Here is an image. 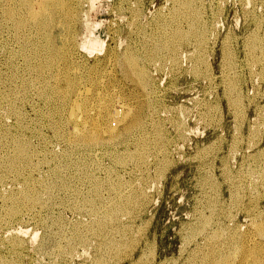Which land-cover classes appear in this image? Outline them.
<instances>
[{
    "label": "rangeland",
    "instance_id": "obj_1",
    "mask_svg": "<svg viewBox=\"0 0 264 264\" xmlns=\"http://www.w3.org/2000/svg\"><path fill=\"white\" fill-rule=\"evenodd\" d=\"M84 1V2H83ZM83 1H81V3L80 4H78L79 6L77 7V9H76V11H75V16H76V18H78V19H76L75 18V16L73 17V19L75 20H72V23H71V28L70 27H67V26H65V28H60V27H54V28H52V29H50L49 31H48V35L50 34L51 35V38L53 39L52 40V46L53 47H55V49H60V50H64V52H67L68 54H67V56H69V58H67L68 60V62L67 61H65V60H61L60 61V59H56V60H54L53 62L55 63H52L51 64V66L53 67V68H51V67H46V68H43V69H38L40 66L39 65H41V62L43 63V61H44V57H46V56H48V54H46L47 52H48V47H45L44 45H43V47L45 48L44 50L42 49V54H40V55H29V54H32V53H30L31 52V47H30V44L28 45H26V43L24 42V43H22V42H20L21 40H16V41H18V42H13L11 39H8V40H3L4 38H2L1 36H0V110L3 108V110H1L0 111V121L2 122V123H0V143H1V145H0V149H2V150H0V167H1V169H0V177H2V174H3V177L4 178H6V179H3V177L2 178H0V192H2V193H0V221H1V223H0V257L2 256V258H0V264L2 263V264H10L11 263V261H12V263L11 264H82V262H84V264H94V263H96V264H102L103 262V260H104V264H112V263H117V262H119V263H117V264H135V263H137V264H182V263H185V264H210L211 262L213 263V264H225V262L224 261H226V264H242L243 262H248V258H249V262L247 263V264H253V263H255V262H257V260H258V258H256V253H257V257H261V256H264V254H263V252H261V253H258V251H262V249H263V251H264V246H261V245H264V232H263V230H261L260 228H263V226L264 225H262V224H264V188L262 189V186L264 187V178L262 179V177H264V173H263V171H264V166H263V164H264V127L262 128V130L260 129L262 126H264L263 124H264V122H263V120H264V111L262 110V109H264V77H262L261 78V76L263 75V73H264V67L263 68H261V66H264V62H263V65H261L262 63V59H263V61H264V58H262V57H264V56H262V51H263V53H264V20H262V17L264 18V0H262L263 2H261V0H254V2L252 1V0H204V2H203V0H191V8H192V10H191V13L190 12H188V11H190V10H183L182 12H180V13H177L178 12V7H180V5H179V1L178 0H174L175 2H177V3H173L174 1L173 0H94V2H92L93 0H83ZM122 1H123V3H122ZM126 1V2H125ZM137 3H136V2ZM142 1V2H141ZM146 1V2H145ZM152 1V2H151ZM194 1V2H193ZM211 1H212V3H211ZM219 1H221V2H223V3H221V2H219ZM243 1V2H242ZM144 2V3H143ZM214 2V3H213ZM249 2V3H248ZM256 2V3H255ZM84 3V4H83ZM91 3H93L92 5H91ZM117 3V4H116ZM142 3V4H141ZM160 3V4H159ZM204 4V6H203V4ZM219 3H221V4H219ZM253 3H255V4H253ZM263 5H262V4ZM95 4V5H94ZM129 4V5H128ZM137 4V8H138V10H137V8L135 7V5ZM139 4V5H138ZM197 4H199V5H197ZM202 4V5H201ZM258 4V5H257ZM82 5V6H81ZM89 5V6H88ZM90 5H91V7H90ZM94 5V6H93ZM133 5V6H132ZM144 5V6H143ZM165 5V6H164ZM194 5V6H193ZM196 5V6H195ZM208 5V6H207ZM212 7H211V6ZM219 5V6H218ZM244 5V6H243ZM118 6V7H117ZM133 8H132V7ZM142 6V7H141ZM164 6V7H163ZM176 6V7H175ZM198 6V7H197ZM204 7V11H203V7ZM221 8V10H219V8ZM221 6V7H220ZM223 6V7H222ZM225 6V7H224ZM255 6V7H254ZM123 7V8H122ZM125 7V8H124ZM161 7V8H160ZM163 7V8H162ZM197 7V8H196ZM242 7H244V8H242ZM256 8V10L254 9V8ZM92 9V10H90V9ZM114 8V9H113ZM131 10H133V11H130V9ZM136 8V9H135ZM175 8V9H174ZM176 8H178V9H176ZM198 8H201L202 10H200V9H198ZM216 8V9H215ZM81 9V10H80ZM88 9V10H87ZM140 9H142L141 10V12H140ZM196 9H198L199 10V12L196 10ZM212 9V10H211ZM214 9V10H213ZM217 9H218V11H217ZM225 9V10H224ZM230 9V10H229ZM78 10V11H77ZM129 10V11H128ZM156 10V11H155ZM162 10V11H161ZM174 10V11H173ZM211 10V11H210ZM232 10V11H231ZM243 10V11H242ZM247 10V11H246ZM250 10H252V11H250ZM90 13H89V12ZM114 11V12H113ZM161 11V12H160ZM170 13H169V12ZM185 11V12H184ZM193 11V12H192ZM198 13H197V12ZM203 13H202V12ZM214 11V12H213ZM246 11V12H245ZM79 12V13H78ZM83 12V13H82ZM87 12V13H86ZM135 12V13H134ZM137 12V13H136ZM160 12V13H159ZM183 12H184V14H183ZM186 12H187V15H186ZM194 12H196V13H194ZM201 12V13H200ZM207 12V13H206ZM222 14H221V13ZM245 12V13H244ZM257 12V13H256ZM115 13V14H114ZM123 13V14H122ZM157 13V14H156ZM158 13H159V15H158ZM194 13V14H193ZM214 13V14H213ZM252 13V14H251ZM255 13V14H254ZM78 14V15H77ZM80 14H81V16H80ZM88 16H87V15ZM135 14H136V17H135ZM166 14H167V16H166ZM169 14H171L173 17H171V15H169ZM190 14H193V15H190ZM195 14H198L197 16H199L198 18H197V21H199L198 23H196L197 24V26H198V28L200 27H202V29H204L203 31H202V29H200L199 28V30L200 31H202L203 33H204V35H206L208 38H210V39H208L207 37H205L206 39V41H205V43L208 45V47H207V45L202 41V43L200 42V34L198 33V34H196V36L194 37V36H190V38L189 37H183L184 35H182V36H180V40L178 39V41H177V37L179 38V36H175V34H176V32H183V30H185V32H183V33H185V34H187V33H190V32H192L193 31V29L191 30V28H193L191 25L193 24L192 22H194V20H193V18H192V16L194 17V15ZM205 14V15H204ZM225 14V15H224ZM248 14V15H247ZM261 14V15H260ZM132 15V16H131ZM139 15V16H138ZM143 15V16H142ZM157 15H158V17H157ZM164 17H163V16ZM175 15V16H174ZM179 15V16H178ZM189 15V16H188ZM212 15V16H211ZM217 15V16H216ZM221 15H222V17H221ZM260 15V16H259ZM79 16V17H78ZM124 16V17H123ZM176 16H178V17H176ZM183 16L185 17V19L184 20H186V22H184V20H182L183 19ZM202 18H201V17ZM204 16V17H203ZM249 16V17H248ZM118 17V18H117ZM141 17V18H140ZM170 17V18H169ZM186 17H189L188 19L186 18ZM206 17V18H205ZM218 19H217V18ZM253 17V18H252ZM257 17H259V18H257ZM80 18V19H79ZM120 18V19H119ZM122 18V19H121ZM128 18V19H127ZM132 18V19H131ZM160 18V19H159ZM172 18V19H171ZM191 18H192V20H191ZM200 18V19H199ZM245 18V19H244ZM251 18H252V20H251ZM89 19V20H88ZM139 21H138V20ZM158 19V20H157ZM164 19H166V20H164ZM171 21H170V20ZM175 19V20H174ZM179 19V20H178ZM217 19V20H216ZM261 19V20H260ZM93 20V21H92ZM128 20H130V21H128ZM156 20V21H155ZM169 20V21H168ZM178 20V21H177ZM182 20V21H181ZM187 20H188V23H187ZM204 20L206 21V23H208V24H206L205 22H204ZM235 20V21H234ZM259 20V22H263L262 24L261 23H259V22H257ZM119 21V22H118ZM166 21V22H165ZM183 23V24H180L181 22ZM190 21V22H189ZM203 21V22H202ZM215 21V22H214ZM245 21V22H244ZM248 23H247V22ZM87 22H88V24H87ZM92 22V23H91ZM98 22V23H97ZM121 22V23H120ZM132 22V23H131ZM137 24H136V23ZM164 22V23H163ZM168 22V23H167ZM176 22V24H174ZM178 22V23H177ZM213 22V23H212ZM80 23V24H79ZM89 23H91V24H89ZM96 25H95V24ZM134 23V24H133ZM148 23H150L149 25H148ZM161 23V24H160ZM167 23V24H166ZM187 23V24H186ZM191 25H190V24ZM204 23V24H203ZM251 25H250V24ZM252 23H255L254 25L252 24ZM256 23H257V25H256ZM75 24V25H74ZM87 24V25H86ZM102 24V25H101ZM130 24H132V25H130ZM141 24V25H140ZM172 24V25H171ZM178 24V25H177ZM185 24V25H184ZM201 24H203V25H201ZM74 25V26H73ZM162 25V26H161ZM165 25V26H164ZM170 25V26H169ZM175 25V26H174ZM182 25V26H181ZM187 25V26H186ZM201 25V26H200ZM206 25H208V26H206ZM261 25H262V27H261ZM73 26V27H72ZM100 26V27H99ZM127 26H129V28L127 27ZM132 26H134L133 28H132ZM139 26V27H138ZM160 26V27H159ZM166 27V28H164V27ZM169 26V27H168ZM190 26V27H189ZM212 26V27H211ZM256 26L258 27V26H260V27H258V28H256ZM94 27H96V28H94ZM143 27H146V28H148V30L147 29H145V28H143ZM155 27V28H154ZM188 27V28H187ZM209 30V32L207 31V29ZM74 28V29H73ZM145 29V30H140V29ZM152 28V29H151ZM159 30H161L162 31V35H160L161 34V31H159ZM174 28V29H173ZM181 28H183V29H181ZM232 28V29H231ZM256 28V29H255ZM55 29V30H54ZM66 29V30H65ZM72 29V30H71ZM79 29V30H78ZM92 29V30H91ZM134 29H137V30H134ZM163 29V30H162ZM168 29V30H167ZM173 30V32L171 31V30ZM206 29V30H205ZM248 29V30H247ZM260 30V31H258V30ZM65 30V31H64ZM71 30V31H70ZM124 30V31H123ZM179 30V31H178ZM190 30V31H189ZM229 30H230V32H229ZM4 31H5V29H4ZM63 31H64V33H63ZM70 31V32H69ZM90 31H92L93 32V34L90 32ZM99 31V32H98ZM139 31V32H138ZM141 31V32H140ZM147 31V32H146ZM156 31V32H155ZM159 31V32H158ZM188 31V32H187ZM250 31H252V32H250ZM253 31H256V33L254 32L253 33ZM57 32V33H56ZM68 34H67V33ZM127 32H129V33H127ZM132 32V33H131ZM135 32H136V34H135ZM144 32V33H143ZM150 34H152V33H154V34H152V36L154 37H152L151 35H149V33ZM165 32V33H164ZM167 32V33H166ZM175 32V33H174ZM206 32H208L207 34H206ZM257 32H259V34L257 35ZM4 33V32H3ZM55 33V34H54ZM77 33V34H76ZM137 33H141L140 34V36H142V37H139V34H137ZM148 33V34H147ZM157 33V34H156ZM160 33V34H159ZM171 33V34H170ZM173 33V34H172ZM196 33V32H195ZM233 33V34H232ZM252 33V34H251ZM84 34V35H83ZM91 34H92V36H91ZM143 34V35H142ZM145 34V35H144ZM156 34V35H155ZM170 34V35H169ZM230 34H231V36H230ZM67 35V36H66ZM71 35V36H70ZM87 35V36H86ZM89 35V36H88ZM134 35H136V36H134ZM167 35V37H165ZM174 35V36H173ZM199 35V36H198ZM249 35H253V37H249ZM80 36H82V37H80ZM111 36V37H110ZM120 36V37H119ZM138 36V37H137ZM146 38H145V37ZM150 36V37H149ZM162 36V37H161ZM227 36V37H226ZM239 36V37H238ZM241 36H242V38H241ZM246 36V37H245ZM257 38H256V37ZM261 36V37H260ZM263 36V37H262ZM56 37V38H55ZM67 37V38H66ZM73 38V39H71V38ZM76 38V41H75V38ZM128 37H129V39H128ZM137 37V38H136ZM148 37H149V39H148ZM158 37V38H157ZM161 37V38H160ZM163 37H164V39L166 38V40H163ZM171 39H170V38ZM191 37H192V39H191ZM194 37V38H193ZM233 37H235V41H237V42H235V41H233L234 40V38ZM245 37V38H244ZM247 37H249V39L250 40H253L254 39V37L256 38V39H254V40H258V38H259V42L258 41H251L250 42V40L247 38ZM66 38V39H65ZM70 38V39H69ZM87 38V39H86ZM140 38V39H139ZM154 40H153V39ZM160 41V42H157V39ZM185 38V39H184ZM195 38H197V40L195 39ZM198 38H200V39H198ZM230 38V39H229ZM247 38V39H246ZM253 38V39H252ZM261 38V39H260ZM263 38V39H262ZM60 39V40H59ZM66 41H65V40ZM81 39H83V40H81ZM89 39V40H88ZM93 39H97L99 42H101L102 44H103V42L104 43H106L105 45H103L102 46V49L101 50H98V49H96V50H94V51H91V49L89 48L90 47V44L88 45V43H89V41L90 40H93ZM121 41H120V40ZM143 39V40H142ZM162 41H161V40ZM168 39V40H167ZM182 39V40H181ZM183 39H184V41H183ZM189 41H188V40ZM194 39V40H193ZM215 39V40H214ZM217 39V40H216ZM228 39V41H226ZM245 39V40H244ZM72 40V41H71ZM86 40V41H85ZM102 40V41H101ZM147 40V41H146ZM156 40V41H155ZM172 40H174V41H172ZM186 40H187V42H186ZM208 40H209V42H208ZM260 40H262V41H260ZM8 42V44H7V42ZM69 41V42H68ZM145 43H144V42ZM150 41V42H149ZM155 41V44L157 43V44H162L163 42H167V41H172V42H175L174 44H177L176 46H180V47H176V49L177 50H175V54L174 53H171V52H169L167 49H164V48H162V47H160V49H159V45H157V47H156V45L155 44H153V42ZM195 41V42H194ZM248 41L250 42V44L252 43L253 44V42H256V43H254V45H252L251 44V47L249 46L250 44L248 43ZM13 42V43H12ZM66 42V43H65ZM120 42L122 43V44H120ZM128 42H130V43H128ZM132 42V43H131ZM147 42H149V43H147ZM152 42V43H151ZM162 42V43H161ZM182 42V44H183V46H181V43ZM184 42V43H183ZM208 42V43H207ZM228 42H230V43H228ZM233 42V43H232ZM242 42H243V44H242ZM10 43V44H9ZM54 43H56V44H54ZM62 43V44H61ZM83 43H85V44H83ZM147 43V44H146ZM187 43H188V45H187ZM191 43V44H190ZM199 43H201V46H200V44ZM215 44V46H214V44ZM227 43V45H224V44H226ZM236 43H238V44H236ZM21 44V45H20ZM72 44V45H71ZM74 44V45H73ZM86 44H87V46H86ZM120 44V45H119ZM130 44V45H129ZM146 44V46L148 47H146V46H144V45ZM155 46L154 48H152L153 46ZM198 44V45H197ZM204 46H203V45ZM222 44V45H221ZM230 44V45H229ZM7 45V46H6ZM70 45V46H69ZM83 45V46H82ZM135 45V46H134ZM193 45H195V46H193ZM229 45V46H228ZM238 45V46H237ZM246 45H247V49H244V48H246ZM260 47H259V46ZM22 46H24V47H22ZM26 46V47H25ZM46 46H48L47 44H46ZM58 46H59V48H58ZM61 46V47H60ZM104 46H105V48H104ZM119 46H121V47H119ZM131 47V49H130V47ZM143 46H144V48H143ZM184 46H186V47H184ZM188 46V47H187ZM200 46V47H199ZM207 48H206V47ZM210 46H212V47H214V48H212V50H211V48H210ZM228 46V47H227ZM243 46V47H242ZM258 46V48L256 49V47ZM6 47V48H5ZM19 47H21V48H19ZM28 47V48H27ZM30 47V48H29ZM72 47V48H71ZM79 47H81L82 49H80ZM119 47V48H118ZM127 48L126 50L124 49V48ZM204 47V48H203ZM227 47V49H225ZM230 47V48H229ZM233 47H234V49H233ZM251 49V55H250V50H249V48ZM252 47H254V49L255 50H253V48ZM261 47H263V48H261ZM13 48V49H12ZM23 48H25V49H23ZM47 48V49H46ZM86 48V49H85ZM134 50H133V49ZM136 48H137V50H136ZM139 48H141V49H139ZM149 48H152V49H149ZM196 48L199 50L200 49V51H198V50H196ZM260 48V49H259ZM11 49V50H10ZM29 49V50H28ZM85 49V50H84ZM104 49V50H103ZM121 49V50H120ZM143 49H144V52H145V54H144V52H143ZM164 51H162V50ZM180 49V50H179ZM187 49H189V50H187ZM204 51H203V50ZM230 49H232V52H234V53H232V52H230L231 50ZM262 49V50H261ZM20 50V51H19ZM62 50V51H63ZM74 50V51H73ZM84 50V51H83ZM87 50V51H86ZM103 50V51H102ZM119 50V51H118ZM123 50H125V51H128V50H130V52H126L125 53V51H123ZM133 50V51H132ZM142 50V51H141ZM150 50V51H149ZM151 50H152V52H151ZM155 50V51H154ZM186 50H187V52H186ZM206 50V51H205ZM214 50H215V52H214ZM229 50V51H228ZM235 50V51H234ZM247 50H249V51H247ZM261 50V51H260ZM11 51V52H10ZM24 51V52H23ZM28 51V52H27ZM45 51V52H44ZM105 51V52H104ZM135 52V54L138 56V58H140V56L141 57H143V58H141V59H139L140 61H141V65L143 66V63H144V68L146 69V71L148 72V70L149 69H151V70H149V72H151V74L150 73H148V77H149V79H151L152 78V80H150V81H148V84H147V86H144V89H147V91L146 90H143V87H140L141 86V84H139L138 83V81H137V79L134 77V75L133 74H131L129 71H127L128 69H127V67H126V65H125V63H124V55L125 54H127V53H132V52ZM147 51H148V53H147ZM182 51V52H181ZM197 51L199 52V53H197ZM209 51V52H208ZM245 51H247L246 53H245ZM255 51V52H254ZM77 54H76V53ZM98 52H99V54H98ZM102 52V53H101ZM118 52V53H117ZM153 55L152 57L151 56H149V55H151L150 53ZM160 52V53H159ZM178 52V53H177ZM193 52H195V53H197V54H194ZM203 52H204V54L205 55H202L203 54ZM208 52V53H207ZM222 52V53H221ZM227 54H226V53ZM229 52V53H228ZM238 52L240 53V55L238 54ZM258 53V54H254V53ZM26 53V54H25ZM88 53L89 54H92V55H88ZM93 53H95V54H93ZM117 53V54H116ZM162 53H163V55H162ZM167 53V54H166ZM225 53V55H223ZM254 55H253V54ZM261 53V54H260ZM72 54V55H71ZM75 54V55H74ZM103 54V55H102ZM123 54V55H122ZM155 54V55H154ZM172 55V56H170V55ZM176 56V57H174V55ZM185 54V55H184ZM193 54V55H192ZM200 54V55H199ZM231 54H233L232 56H231ZM16 55V56H15ZM21 55V56H20ZM28 55V56H27ZM79 55V56H78ZM94 55V56H93ZM108 55V56H107ZM140 55V56H139ZM146 55H147V57H146ZM179 55V56H178ZM194 55H198V56H195L194 57ZM207 55V56H206ZM214 55V56H213ZM227 55L229 56L228 57V59H227ZM249 55V56H248ZM264 55V54H263ZM14 56V57H13ZM43 56V57H42ZM93 56V57H92ZM110 56V57H109ZM156 56V57H155ZM166 56V57H165ZM168 56V57H167ZM170 56V57H169ZM178 56V57H177ZM193 56V57H192ZM201 56V57H200ZM223 56H224V59H222L223 58ZM234 56L236 57V58H234ZM254 56H256V58L254 57ZM261 56V58L259 59L258 57H260ZM11 57V58H10ZM29 58V60L27 59V58ZM38 57V58H37ZM40 57H42V58H40ZM79 57V58H78ZM88 57H89V60H88ZM104 59H103V58ZM121 57V58H120ZM150 59H149V58ZM173 59H172V58ZM198 59H197V58ZM205 57V58H204ZM207 57V58H206ZM210 59H209V58ZM225 57H226V59H225ZM251 57H254V58H251ZM12 60H10V59ZM26 58V59H25ZM76 58V59H75ZM102 58V59H101ZM114 58V59H113ZM120 58V59H119ZM146 58H148L149 59V61L146 59ZM174 58H177V59H175V61H174ZM181 58H183V60L181 59ZM190 58V59H189ZM191 58H194V59H191ZM196 58V59H195ZM203 60H202V59ZM231 58H233L234 60L235 59H237V60H235V61H231L230 59ZM248 58L249 59H251V60H248ZM74 59V60H73ZM110 59H112V60H110ZM153 61H152V60ZM200 59V60H199ZM255 60V61H253V60ZM8 60V61H7ZM14 60V61H13ZM28 61V62H26V61ZM59 60V61H58ZM80 60V61H79ZM103 60V61H102ZM108 60V61H107ZM172 60H173V62H172ZM178 62H177V61ZM182 60V61H181ZM190 60V61H189ZM192 60H194V61H192ZM204 60H205V63H204ZM224 60H225V62L227 63H225L224 62ZM239 60V61H238ZM247 60V61H246ZM259 60H260V62H259ZM32 61H35V62H32ZM58 61V62H57ZM62 61H64V62H62ZM83 61V62H82ZM89 61V62H88ZM111 63H110V62ZM119 61H121V62H119ZM152 62V64H151V62ZM165 61H166V63H165ZM169 61H171V62H169ZM182 62L181 64H180V62ZM201 61H203L202 63H201ZM224 62V64L222 65V63ZM228 61H231V63L229 62L228 63ZM248 61H250L249 63H250V65H249V63H248ZM258 61V62H257ZM10 62V63H9ZM40 62V63H39ZM62 62V63H61ZM70 62H71V65H70ZM73 62V63H72ZM77 62V63H76ZM79 62H81V63H79ZM87 62V63H86ZM108 62H109V64H108ZM115 62V63H114ZM117 62V63H116ZM143 62V63H142ZM146 62V63H145ZM149 62V63H148ZM167 62H169V64L167 63ZM175 62H177V63H175ZM189 62H191V63H189ZM198 62V63H200L201 64V66H200V64L199 65H197L196 63ZM222 62V63H221ZM237 62V63H236ZM240 64H239V63ZM244 62V63H243ZM254 62V63H253ZM9 63V64H8ZM27 63V64H26ZM61 63V64H60ZM69 63V64H68ZM83 63V64H82ZM92 63V64H91ZM123 63V64H122ZM154 63V64H153ZM173 65H172V64ZM179 63V64H178ZM193 63V64H192ZM194 63H195V66H194ZM207 63V64H206ZM234 63H236V64H234ZM248 63V64H247ZM252 63V64H251ZM256 63V64H255ZM260 65H259V64ZM33 64V65H32ZM54 64V65H53ZM73 64H74V66H76V67H74L73 66ZM77 64V65H76ZM97 64V65H96ZM114 64V65H113ZM117 64H118V66H117ZM147 64V65H146ZM171 64V65H170ZM175 64V65H174ZM230 64V65H229ZM235 66H234V65ZM237 64H239V65H237ZM243 64V65H242ZM255 64V65H254ZM258 64V65H257ZM15 65V66H14ZM60 65V66H59ZM91 65H93V66H91ZM120 65H122V67L120 66ZM146 65V66H145ZM180 65H182V66H180ZM190 65V66H189ZM204 65V66H203ZM224 65H227L228 66V68L226 67V66H224ZM238 67H237V66ZM253 65V66H252ZM25 66V67H24ZM64 66H66V67H64ZM87 66H88V68H87ZM109 66V67H108ZM111 66V67H110ZM125 66V67H124ZM188 66H189V68H188ZM198 66V67H197ZM199 66L201 67L200 68V70H199ZM208 66V67H207ZM247 66V67H246ZM250 66H252V67H254V68H252V67H250ZM259 66V67H258ZM64 67V68H63ZM68 67V68H67ZM70 67H72V68H70ZM91 67V68H90ZM97 67V68H96ZM102 67V68H101ZM119 67V68H118ZM157 67V68H156ZM208 69H207V68ZM210 67H211V69H210ZM224 67H226V68H224ZM231 67H233V68H231ZM236 67L238 68L237 70H236ZM252 68V69H250V68ZM29 68V69H28ZM59 68V69H58ZM65 68H67V70L68 71H66V72H63V70L65 69ZM81 68V69H80ZM84 68V69H83ZM95 68V69H94ZM99 68H100V71H99ZM113 68V69H112ZM126 69V70H120V69ZM172 68H175V69H173V70H171ZM179 68V69H178ZM181 68V69H180ZM194 68H195V70H194ZM198 68V71L196 70ZM205 68V69H204ZM223 68V69H222ZM229 68H231V69H229ZM234 68H235V70H234ZM242 68V69H241ZM247 68V69H246ZM256 68V69H255ZM259 68V69H258ZM261 68V69H260ZM16 69V70H15ZM28 71H27V70ZM32 69L35 71V73L32 71ZM46 69V70H45ZM49 69V70H48ZM70 69V70H69ZM75 69V70H74ZM88 69V70H87ZM107 69V70H106ZM112 69V70H111ZM193 69V70H192ZM225 69V70H224ZM254 69V70H253ZM263 69V70H262ZM40 70V71H39ZM52 70V73L50 72ZM59 70V71H58ZM74 70V71H73ZM91 72H90V71ZM95 72H94V71ZM102 70V71H101ZM109 70H111V71H113L112 72V74L114 75H112L111 74V72L109 71ZM185 72H184V71ZM188 70H190L189 72H188ZM206 70V71H205ZM222 70V71H221ZM224 70V71H223ZM228 70V71H227ZM233 71V73H232V71ZM252 70V71H251ZM13 71V72H12ZM15 71V72H14ZM17 71V72H16ZM25 71H27V72H25ZM31 71V72H30ZM37 71H39V72H37ZM71 71V72H70ZM73 71V72H72ZM78 71V72H77ZM86 71V72H85ZM90 73H89V72ZM108 71V72H107ZM172 71H174V74H173V72ZM179 72V75L178 74H175V73H177V72ZM193 71H194V73H193ZM199 72L198 74H196L195 75V73L196 72ZM203 71V72H202ZM227 71V72H226ZM230 71V73H228ZM237 71V72H236ZM239 71V72H238ZM248 71H250L249 73H248ZM258 71V72H257ZM261 71H263V72H261ZM50 72V73H49ZM56 72V73H55ZM68 72V73H67ZM75 72V73H74ZM88 72V73H87ZM103 74H102V73ZM183 72V73H182ZM186 72H188V73H186ZM213 72V73H212ZM223 72V73H222ZM252 72V73H251ZM259 72L260 73H262V75L260 74L259 75ZM14 73V74H13ZM16 73V74H15ZM20 73V74H19ZM31 73V74H30ZM41 73H43L42 75H41ZM63 75H62V74ZM67 73V74H66ZM73 73V74H72ZM93 73V74H92ZM105 73V74H104ZM110 73V74H109ZM119 73V74H118ZM122 73V74H121ZM124 73V74H123ZM193 73V74H192ZM203 73V74H202ZM207 74V75H205V74ZM212 73V75H210ZM224 73H226L225 75H223ZM228 73V74H227ZM238 73H239V75H238ZM245 73V74H244ZM256 74V75H253V74ZM56 74H57V76H56ZM81 74V75H80ZM121 74V75H120ZM125 74H126V76H125ZM183 74V75H182ZM199 74H200V76H201V78H200V76H199ZM234 74H235V76H234ZM236 74H237V76H236ZM31 75V76H30ZM42 77H41V76ZM53 75H54V77H53ZM67 75H69V76H72V77H74V75H75V77L77 78V81L79 82V83H77L78 85V87L80 86L82 89H86V88H91V91L93 92V93H91V94H95V91L97 92V88H99L98 90L100 91V89H101V91L100 92H103L104 94H110V96H113L114 97V93L116 94L115 96L117 97V95L118 96H121V101H123V102H128L129 104H131V101L133 102L131 105H133V106H135L134 107V109H135V111L137 112L138 110H140V116L142 117V115L144 116L143 118H140V120L142 121V123H143V127H142V129H140V130H143V131H141L140 132V130L138 129V131H137V129L135 128L134 130H133V133L131 132V133H128V135H127V133H124V132H126V129H125V125H123V124H120L119 122H118V129H117V131L119 132V130L121 131H123V129H125L122 133L121 132H119V134H120V136L118 137V138H113V139H111L110 137L108 138V135H106V134H103V135H101V136H103L102 137V141L98 144V146L97 145H94V146H90V147H88L86 144H84L85 142L82 140V138L81 137H79V136H77L74 132H75V130H74V123H72V121L70 120V121H68V118H67V116H68V105L66 106H63L62 108L63 109H61L60 108V105H61V103L63 102L62 101V97H61V94L59 93V92H57L54 88H65L66 87V81H65V78L63 77V76H67ZM89 75V76H88ZM97 75V76H96ZM125 77H124V76ZM174 75V76H173ZM185 75V76H184ZM193 75V76H192ZM209 75V76H208ZM219 75H221V76H219ZM223 75V76H222ZM229 75H231L230 77H231V79H230V77H229ZM234 77H233V76ZM241 75V76H240ZM243 75V76H242ZM259 75V76H258ZM10 76V77H9ZM13 78H12V77ZM22 76V77H21ZM35 76V77H34ZM47 76V77H46ZM50 76H52V77H50ZM61 76V77H60ZM88 76V77H87ZM94 76L96 77V78H94ZM99 76L101 77V78H99ZM111 78H110V77ZM153 76V77H152ZM181 76V77H180ZM214 76V77H213ZM218 76V77H217ZM225 76V77H224ZM249 76V77H248ZM253 76H254V78H253ZM24 77H25V79H24ZM35 79H34V78ZM36 77H37V80H36ZM44 77V78H43ZM56 77H58V78H56ZM93 77V78H92ZM113 77H115V78H113ZM118 77V78H117ZM124 79H123V78ZM173 77V78H172ZM197 78V79H195V78ZM199 77V78H198ZM213 77V78H212ZM224 77V78H223ZM227 77V78H226ZM232 77H233V79H232ZM241 77V78H240ZM258 77H260V81H259V78ZM10 78L11 79H16V81L15 80H10ZM30 78V79H29ZM43 80H42V79ZM47 78V79H46ZM52 78V79H51ZM92 79V81H91V79ZM103 78H105V79H103ZM129 78V79H128ZM153 78H154V80H153ZM172 78V79H171ZM178 78V79H177ZM203 78V79H202ZM206 78V79H205ZM210 78H211V80H213V81H211L210 80ZM219 78V79H218ZM226 78V79H225ZM237 78V79H236ZM28 79V80H27ZM39 79V80H38ZM50 81H49V80ZM96 79V80H95ZM98 79L100 80V81H98ZM107 79V80H106ZM113 79V80H112ZM115 79V80H114ZM132 79H134V80H132ZM174 79H176V81L174 80ZM199 79V80H198ZM216 79V80H215ZM223 79V80H222ZM239 79H241V80H239ZM246 79V80H245ZM61 81V83H58V82H60ZM82 80V81H81ZM90 80V81H89ZM106 82H105V81ZM120 80H122V81H120ZM206 80V81H205ZM210 80V81H209ZM233 80V81H232ZM239 80V81H238ZM21 81H23V82H21ZM25 81H26V83L28 84H26L25 83ZM36 82L35 84H34V82ZM38 81V82H37ZM40 81H42V82H40ZM48 81V82H47ZM55 81V82H54ZM64 81V82H63ZM109 81V82H108ZM125 81V82H124ZM173 81V82H172ZM183 81V82H182ZM194 81V82H193ZM221 81V82H220ZM226 81V82H225ZM235 81V82H234ZM238 81V82H237ZM31 84H30V83ZM40 82V83H39ZM45 82V83H44ZM53 82V83H52ZM89 84H88V83ZM91 82V83H90ZM98 82V83H97ZM110 82L112 83V84H110ZM117 82H118V84H117ZM150 82H151V84H150ZM177 82V83H176ZM198 82V83H197ZM223 82V83H222ZM228 82H231V85H228ZM236 84V83H238V84H234V83ZM243 82V83H242ZM254 82V83H253ZM8 83V84H7ZM16 84V86H15V84ZM21 83V84H20ZM24 83V84H23ZM81 83H82V86H81ZM95 85H94V84ZM103 83L104 84H107V85H103ZM122 83H123V85H122ZM153 83V84H152ZM157 83V84H156ZM169 83L171 84V85H169ZM199 83H201V84H199ZM209 83V84H208ZM212 83H214V84H211ZM221 85H220V84ZM225 83L227 84L226 85V87L224 86L225 85ZM244 83H246V84H244ZM26 84V85H25ZM44 84V85H43ZM98 84V85H97ZM126 84V85H125ZM155 84H156V86H155ZM173 84V85H172ZM182 84V85H181ZM190 84V85H189ZM194 84V85H193ZM215 84H216V86H215ZM230 84V83H229ZM234 84V85H233ZM252 84V85H251ZM34 85L36 86V87H34ZM47 85H48V87H47ZM51 85V86H50ZM55 85V86H54ZM89 85V86H88ZM93 85H94V87H93ZM97 85V86H96ZM100 85V86H99ZM117 86L116 88L117 89H115V86ZM130 85V86H129ZM151 85H152V87H151ZM176 85V86H175ZM210 85V86H209ZM238 85V86H237ZM240 85V86H239ZM242 85V86H241ZM245 85V86H244ZM259 85V86H258ZM18 86H19V88H18ZM22 86H24V87H22ZM59 86V87H58ZM101 86H104V88L106 89H104L103 87H101ZM135 88H134V87ZM149 86V87H148ZM168 86V87H167ZM173 86L176 88H173ZM178 86V87H177ZM188 86H189V88H188ZM205 86V87H204ZM220 88H219V87ZM232 86H235V88L234 87H232ZM236 86H237V88L240 90V92H239V90H238V92L236 91L237 89H236ZM7 87H9L8 89H7ZM14 87V88H13ZM30 87V88H29ZM38 87V88H37ZM41 87V88H40ZM43 87V88H42ZM84 87V88H83ZM93 87V88H92ZM109 87V88H108ZM139 87V88H138ZM146 87V88H145ZM206 87H208V88H206ZM223 87H225V88H223ZM240 87V88H239ZM260 87V88H259ZM18 88V89H17ZM23 88H24V91H23ZM32 88V89H31ZM34 88V89H33ZM48 88V89H47ZM53 88V89H52ZM77 88V87H76ZM122 88V89H121ZM124 88V89H123ZM154 88V89H153ZM160 88V89H159ZM166 88V89H165ZM168 88H169V90H168ZM188 88V89H187ZM213 88H216V89H213ZM229 88V89H228ZM232 90H231V89ZM258 90H257V89ZM26 89H28V90H26ZM31 89V90H30ZM35 89H38V90H36L35 91ZM94 89V90H93ZM113 89V90H112ZM142 89V90H141ZM151 89V90H150ZM206 89V90H205ZM213 89V90H212ZM225 89H227V91L225 90ZM243 89V90H242ZM248 89V90H247ZM261 89V90H260ZM41 90H42V92H41ZM49 90H51L50 92H49ZM54 90H55V92H54ZM102 90H104V91H102ZM137 90H139V91H137ZM158 90V91H157ZM160 90V91H159ZM171 90V91H170ZM217 90V91H216ZM231 90V91H230ZM233 90H235V91H233ZM246 90H247V92H246ZM4 91H6V92H4ZM23 91V92H22ZM38 91V92H37ZM107 91V92H106ZM109 91H111V92H109ZM115 91V92H114ZM118 91V92H117ZM144 91V92H143ZM149 91V92H148ZM162 91V92H161ZM168 92V94H167V92ZM208 91H209V93H208ZM212 91V92H211ZM224 91H226V92H224ZM230 91V92H229ZM257 91L258 92H260V94L259 93H257ZM4 92V93H3ZM31 92V93H30ZM34 92H35V94H34ZM47 92V93H46ZM112 92H114V93H112ZM120 92V93H119ZM142 92V93H141ZM153 92V93H152ZM214 92V93H213ZM223 92V93H222ZM229 94H228V93ZM234 92H236L235 94H233ZM262 92V93H261ZM3 93V94H2ZM39 93H41V94H39ZM59 93V94H58ZM146 93V94H145ZM161 93H163L162 95H161ZM203 93V94H202ZM205 93V94H204ZM227 95H229V99L226 97V94ZM238 93H240V94H238ZM255 93V94H254ZM2 94V95H1ZM13 94V95H12ZM58 94V95H57ZM108 94V95H109ZM112 94V95H111ZM149 94H150V96H149ZM155 94H156V96H155ZM165 94V96L163 97V95ZM209 94V95H208ZM217 94V95H216ZM243 94V95H242ZM248 94V95H247ZM258 94V95H257ZM263 94V95H262ZM6 95V96H5ZM8 95V96H7ZM12 95V96H11ZM43 96V97H41V96ZM47 95V96H46ZM52 95V97H50V96ZM56 97H55V96ZM170 97H169V96ZM217 97H216V96ZM225 95V96H224ZM232 95H236V96H234V97H232ZM242 95V96H241ZM253 95V96H252ZM254 95H255V97H254ZM5 96V97H4ZM46 96V97H45ZM49 96V97H48ZM61 99V101H60V99H58V97ZM68 97H69V99H70V101H71V99L73 100L74 98H76L75 97V95H74V93L72 92V90L70 91V93H68V95H67ZM71 96V97H70ZM152 96H153V98H152ZM204 96V97H203ZM244 96V97H243ZM246 96H248V97H246ZM259 96V97H258ZM11 97V98H10ZM24 97H25V99H24ZM40 97V98H39ZM150 97V99H148ZM156 99H155V98ZM157 97H158V100H157ZM224 97H225V99H224ZM252 97V98H251ZM8 98H9V100H8ZM31 98V99H30ZM42 98H43V100H42ZM54 98V99H53ZM159 98H161V99H159ZM167 99L166 101H165V99ZM201 98H203V99H201ZM209 98V99H208ZM217 100H216V99ZM220 98V99H219ZM241 98H243L244 100H242ZM5 99V100H4ZM27 99V100H26ZM40 99V100H39ZM46 99V100H45ZM145 99H148L149 100V102L150 103H148V101L147 100H145ZM153 99V100H152ZM155 99V100H154ZM210 99H212V101L210 100ZM214 99H215V101H214ZM228 99V100H227ZM230 99H232L231 101H230ZM235 99V100H234ZM246 99V100H245ZM251 99H252V102H251ZM18 100V102H16V101ZM25 100V101H24ZM29 100V101H28ZM31 100V101H30ZM50 100V101H49ZM52 100V101H51ZM143 100V101H142ZM207 100V101H206ZM210 100V101H209ZM238 100V101H237ZM249 100H250V102H249ZM256 100V101H255ZM258 100V101H257ZM9 101V102H8ZM45 101H47L46 103H45ZM57 101H58V103H57ZM154 101H155V103H154ZM163 101H164V103H163ZM214 101V102H213ZM233 101H234V103H233ZM235 101H237V103L235 102ZM27 102V103H26ZM61 102V103H60ZM205 104H204V103ZM211 102V103H210ZM231 102V103H230ZM240 102V103H239ZM241 102H242V105H241ZM50 103V104H49ZM60 103V104H59ZM142 103V104H141ZM174 103V104H173ZM203 104V106H201V104ZM219 103H220V106H219ZM236 103V104H235ZM245 103V104H244ZM14 104V105H13ZM19 104V105H18ZM39 104V105H38ZM148 104H150V105H148ZM155 104V105H154ZM208 104V105H207ZM211 104V105H210ZM243 104H244V106H243ZM249 104H251V105H249ZM6 105V106H5ZM18 105V106H17ZM23 105V106H22ZM44 105V106H43ZM47 105V106H46ZM137 105V106H136ZM141 105V106H140ZM146 105V106H145ZM161 105V106H160ZM166 105H168V110H167V106ZM200 105V106H199ZM209 106L208 108H207V106ZM215 105V107H213V106ZM233 105V106H232ZM234 105L236 106V110H238V111H235V107H234ZM240 105V107H238ZM259 105V107H257ZM262 105V106H261ZM16 106V107H15ZM54 106V107H53ZM57 106L59 107V108H57ZM143 106H145V107H143ZM151 106V107H150ZM155 106H158V107H155ZM165 106V107H164ZM173 106V107H172ZM205 106V107H204ZM212 106V107H211ZM219 106V107H218ZM249 106V107H248ZM11 107V108H10ZM15 107V108H14ZM19 107V108H18ZM38 107V108H37ZM42 107H43V109H42ZM65 107V108H64ZM114 107L116 108V109H118V110H120L121 111V109H123L121 106H120V104H118V103H115L114 104ZM151 109H150V108ZM211 107V108H210ZM229 107V108H228ZM233 107V108H232ZM259 109V110H257V108ZM6 108V109H5ZM16 108H17V110H16ZM40 108V109H39ZM54 108H56V109H54ZM154 108V109H153ZM162 108V109H161ZM166 108V109H165ZM217 108V109H216ZM238 108V109H237ZM242 109V111H241V109ZM243 108H245V109H243ZM25 109V110H24ZM35 109V110H34ZM41 110V111H39V110ZM60 109V110H59ZM150 109V110H149ZM152 109H153V112H152ZM158 109L160 110V112L158 111ZM164 109H165V111H164ZM212 109L214 110V111H212ZM247 109V110H246ZM261 109V110H260ZM5 110H7V111H5ZM19 110H22L21 112H24V113H21ZM55 110V111H54ZM67 110V111H66ZM156 110V111H155ZM171 110V111H170ZM203 110V111H202ZM207 110H209V111H207ZM211 110V111H210ZM217 110H218V112H217ZM255 110H257V111H255ZM3 111H4V113H3ZM13 111V112H12ZM52 111H53V113H52ZM63 111V112H62ZM216 111V112H215ZM219 111H220V113H219ZM230 111V112H229ZM246 111V112H245ZM260 111H262V112H260ZM7 112V113H6ZM9 112V113H8ZM21 114H20V113ZM57 112V113H56ZM151 112V113H150ZM156 112H158V113H156ZM162 112V113H161ZM203 112V113H202ZM208 112V113H207ZM212 112V113H211ZM232 112V113H231ZM241 112V114H240V117H241V120H243L242 122L243 123H241V120H239V113ZM243 112V113H242ZM245 112V113H244ZM261 113V115H260V113ZM18 113V114H17ZM26 113V114H25ZM45 113V114H44ZM49 113H50V115H49ZM144 113V114H143ZM146 113V114H145ZM150 113V114H149ZM153 113H156L158 116H156V114H153ZM205 113V114H204ZM211 113V114H210ZM213 113H215V114H213ZM218 113V114H217ZM247 113V114H246ZM8 114V115H7ZM11 114V115H10ZM24 116H23V115ZM41 114V115H40ZM56 114V115H55ZM61 114V115H60ZM173 114V115H172ZM175 114V115H174ZM208 114H210L209 115V117H208ZM217 114V115H216ZM221 114V116H220V118H219V115ZM237 115V116H235L234 117V115ZM243 114H244V116H243ZM3 115V116H2ZM46 115H48V116H46ZM53 115H55V116H53ZM146 115H149V116H146ZM155 115V117H152V116H154ZM170 115H171V118L172 119H170ZM177 115V116H176ZM206 115V116H205ZM257 115H260L259 117H260V119L258 118V116ZM6 116H7V118H9V121H8V119L6 118ZM10 116V117H9ZM12 116H14V117H12ZM38 116H39V118H38ZM45 116V117H44ZM54 118H53V117ZM64 116V117H63ZM215 116V117H214ZM247 116V117H246ZM21 118L22 117V119H19V118ZM60 117V118H59ZM146 117V118H145ZM147 117H149V118H147ZM158 117H160V118H163V119H160V118H158ZM174 117V118H173ZM202 117L204 118V120L202 119ZM243 117V118H242ZM23 118H25V119H23ZM48 118V119H47ZM179 118V119H178ZM216 118V119H215ZM245 118V119H244ZM258 118V119H257ZM41 119V120H40ZM45 119V120H44ZM51 119V120H50ZM54 119V120H53ZM58 119V120H57ZM67 119V120H66ZM142 119H145V120H142ZM159 119L161 120V121H159ZM176 119H178L177 121H176ZM181 119V120H180ZM217 119H220V121H218ZM16 120H20V121H16ZM21 120H22V122H21ZM64 120H66V121H64ZM147 120V122H144V121H146ZM157 120V123L160 125H157V123H154V121H156ZM164 120V121H163ZM174 120V121H173ZM205 120H207V121H205ZM219 122H217V121ZM245 120V121H244ZM248 120H250L249 122H248ZM5 121V122H4ZM31 121V122H30ZM35 121V122H34ZM54 121V122H53ZM60 121V122H59ZM108 121H109V123H112V121H113V123H112V125L114 126V124H115V126L114 127H116V125H117V121L114 119V118H109L108 119ZM149 121V122H148ZM172 121V122H171ZM176 121V122H175ZM214 121H216L215 123H214ZM236 121V122H235ZM237 121H238V123H237ZM256 121L257 123H254V122ZM260 121V122H259ZM262 121V122H261ZM18 124H17V123ZM25 122V123H24ZM39 122H41V123H39ZM52 122V123H51ZM62 122H65V123H62ZM70 122V123H69ZM171 122V123H170ZM177 122H179V123H177ZM210 122V123H209ZM211 122H212V124H211ZM221 122V123H220ZM261 123V125L259 124V123ZM29 123H31V124H29ZM37 123V124H36ZM48 123H50V124H48ZM60 123V124H59ZM68 125H67V124ZM154 123V124H153ZM164 123V124H163ZM174 123V124H173ZM209 123V124H208ZM237 125H236V124ZM14 124H16V125H14ZM19 124H21V125H19ZM27 124H28V126H27ZM44 124V125H43ZM56 124V125H55ZM63 124H64V126H63ZM70 124V125H69ZM147 124H149V125H147ZM153 124V125H152ZM175 124H177L176 125V127H175ZM239 124V125H238ZM242 124V125H241ZM244 124V125H243ZM248 124H249V126H248ZM251 124H253V125H256V128H255V126H253V125H251ZM257 124H259V126H257ZM22 125H24V126H22ZM42 125V126H41ZM51 125H55L54 127L53 126H51ZM119 125H120V127H119ZM145 125V126H144ZM158 126L157 128H156V126ZM165 126V131H164V128H160L161 129V131H160V129H159V127H163V126ZM181 125V126H180ZM11 126V128H9V130H8V127H10ZM26 126V127H25ZM41 126V127H40ZM48 126H50V127H48ZM59 128H58V127ZM124 126V127H123ZM154 128H153V127ZM174 126V127H173ZM178 126H179V129L178 130H176L177 128H178ZM211 126H212V128H211ZM216 126V127H215ZM236 126V127H235ZM238 126V127H237ZM250 126H253L256 130L258 129V132L259 133H257V132H254V131H256V130H254L252 127V129L254 130V131H252L251 130V128H250ZM4 127V128H3ZM15 127V128H14ZM18 127V128H17ZM24 127V128H23ZM53 127V128H52ZM151 127H152V129H151ZM182 127V128H181ZM214 127V128H213ZM217 127H219V128H217ZM242 127V128H241ZM6 128H7V130H6ZM29 128V129H28ZM53 130H52V129ZM146 128V129H145ZM175 128V129H174ZM236 128H238V129H240V130H237ZM244 128V129H243ZM154 129V130H153ZM250 129V130H249ZM5 132H4V131ZM33 130V131H32ZM37 130V131H36ZM63 130H64V132H63ZM147 130V131H146ZM152 130V131H151ZM175 130V131H174ZM182 130V132L181 133H179L180 131ZM234 130V131H233ZM2 131V132H1ZM19 131H21V132H19ZM26 131V132H25ZM38 131L39 132H41V133H38ZM66 131V132H65ZM74 131V132H73ZM151 131V132H150ZM153 131L156 133V134H158V135H156V134H153ZM163 131V132H162ZM171 132V134L170 133H168V132ZM178 131V132H177ZM184 131V132H183ZM263 131V132H262ZM7 132V133H6ZM18 132L21 134V136H20V134H18ZM36 132V133H35ZM59 133L58 134V136L60 137H58L56 134L57 133ZM63 132V133H62ZM140 132V133H139ZM142 132H143V134H142ZM145 132H147V133H145ZM162 132V133H161ZM166 132V133H165ZM177 132V133H176ZM236 132V133H235ZM251 132H252V134H251ZM263 134H262V133ZM9 133H12V134H9ZM15 133V134H14ZM22 133H24L23 135H22ZM30 133L32 134V135H30ZM48 133V134H47ZM61 133V134H60ZM67 133V134H66ZM124 133V134H123ZM136 134V136L134 135L133 136V134ZM152 135H151V134ZM182 133H184V134H182ZM186 133V134H185ZM238 133H240L239 135H241V137L240 136H237L238 135ZM243 135H242V134ZM250 134V136H251V138H250V136H248L249 134ZM253 133H257L256 135L255 134H253ZM3 134H6L5 136L3 135ZM41 134H42V136H41ZM45 134H47V135H45ZM51 134V135H50ZM63 134H65V135H63ZM145 134V135H144ZM146 134H148V136L146 135ZM163 134V135H162ZM170 134V135H169ZM181 134H182V136L183 135H186V136H183V138H182V136H181ZM233 136H232V135ZM260 134H262V135H260ZM13 135H14V137H13ZM17 135V136H16ZM30 135V136H29ZM38 137H37V136ZM61 135H63V136H61ZM68 135V136H67ZM70 135V136H69ZM72 135V136H71ZM155 135H156V137H157V139H156V137H155ZM160 135H161V138H159L160 137ZM176 135V136H175ZM259 136V137H261V138H258V136H257V140L255 139L254 140V138H255V136ZM11 138H10V137ZM16 136V137H15ZM19 136V137H18ZM40 136V137H39ZM46 136V137H45ZM75 136V137H74ZM125 136V137H124ZM131 136H132V138H131ZM145 136V138L147 139V140H149L150 139V141H147L146 140V142H145V147H143V148H141L142 147V144H143V142L142 141H140V139L142 140L143 139V137ZM169 136V137H168ZM173 136H174V138H173ZM180 136V137H179ZM220 136H221V138H220ZM236 138H235V137ZM248 136V137H247ZM253 136V137H252ZM5 137V138H4ZM21 137V138H20ZM24 137V138H23ZM30 137V138H29ZM53 137V138H52ZM63 137V138H62ZM78 137V138H77ZM104 137H106V139L104 138ZM152 137H154V138H152ZM163 137H164V139H163ZM165 137H167L166 139H165ZM172 137V138H171ZM244 137V138H243ZM2 138V139H1ZM7 138V139H6ZM42 138V139H41ZM44 138V139H43ZM50 138V139H49ZM69 138V139H68ZM77 138V139H76ZM123 138H125V139H123ZM131 138V139H130ZM135 138H136V140H135ZM139 138V139H138ZM169 138V139H168ZM183 140H182V139ZM220 138V139H219ZM233 140H232V139ZM235 138V139H234ZM239 138V139H238ZM241 138H243V140L241 139ZM250 139V141H248L249 139ZM3 139H6V140H4L3 141ZM13 139V140H12ZM18 139V140H17ZM31 139V140H30ZM47 139V140H46ZM58 139V140H57ZM64 139V140H63ZM67 139H68V141H67ZM76 139V140H75ZM81 139V141H78V140H80ZM152 139H153V141H152ZM155 139H156V141H155ZM159 139V140H158ZM162 139V140H161ZM171 139V140H170ZM179 141H178V140ZM238 139V140H237ZM248 139V140H247ZM254 141H253V140ZM260 139V140H259ZM262 139V140H261ZM24 140V141H23ZM27 140H30V141H27ZM66 140V141H65ZM70 140V141H69ZM73 142H72V141ZM110 140V141H109ZM111 140H112V142H111ZM118 140V142H116ZM123 140V141H122ZM131 140V141H130ZM161 140V141H160ZM170 141V142H167V141ZM173 140H174V142H173ZM214 140L216 141V142H214ZM226 140V141H225ZM228 140V141H227ZM232 140V141H231ZM234 140L236 141V142H234ZM242 142H241V141ZM2 141V142H1ZM6 141V142H5ZM16 141H22V142H24V144L26 143V146H25V149H26V151H27V149H28V151H27V156H26V158H27V160H26V164H22V163H20V167H21V169L19 168V174H17L16 175V173H12V172H8L7 170H4V167H2L1 165H2V163H3V161L5 160V158L6 157H8V156H11V155H13L14 154V147H15V144H16ZM26 141V142H25ZM56 141V143H54ZM57 141H59V142H57ZM65 141V142H64ZM108 141V142H107ZM125 141V142H124ZM126 141H127V143H126ZM129 141V142H128ZM139 141H140V143H141V147H140V144H139ZM160 141V142H159ZM171 141H172V143H171ZM222 141V142H221ZM238 141V142H237ZM239 141H240V144H239ZM253 141V142H252ZM256 141V142H255ZM258 141H260V142H258ZM3 142H5V143H3ZM15 144H14V143ZM42 142H44V143H42ZM67 142V143H66ZM77 142H80V143H77ZM84 142V143H83ZM120 142V143H119ZM151 143V144H149V143ZM164 142V143H163ZM176 142V143H175ZM212 142V143H211ZM234 142V143H233ZM244 142V143H243ZM247 142H249V143H247ZM251 142V143H250ZM76 143V144H75ZM109 145H108V144ZM137 143V144H136ZM149 145H148V144ZM153 143H154V145H153ZM159 143V144H158ZM161 143V144H160ZM221 143L222 145H219V144ZM233 143V144H232ZM236 143V144H235ZM242 143V144H241ZM254 143H257V145L255 144L254 145ZM260 143V144H259ZM5 145V147H4V145ZM7 144V145H6ZM28 144V145H27ZM32 144V145H31ZM70 144V145H69ZM129 144H131L132 146H130L129 147ZM139 144V145H138ZM156 144H158V145H156ZM164 144V145H163ZM170 144V145H169ZM210 144V145H209ZM212 144H216V145H212ZM232 144V145H231ZM237 145V146H235V145ZM248 144V145H247ZM32 147H31V146ZM44 145V146H43ZM46 145V146H45ZM52 145H54V146H52ZM61 145V146H60ZM69 145V146H68ZM72 145V146H71ZM77 145H80V146H77ZM121 145H123V146H121ZM136 145V146H135ZM170 147H169V146ZM178 145V146H177ZM214 146V147H212V146ZM231 145V146H230ZM251 145V147H248V146H250ZM261 145V146H260ZM7 146V147H6ZM42 146V147H41ZM66 146H68V147H66ZM114 146V147H113ZM134 146V147H133ZM154 148H156L155 149V151H153V147ZM162 146V147H161ZM165 146V147H164ZM168 146V147H167ZM234 146V147H233ZM238 146H240V147H238ZM254 146V147H253ZM32 149H31V148ZM41 147V148H40ZM70 147V148H69ZM75 147V148H74ZM78 147V148H77ZM82 147V148H81ZM87 147V148H86ZM117 147L119 148V149H117ZM138 147V148H137ZM148 147H152L151 149L150 148H148ZM158 147V148H157ZM164 147V148H163ZM177 147H179V148H177ZM238 147V148H237ZM248 147V148H247ZM30 148V149H29ZM44 148V149H43ZM61 148V149H60ZM65 148V149H64ZM73 148V149H72ZM94 148V149H93ZM124 148V149H123ZM135 148V149H134ZM164 149V152H163V149ZM167 148V149H166ZM183 148V149H182ZM204 148V149H203ZM230 148V149H229ZM231 148H235L234 149V151H232L233 149H231ZM251 148V149H250ZM263 148V149H262ZM4 149V150H3ZM48 149V150H47ZM52 149H54V150H52ZM67 149H69V150H67ZM72 151H71V150ZM75 149V150H74ZM77 149V150H76ZM81 149V150H80ZM92 149V150H91ZM144 149L146 150V149H148V150H146V151H144ZM172 149V150H171ZM199 149V150H198ZM202 149H203V152H202ZM207 149H208V151H207ZM209 149H212V150H209ZM214 149H215V151H214ZM219 149V150H218ZM222 149H223V151H222ZM259 149V150H258ZM262 150V152H261V150ZM13 150V151H12ZM47 150V151H46ZM50 150V151H49ZM52 150V151H51ZM64 150V151H63ZM110 150V151H109ZM114 150V151H113ZM117 150V151H116ZM126 150H128V152L126 151ZM133 150H135V151H133ZM138 150H139V152H138ZM149 150H151L150 152H148ZM158 150H159V152L162 150V154H163V157H161L162 156V154L161 153H159L158 152ZM173 152H171V151ZM201 150V151H200ZM217 150V151H216ZM231 150V151H230ZM238 150V151H237ZM241 150V151H240ZM245 150V151H244ZM2 151V152H1ZM8 151V152H7ZM34 151V152H33ZM40 151V152H39ZM41 151H42V153H43V155H42V153H41ZM49 151V152H48ZM58 151H59V153H58ZM79 153H78V152ZM98 151H99V153H98ZM106 151L110 154V156H109V154L108 153H106ZM127 152V155H126V153H124V152ZM131 151H133V152H131ZM142 151V152H141ZM156 151H157V156H155L156 155ZM170 151V152H169ZM205 151H207V154H206V152ZM211 151V152H210ZM237 151V152H236ZM259 151V152H258ZM10 152V153H9ZM76 152V153H75ZM85 152V153H84ZM91 152V153H90ZM118 152H121V153H119V154H117ZM135 152V153H134ZM146 152V153H145ZM167 152V153H166ZM186 152V153H185ZM201 152V153H200ZM213 152V153H212ZM232 152V153H231ZM236 152V153H235ZM239 152V153H238ZM49 153V154H48ZM51 153V154H50ZM62 153V154H61ZM63 153H64V155H63ZM68 155H66V154ZM70 153H72V154H70ZM78 153V154H77ZM97 153V154H96ZM124 153V154H123ZM138 153V154H137ZM142 153H143V155H142ZM147 153H149V155L150 154H152L153 155V157H151L152 155H147ZM169 153H171L170 155H169ZM201 154V156H199V155H197V154ZM216 153V154H215ZM218 153V154H217ZM230 153V154H229ZM254 153V154H253ZM255 153H257V154H255ZM2 154V155H1ZM41 154V155H40ZM53 154V155H52ZM56 154V155H55ZM58 154V155H57ZM112 154V155H111ZM123 155V157L125 158H123L122 157V155ZM134 154V155H133ZM136 154V155H135ZM140 154V155H139ZM145 154V155H144ZM159 154H161V155H159ZM167 154V155H166ZM205 154H206V156H205ZM212 154V155H211ZM222 154V155H221ZM250 154V155H249ZM251 154H252V156H251ZM29 155V156H28ZM35 155H38L37 157L35 156ZM97 155V156H96ZM103 155L104 156H106L105 158L103 157ZM117 155V156H116ZM128 155H130V156H132V158L130 157V156H128ZM173 155V156H172ZM193 155H195V157H193ZM214 155H216V156H214ZM225 155V156H224ZM243 157H242V156ZM256 155V156H255ZM257 155H258V157H257ZM49 156H51V157H49ZM76 156V157H75ZM82 156V157H81ZM87 158H86V157ZM96 156V157H95ZM115 156V157H114ZM127 156V157H126ZM144 158H143V157ZM147 156V157H146ZM165 156V157H164ZM197 156V157H196ZM212 158H211V157ZM222 156H223V158H222ZM250 156V157H249ZM254 156V157H253ZM261 156V157H260ZM5 157V158H4ZM46 157V158H45ZM60 157V158H59ZM61 157H63V158H61ZM74 157V158H73ZM103 159H102V158ZM109 157V158H108ZM133 157H135V159L133 158ZM139 157V158H138ZM169 157H170V159H169ZM202 157V158H201ZM215 157V158H214ZM220 157V158H219ZM244 157H245V159H244ZM247 157H248V159H247ZM252 157V158H251ZM256 157V158H255ZM260 157V158H259ZM30 158L31 159H33V160H30ZM36 158V159H35ZM40 158H41V160H42V162H40L41 160H40ZM44 158H45V160H44ZM51 158H53V159H51ZM66 158H67V160H66ZM80 158V159H79ZM90 158V159H89ZM138 158V159H137ZM142 159V161H141V159ZM148 158V159H147ZM149 158H151L150 160H149ZM153 158V159H152ZM156 158V159H155ZM158 158V159H157ZM163 160H162V159ZM167 158V159H166ZM172 158H174V160L172 159ZM176 158V159H175ZM188 158V159H187ZM195 158V159H194ZM205 158V159H204ZM206 158H208V159H206ZM254 158V159H253ZM58 160L57 162H56V160ZM61 159H62V161H61ZM84 159V160H83ZM112 159V160H111ZM113 159H115V161L113 160ZM123 159L124 160H126V163H125V166H124V162L125 161H123ZM129 161H128V160ZM140 159V160H139ZM144 159V160H143ZM149 161H147V160ZM185 159H187V160H185ZM199 161H198V160ZM257 159V160H256ZM263 159V160H262ZM29 160V161H28ZM38 160V161H37ZM53 160V161H52ZM55 160V161H54ZM65 160V161H64ZM72 160H74V161H72ZM76 160V161H75ZM79 160H82V161H79ZM87 160V161H86ZM92 160H96L97 161V163H94V161H92ZM110 160V161H109ZM118 160H121V161H118ZM136 160H137V162H136ZM146 160V161H145ZM173 161V162H171V164L169 163L170 161ZM193 162H191V161ZM203 160H205V161H203ZM211 160H212V162H211ZM214 160V161H213ZM226 160V161H225ZM243 160H244V162H243ZM246 160V161H245ZM253 162H252V161ZM44 161H45V163H46V165H45V163H44ZM50 161V165H49V162ZM61 161V162H60ZM90 163H89V162ZM93 163H92V162ZM99 161H100V163H99ZM104 161V162H103ZM113 161V162H112ZM128 161V162H127ZM134 161V162H133ZM138 161H139V163H138ZM159 161V162H158ZM241 161L243 162V163H241ZM256 161H258V163L256 162ZM263 161V162H262ZM37 164H35V163ZM76 162V163H75ZM79 162V163H78ZM81 162V163H80ZM114 162H115V165H114ZM120 164H119V163ZM129 162H131V164L129 163ZM142 164H141V163ZM146 162V163H145ZM147 162H148V164H147ZM153 162V163H152ZM155 162H157V163H155ZM168 164H166V163ZM177 164H176V163ZM195 162V163H194ZM199 162V164H197ZM210 162V163H209ZM215 162V163H214ZM224 162V163H223ZM251 162V164H249ZM56 163V164H55ZM67 163V164H66ZM74 163V164H73ZM86 163V164H85ZM121 163H123V165L121 164ZM127 163H128V166H126L127 165ZM133 163V164H132ZM137 163V164H136ZM144 163V164H143ZM161 163V164H160ZM175 163V164H174ZM202 163V164H201ZM226 163H227V165H226ZM252 163H254L253 165H252ZM32 164V165H31ZM35 164V165H34ZM40 164H42V165H40ZM54 164H55V166H54ZM59 164H60V166H59ZM62 164H63V166H62ZM77 164V165H76ZM80 164V165H79ZM88 164V165H87ZM90 164V165H89ZM93 164V165H92ZM112 164V165H111ZM118 164V165H117ZM139 164H141V165H139ZM146 164V165H145ZM150 164V166H147V165H149ZM152 164V165H151ZM156 164V165H155ZM165 164V165H164ZM170 164V165H169ZM195 164V165H194ZM214 164V166H212ZM224 164V165H223ZM241 164V165H240ZM243 164V165H242ZM245 164V165H244ZM255 164H257V165H255ZM34 165V166H33ZM69 167H68V166ZM82 165V166H81ZM86 165V166H85ZM117 165V166H116ZM155 167H154V166ZM158 165V166H157ZM162 165V166H161ZM189 167H188V166ZM194 165V166H193ZM208 166V168H206L207 166ZM222 165H223V167H222ZM229 165V166H228ZM248 165H251V166H248ZM260 165H262V166H260ZM39 166V167H38ZM49 168H48V167ZM66 166V167H65ZM75 166H77V167H75ZM122 166V167H121ZM124 166V167H123ZM131 166V167H130ZM134 166V167H133ZM142 166H143V168H142ZM160 166V167H159ZM164 166H168L167 168L169 169H167L166 167L165 168H163ZM171 166H172V168H171ZM177 166V167H176ZM184 166V167H183ZM186 166V167H185ZM219 166V167H218ZM226 166V167H225ZM239 166H241V167H239ZM248 166V167H247ZM24 167V168H23ZM27 167H29V168H27ZM52 167H53V169L55 168V170H53V172H52ZM61 167H63V168H61ZM81 167V168H80ZM88 168V169H86V168ZM109 167H110V169H109ZM118 167V168H117ZM132 167H133V169H132ZM138 167V168H137ZM141 167V168H140ZM145 167H147V168H145ZM149 167V168H148ZM157 167V168H156ZM160 169H159V168ZM175 167V168H174ZM205 167V168H204ZM216 167H218V168H216ZM242 167H244V172H243V168ZM251 167V168H250ZM253 167V168H252ZM257 167V168H256ZM2 168H3V170H2ZM36 168V169H35ZM62 170H61V169ZM68 168V169H67ZM83 168V169H82ZM114 168V169H113ZM136 170H135V169ZM156 169V171H157V169H158V171L156 172L155 171V169ZM211 168V169H210ZM215 168V169H214ZM224 168H226L227 170H225ZM250 168V169H249ZM259 168H260V170H259ZM26 169V170H25ZM38 169H40V170H38ZM48 169H50L49 171H48ZM57 169H59V171L57 170ZM65 169H67V170H65ZM78 169V170H77ZM125 169V170H124ZM162 169V170H161ZM183 169V170H182ZM205 169V170H204ZM214 171H213V170ZM229 169V170H228ZM245 169H247V170H245ZM252 169L253 170H256L257 169V171L260 173H262V175H257L258 174V172H256V171H252ZM24 170V171H23ZM29 170V171H28ZM32 170H34V171H32ZM89 170H91V171H89ZM113 171V174H111L112 173V171ZM130 170V171H129ZM134 170H135V172H134ZM139 170V171H138ZM142 170H144V171H142ZM149 170V171H148ZM160 170V171H159ZM197 170V171H196ZM204 170V171H203ZM208 170H210L209 171V174H211L212 172V175H209V174H207L208 172L207 171ZM231 170V171H230ZM241 170V171H240ZM249 170V171H248ZM2 171V172H1ZM26 171H27V173H26ZM38 171V172H37ZM55 171V172H54ZM57 171V172H56ZM83 171H85V173L83 172ZM106 171H107V173H106ZM110 171V172H109ZM117 171V172H116ZM118 171H119V173H120V175H119V173H118ZM132 171V172H131ZM143 173H142V172ZM147 171V172H146ZM163 171H164V173H163ZM165 171H166V173L168 174H166L165 173ZM169 171V172H168ZM199 171V172H198ZM223 171V172H222ZM251 171V172H250ZM7 172V173H6ZM23 174V175H21V173ZM62 174H61V173ZM65 174H64V173ZM71 172V173H70ZM93 172V173H92ZM96 172V173H95ZM136 172H138V173H140L141 172V174H140V176H138L139 174L137 173V175H135V173ZM146 172V173H145ZM149 172V173H148ZM180 172V173H179ZM198 172V174H196ZM222 172V173H221ZM228 172V173H227ZM242 172V173H241ZM247 172V173H246ZM6 173V174H5ZM12 175V177H11V175ZM33 173V174H32ZM50 173V174H49ZM87 173H89L90 175H91V177H89L90 175L89 174H87ZM145 173V174H144ZM156 173H157V175H158V173H160L158 176L156 175ZM178 173V174H177ZM200 173V174H199ZM223 173H226V174H223ZM230 173V174H229ZM235 173H237L238 175H242L241 177V179H242V181H239V180H241L240 179V176L239 177H237L236 175H234ZM250 173V174H249ZM254 173H256L255 175H254ZM54 174V175H53ZM68 174H70V175H68ZM85 174V175H84ZM110 174H111V176H110ZM120 176V178H118L119 176ZM164 174V175H163ZM178 176H177V175ZM206 174V175H205ZM221 174V175H220ZM244 174V175H243ZM246 174H248V175H250V176H248V178H247V176H246ZM7 175V176H6ZM10 175V176H9ZM60 175H62V177L60 176ZM89 175V176H88ZM97 175V176H96ZM99 175V176H98ZM133 175V176H132ZM135 175V176H134ZM189 175H190V177H189ZM209 175V176H208ZM222 175H224V176H222ZM25 176V177H24ZM27 176V177H26ZM59 176V177H58ZM68 176H70L69 178H68ZM74 176V177H73ZM82 176V177H81ZM109 176V177H108ZM117 176V177H116ZM125 178H124V177ZM163 178H162V177ZM195 176V177H194ZM198 176V177H197ZM211 176V177H210ZM221 176V177H220ZM229 176V177H228ZM232 176V177H231ZM245 176V177H244ZM255 176V177H254ZM260 176H262L261 178H260ZM8 177H10V178H8ZM18 177V179H16ZM43 177V178H42ZM61 177V178H60ZM80 177V178H79ZM88 177H89V179H88ZM100 178V180H99V178ZM123 177V178H122ZM135 177H137V178H135ZM140 177V178H139ZM141 177L143 178V179H141ZM144 177H146L145 179H144ZM159 177V178H158ZM161 177V178H160ZM210 177V178H209ZM214 177H215V179H214ZM222 177H223V179H222ZM231 177V178H230ZM236 177L238 178V179H236ZM33 180H32V179ZM52 178V179H51ZM60 178V179H59ZM83 178H84V180H83ZM91 178V179H90ZM95 178V179H94ZM106 178H107V180H106ZM122 178V179H121ZM135 178V179H134ZM141 179V180H139V179ZM211 178H213V179H211ZM226 178V179H225ZM233 178V179H232ZM250 178V179H249ZM256 178V179H255ZM259 178V179H258ZM8 179V180H7ZM13 179H14V181H13ZM15 179L17 180L16 182H15ZM26 179V180H25ZM36 181H35V180ZM39 179V180H38ZM56 179H58V180H56ZM65 179V180H64ZM75 179V180H74ZM77 179H78V181H77ZM103 179V180H102ZM110 179L111 180H113V181H110ZM148 179V180H147ZM166 179V180H165ZM173 179V180H172ZM192 179V180H191ZM196 179V180H195ZM228 179V181H226ZM230 179H232V180H234L235 182H236V180H237V182H236V184H235V182L233 181V183H232V181L230 180ZM244 179H246L245 181H247V182H245L244 181ZM261 179V180H260ZM24 180V181H23ZM61 180V181H60ZM73 180V181H72ZM85 180H86V182H85ZM89 180H90V183H91V186H90V183H89ZM94 180H96V181H94ZM98 180V181H97ZM102 180V181H101ZM133 180V181H132ZM136 180V181H135ZM147 182H146V181ZM165 180V181H164ZM202 180V182H200ZM205 180H207V181H205ZM212 180H214V181H212ZM4 183H3V182ZM29 181V182H28ZM31 181V182H30ZM44 182V184L42 183V182ZM46 181H47V183H46ZM63 181V182H62ZM65 181V182H64ZM70 181V183H71V181L73 182V184L71 185V184H69L68 182ZM82 181V182H81ZM103 183L104 181V183L102 184L101 182ZM129 182V184H128V182ZM216 181H217V183H216ZM230 181V182H229ZM239 181V182H238ZM248 181H250V183L248 182ZM2 182V183H1ZM28 182V183H27ZM39 182V183H38ZM52 182V183H51ZM62 182V183H61ZM93 182H95V184H96V182H97V184L95 185L94 184V187H93ZM100 184H99V183ZM115 182H117L118 183V185L119 186H121L120 188L122 189H119V186L117 185V184H115L114 185V183ZM145 182V183H144ZM177 182V183H176ZM197 182V183H196ZM212 182V183H211ZM220 182V183H219ZM227 182V183H226ZM258 182V183H257ZM261 182V184H259ZM263 182V183H262ZM19 183H21V184H19ZM28 184L29 186H30V188H31V191H32V195H34V198L36 199V200H34V202L33 203H31V204H28L27 205V207H26V203H23V204H21L19 207H18V210H20V211H17L18 212V214L16 213V215L15 216H13V217H8V215H7V209H8V206H10L11 205V201H9L10 199L8 198L9 196H12V195H15L16 196V194H19L20 193V191H21V189H23V187L26 185V184ZM34 183V184H33ZM37 183H38V185H37ZM65 183V184H64ZM66 183H67V185H66ZM81 183V184H80ZM89 183V184H88ZM111 183V184H110ZM113 183V184H112ZM147 183V184H146ZM166 183V184H165ZM193 183V184H192ZM205 183H206V185H205ZM210 183H211V185H210ZM219 183V184H218ZM225 183V184H224ZM231 183V185H229ZM238 183H239V185H238ZM241 183V184H240ZM242 183H243V185H242ZM246 183V184H245ZM249 183V184H248ZM253 183H254V186L255 187H253ZM255 183H256V185L258 186H256L255 185ZM33 184V185H32ZM42 185V186H40V185ZM47 184V185H46ZM55 184V185H54ZM57 184V185H56ZM62 186H61V185ZM87 184V185H86ZM101 184H102V186H103V189H102V186H101ZM109 184H110V186H111V188H109L110 186H109ZM128 184V185H127ZM135 184V185H134ZM137 184L139 185V187L137 186ZM189 184V185H188ZM216 184V185H215ZM221 184V185H220ZM244 184H245V186H244ZM248 184V185H247ZM252 186H251V185ZM45 185H46V187H45ZM51 186V188H50V186ZM61 187H60V186ZM72 186V188L75 186V188H71V186ZM98 185V186H97ZM105 185V186H104ZM112 185H113V187H112ZM117 185V186H116ZM130 185H132L131 187H130ZM173 185V186H172ZM194 185H195V187H194ZM202 185V186H201ZM204 185V186H203ZM214 185V186H213ZM224 185H226V186H224ZM241 185V186H240ZM23 186V187H22ZM34 186V187H33ZM67 186V187H66ZM79 186V187H78ZM101 186V187H100ZM109 186V187H108ZM126 188H125V187ZM137 186V187H136ZM205 186H207V187H205ZM210 186V187H209ZM215 186H219L218 188L220 189H218L217 187H215ZM237 186V187H236ZM241 187V191L243 190V192H241L238 188H240ZM244 186V187H243ZM22 187V188H21ZM40 187V188H39ZM52 187H54V190L52 189ZM57 187H58V189H60V191L57 189ZM64 187V188H63ZM77 187V188H76ZM91 190H88V188ZM91 187V188H90ZM99 187H100V189H99ZM107 187V188H106ZM117 187V188H116ZM142 187V188H141ZM177 187V188H176ZM229 187H231V188H229L230 190H228V188ZM242 187H243V189H242ZM247 187H253L252 188V191H251V188H248L247 189ZM261 188V190H260V188ZM18 188V189H17ZM44 188H46V189H44ZM71 188V189H70ZM78 188L81 190V191H78ZM82 188V189H81ZM93 188V189H92ZM97 188V189H96ZM114 188V189H113ZM137 189V191L139 190V188H140V190L137 192L136 191V189ZM196 190H195V189ZM200 188V189H199ZM212 188H214V189H212ZM234 188H236V189H234ZM35 189V190H34ZM41 189V190H40ZM51 189V190H50ZM106 189H108V190H106ZM110 189V190H109ZM112 189V190H111ZM123 189H125L126 191L124 192V190ZM127 189H129V190H127ZM133 189V190H132ZM141 189H143V190H141ZM169 189H171V190H169ZM182 189V190H181ZM206 189H209V191L208 190H206ZM217 189V190H216ZM12 190V191H11ZM36 190H38V191H36ZM62 190V191H61ZM68 190V191H67ZM76 190V191H75ZM87 190H88V192H87ZM102 190V191H101ZM105 190V191H104ZM114 190V191H113ZM118 190H121V192L123 191L124 192V195H123V192H122V194H120L121 192H117ZM135 190V191H134ZM176 190V191H175ZM201 190V191H200ZM204 190H206V191H204ZM214 190V191H213ZM233 190V191H232ZM253 190H256V191H253ZM263 190V191H262ZM10 191V192H9ZM16 191H19V192H16ZM35 191V192H34ZM52 191V192H51ZM97 193H96V192ZM128 191H130V192H128ZM140 191H141V193H140ZM142 191H143V198H142V196H141V194H142ZM163 191V192H162ZM213 191V192H212ZM228 191V192H227ZM232 193H230V192ZM237 192V191H239L237 194L235 193V192ZM244 191H247V192H250V193H247V192H245L244 193ZM262 191V192H261ZM37 192V193H36ZM41 192V193H40ZM48 192H51V194L50 193H48ZM93 192H95V194L93 193ZM100 192H104V193H100ZM108 194H106V193ZM112 192H113V194L115 195V193L117 194L116 196H118V197H114V195H112ZM130 193V196H129V194L128 193ZM135 192V193H134ZM145 192V193H144ZM194 192V193H193ZM198 192V193H197ZM200 192H202V193H200ZM4 193V194H3ZM16 193V194H15ZM35 193V194H34ZM39 193V194H38ZM72 193V194H71ZM73 193H75V194H73ZM77 193V194H76ZM79 193V194H78ZM91 193H93L94 195H92ZM98 193H100L101 195H99ZM131 193H133L132 195H131ZM137 193L139 194V195H137ZM206 193V194H205ZM208 193V194H207ZM211 193H213V195L215 196V197H213V195L212 196H210L211 195ZM235 193V194H234ZM243 194V196H245L244 198L242 197V194ZM247 193V194H246ZM252 193V194H251ZM257 194V195H253V194ZM260 193V194H259ZM3 195V197H2V195ZM9 194V195H8ZM11 194V195H10ZM43 194V195H42ZM45 194V195H44ZM47 194V195H46ZM54 194V195H53ZM57 194H60V195H57ZM62 194V195H61ZM67 195V196H65V195ZM71 194V195H70ZM88 195V198H87V195ZM97 194H98V196H97ZM110 194V195H109ZM128 194V195H127ZM135 194V195H134ZM145 194V195H144ZM196 194V195H195ZM199 194V195H198ZM201 194V195H200ZM203 194V195H202ZM205 194V195H204ZM223 194V195H222ZM229 194H231V196H233V198H231V201H229L230 200V197L231 196H229ZM238 194H240L241 196H239ZM245 194V195H244ZM248 194H249V196H248ZM259 194V195H258ZM7 195H8V197H7ZM49 195V196H48ZM78 195V196H77ZM83 195H84V197H83ZM86 195V196H85ZM90 195V196H89ZM96 195V196H95ZM112 195V196H111ZM121 195H123V196H121ZM125 195H126V197H125ZM139 196V198H140V202H139V198L137 197V196ZM212 198V200H214L213 202L214 203H212V200H211V198L209 197V196ZM218 195H220V196H218ZM222 195V196H221ZM236 195H238L239 196V200L240 201H237L238 199H237V196L235 197ZM39 196V197H38ZM70 196H73V198L72 197H70ZM100 196V197H99ZM101 196H102V198H101ZM108 196H110V197H108ZM122 198H121V197ZM135 197V199L133 198V197ZM192 198H191V197ZM201 196V197H200ZM251 196V197H250ZM262 196V197H261ZM6 197V198H5ZM38 199H37V198ZM57 197V198H56ZM70 197V198H69ZM86 197V198H85ZM90 197V198H89ZM94 199V200H91L92 198ZM103 197H107L106 199H105V202H104V198ZM119 197H120V199H119ZM125 197V198H124ZM129 197V198H128ZM144 197H146V198H144ZM173 197V198H172ZM204 197V198H203ZM209 197V198H208ZM217 197H219V199L217 200L216 198ZM235 197V198H234ZM247 197L248 198H250V199H247ZM253 197V198H252ZM257 197H258V199H257ZM9 200H8V199ZM51 198V199H50ZM63 198V199H62ZM75 198H76V200H75ZM82 198V199H81ZM96 198V199H95ZM113 198V199H112ZM170 198V199H169ZM172 198V199H171ZM202 198V199H201ZM206 198V199H205ZM215 198V199H214ZM220 198H221V200H220ZM223 198H225V199H223ZM242 199V201H241V199ZM262 198V199H261ZM6 199V200H5ZM63 201H62V200ZM68 199V200H67ZM72 199H73V201H72ZM84 199H88L87 200V202L88 201H90V203L88 204V203H86V200H84ZM98 199H99V201H98ZM109 199V200H108ZM111 199V200H110ZM128 199V200H127ZM143 199V200H142ZM191 199V200H190ZM196 199V200H195ZM205 199V200H204ZM235 199V200H234ZM237 199V200H236ZM245 199V200H244ZM254 199V200H253ZM48 200V201H47ZM56 200V201H55ZM80 200V201H79ZM96 200V201H95ZM107 200H108V202H107ZM113 200H115L114 201V203L115 204H112L113 203ZM125 200H127V201H125ZM135 201V202H133V204H132V202L131 201ZM136 200H138V202L139 203H137V201ZM145 200H147V201H145ZM150 200H151V202L152 203H149L150 202ZM170 200V201H169ZM198 200V201H197ZM204 200V201H203ZM208 200H209V202H208ZM219 200H220V202H219ZM226 200V201H225ZM248 200H250V201H248ZM258 202H257V201ZM41 201V202H40ZM46 201H47V203H46ZM53 201V202H52ZM71 201V202H70ZM84 201V202H83ZM103 201V202H102ZM111 203H110V202ZM117 201V202H116ZM121 201H123V202H121ZM149 201V202H148ZM203 201V202H202ZM234 201V202H233ZM261 201V202H260ZM63 202V203H62ZM78 202H80V203H78ZM83 202V203H82ZM96 202H97V204H96ZM101 202L103 205H104V203H105V205L104 206H100V204L99 203ZM124 203L125 205H126V202H128L129 203V205H130V207L131 208H129V206L127 205V208H125V206L123 207L124 209L122 210V212L121 211H119V215L116 217L117 219H118V217H119V219L122 221H120L119 222V220H117V219H115L114 220V223L116 222V225L112 222V224H111V222L109 223V224H111V225H109L108 224V226H110V227H107V228H105L106 230H103V233L102 234H100V232H102V230L100 231V229L97 227V224L96 223H98V220L99 219H104V216L105 215H103V211H104V214L107 212V211H109V209L111 210V209H114V207L116 208V206L115 205H118L119 203ZM145 202H147V203H145ZM198 202V203H197ZM201 202H202V204H201ZM204 202H205V204H204ZM207 202V203H206ZM218 202V203H217ZM238 202H239V204H238ZM244 202V203H243ZM245 202H247V203H245ZM257 202V203H256ZM41 203V204H40ZM67 203V204H66ZM73 205H72V204ZM85 203V204H84ZM95 203V204H94ZM112 204V205H110V206H108L109 204ZM117 203V204H116ZM127 203V204H128ZM143 205H145V206H143ZM195 203V204H194ZM199 203H200V206H199ZM217 203V204H216ZM226 203V204H225ZM230 203H231V205L233 206H235V211H234V207H229L230 206ZM236 205H235V204ZM240 203H242V204H244V205H241ZM259 203H260V205H259ZM36 204V205H35ZM38 204V205H37ZM47 204V205H46ZM50 204H51V206H50ZM64 204V205H63ZM81 204V205H80ZM83 204V205H82ZM136 204H137V206H136ZM140 205V207H139V205ZM149 204H150V206H149ZM191 204H192V207H191ZM208 204H213V205H208L209 206V208L207 207V205ZM229 204V205H228ZM251 204V205H250ZM253 204V205H252ZM255 204V205H254ZM257 204H258V206H257ZM32 207H31V206ZM41 205V206H40ZM44 205V206H43ZM53 205V206H52ZM92 205V206H91ZM97 205L100 207V209H96V208H98L97 207ZM161 205H162V207H161ZM165 205V206H164ZM216 206V208H215V206ZM222 205V206H221ZM226 205H227V207L228 208H232L231 210L230 209H227V207H226ZM238 205V206H237ZM248 205H249V210L251 211H249L248 210ZM25 207V210H24V208L23 207ZM49 206V207H48ZM77 206V207H76ZM86 206V207H85ZM136 206V207H135ZM199 206V207H198ZM217 206H219V207H217ZM221 206V207H220ZM257 206V207H256ZM6 207V208H5ZM31 209H30V208ZM38 207V208H37ZM73 207V208H72ZM90 207V208H89ZM109 207V208H108ZM113 207V208H112ZM135 207V208H134ZM142 207V208H141ZM195 207V208H194ZM215 209H214V208ZM237 207V208H236ZM241 207H242V209H241ZM245 207V208H244ZM27 208V209H26ZM48 208V209H47ZM79 208H80V210H79ZM85 210H87V211H84V209ZM90 209V211H89V209ZM102 208H103V211H101L102 210ZM106 208H107V210H106ZM134 208V209H133ZM137 208H139L138 209V211H137ZM191 208H192V210H191ZM194 208V209H193ZM203 208V209H202ZM220 208V209H219ZM226 208V209H225ZM240 208V209H239ZM255 208V211H253V209ZM256 208H257V211H256ZM2 209V210H1ZM30 209V210H29ZM33 209V210H32ZM38 209V210H37ZM40 209V210H39ZM43 209V210H42ZM46 209V210H45ZM96 209V210H95ZM106 211H105V210ZM128 209V210H127ZM133 209V210H132ZM143 209H145V210H143ZM202 209V210H201ZM209 209H211V210H209ZM218 211H217V210ZM237 209V210H236ZM245 209H247V210H245ZM259 209V210H258ZM263 211H262V210ZM48 210V211H47ZM75 210V211H74ZM78 210H79V212H78ZM93 210V211H92ZM134 210H135V213H132V212H134ZM140 210H142V211H140ZM194 210V211H193ZM215 212H214V211ZM223 210V211H222ZM226 210V211H225ZM229 210H230V212H232L233 213V211H234V213L233 214H226V213H229ZM242 210V211H241ZM6 211V212H5ZM84 211V212H83ZM96 211V212H95ZM99 211H101L100 213H98L97 214V212H99ZM130 212V214L129 213H127V212ZM191 211H193V212H191ZM195 211H197V212H195ZM203 211V212H202ZM204 211H206V213L204 212ZM210 211H213V212H211L210 213V215L211 216H209V212ZM228 211V212H227ZM243 211H245V212H243ZM247 211H249V212H247ZM21 212V213H20ZM49 212V213H48ZM87 212H89V213H87ZM90 212H92V213H94V214H90ZM125 212V216L123 215V213ZM143 212L145 213V214H143ZM200 212V213H199ZM202 212V213H201ZM217 212H219V213H217ZM222 212H225V213H222V216H221V213ZM236 212V213H235ZM253 212V213H252ZM261 212V213H260ZM32 213V214H31ZM39 213V214H38ZM43 213V214H42ZM138 213H141V215L140 214H138ZM196 213V214H195ZM260 213V214H259ZM263 213V214H262ZM34 214V215H33ZM37 214V215H36ZM41 214V215H40ZM51 214V215H50ZM95 214H97L98 216H102V217H98L97 215H95ZM102 214V215H101ZM134 214H135V216H134ZM138 214V215H137ZM195 214V215H194ZM202 214H203V216H202ZM207 214H208V216H209V219L207 218L208 216H207ZM213 214V215H212ZM249 214V215H248ZM251 214H253V215H251ZM259 214V215H258ZM4 215H6V216H4ZM38 215H40V216H38ZM48 215V216H47ZM60 215V216H59ZM90 215V216H89ZM92 215V216H91ZM95 215V217H94V219H93V216ZM121 215H123V216H121ZM137 215V216H136ZM151 215V216H150ZM157 215V216H156ZM226 216V218H227V220H226V218H225V216ZM233 216V218L231 217V216ZM236 215V216H235ZM251 215V216H250ZM255 215V216H254ZM258 217H257V216ZM261 215V216H260ZM56 216V217H55ZM131 216V217H130ZM153 216V217H152ZM193 216V217H192ZM207 216V217H206ZM214 216H216V217H214ZM218 216H219V218H218ZM229 216V217H228ZM38 217V218H37ZM55 217V218H54ZM59 217H61L62 219H60ZM121 217H123V218H121ZM158 217V218H157ZM196 217V218H195ZM202 217H205L204 219L202 218ZM211 217V218H210ZM214 217V218H213ZM224 217V218H223ZM251 217H253V219H255V220H253ZM254 217H257V222L259 223V224H257V222H255L256 221V218H254ZM260 217V218H259ZM2 218V219H1ZM16 218H18V219H16ZM53 218V219H52ZM63 218H64V220H63ZM66 218V219H65ZM90 218H91V222L94 220V222H95V224H93V222L91 223L90 222ZM128 218V219H127ZM130 218H132V219H134V221L136 222H133V220L132 219H130ZM138 218V219H137ZM157 218V219H156ZM200 218V219H199ZM213 218V219H212ZM230 218H232V219H229ZM236 218V219H235ZM4 219V220H3ZM15 219V220H14ZM36 219V220H35ZM40 219V220H39ZM60 219V220H59ZM93 219V220H92ZM97 219V220H96ZM101 219V220H102ZM126 219H127V222H126ZM136 219V220H135ZM197 219H198V221H197ZM203 219V220H202ZM211 219V220H210ZM218 219V220H217ZM233 219H234V221H233ZM250 219H252L251 221H250ZM263 219V220H262ZM8 220V221H7ZM45 220H47V221H45ZM68 220V221H67ZM84 220V221H83ZM87 220H89V221H87ZM97 222H96V221ZM125 220V221H124ZM130 220V221H129ZM142 220V221H141ZM156 220V221H155ZM189 220V221H188ZM200 220V221H199ZM224 220V221H223ZM229 220V221H228ZM236 220H237V222H236ZM260 220L262 221L261 223H260ZM53 221V222H52ZM56 221V222H55ZM58 221H59V223H58ZM61 221H63V222H61ZM70 221V222H69ZM83 221V222H82ZM117 221L120 223H117ZM186 221V222H185ZM188 221V222H187ZM197 221V222H196ZM213 223H212V222ZM221 223H220V222ZM226 221V222H225ZM233 221V222H232ZM56 224H55V223ZM61 222V223H60ZM66 222V223H65ZM72 222V223H71ZM88 223V225L86 226V224ZM90 222V223H89ZM126 223L125 225H126V227L124 226V223ZM129 222V223H128ZM142 224H141V223ZM185 222V223H184ZM190 222H193V223H191L190 224ZM196 222V223H195ZM211 222V223H210ZM220 224H219V223ZM229 222V223H228ZM236 222V223H235ZM249 222L251 223L250 225H249ZM255 222V223H254ZM53 223V224H52ZM76 225H75V224ZM83 223V224H82ZM123 223V224H122ZM133 224V226H130V225H132ZM208 223H210L209 225H208ZM216 223V224H215ZM224 223V224H223ZM230 223H232V224H230ZM234 223V224H233ZM252 223H254L253 225H252ZM74 224V225H73ZM79 224V226H77ZM81 224V225H80ZM90 224V225H89ZM91 224H93L94 225V227L97 229V230H94L95 228L91 225ZM117 224H119V225H117ZM122 224V225H121ZM129 224V225H128ZM184 224H185V227H184ZM188 226H187V225ZM207 224V225H206ZM227 224V225H226ZM237 224V225H236ZM57 225V226H56ZM64 225V226H63ZM84 225V226H83ZM139 227H138V226ZM140 225H142V226H140ZM194 225V226H193ZM203 225V226H202ZM204 225H206L205 227H204ZM213 225V226H212ZM216 225V226H215ZM220 225L222 226V225H224V226H226V227H223L222 226V228L220 227ZM251 225H252V227H251ZM255 225H256V228L258 229V232L256 231V229L254 228L255 227ZM261 227H260V226ZM72 226V227H71ZM73 226H74V228H73ZM88 226H92V229H93V231L91 230V227L90 228H88V230L86 229ZM115 226V227H114ZM118 226V227H117ZM123 226V227H122ZM130 226V227H129ZM145 226V227H144ZM209 226V227H208ZM215 226V227H214ZM229 226H230V228H231V226L232 227H234V228H232V229H230L229 228ZM236 226H238V227H236ZM250 226V227H249ZM58 227H60V228H58ZM77 227V228H76ZM79 227V228H78ZM114 227V229H116V227L118 228V230H120V231H118L117 229H116V231L115 230H113L112 228ZM141 227V228H140ZM145 229H144V228ZM150 227V228H149ZM188 227H190V229H188ZM206 229V230H204V228ZM219 227V228H218ZM251 228L252 230H254V231H256L257 232V234H259L260 236H261V238H260V236L259 235H257L256 234V232H254V231H252L251 229H249V228ZM259 227V228H258ZM70 228V229H69ZM109 228V229H108ZM110 228L112 229V230H110ZM125 230H124V229ZM126 228H127V230H126ZM130 228V229H129ZM133 228V229H132ZM140 228V230H138ZM187 228V229H186ZM197 228V229H196ZM202 229V231H201V229ZM208 228V229H207ZM210 228V229H209ZM214 228V229H213ZM216 228H218V229H216ZM238 228V229H237ZM243 229V230H241V229ZM62 229V230H61ZM77 229V230H76ZM81 229V230H80ZM84 229V230H83ZM99 229V230H98ZM121 229H123V230H121ZM135 229H137V230H135ZM184 229H186L187 230V232H186V230L184 231V233H183V230ZM194 229H196L195 231H194ZM212 229V231H209V230H211ZM225 229H227V230H225ZM229 229V230H228ZM237 229V230H236ZM250 231H249V230ZM21 230V231H20ZM23 230V231H22ZM67 230H69V232L67 231ZM87 230V231H86ZM108 230H110V232L108 231ZM131 230H133V231H131ZM203 230H204V232H203ZM215 230V231H214ZM217 230H218V232H217ZM220 230H223V232H221ZM225 230V231H224ZM234 230H235V233L236 234H234ZM239 230H241V231H239ZM18 231H19V236H18ZM53 231H56V232H53ZM57 231H59L61 234H59V232H57ZM72 231H74V232H72ZM75 231H77L76 233H75ZM80 233H79V232ZM82 231V232H81ZM86 232V233H84V232ZM100 231V232H99ZM113 231H115L116 232V234H115V232H113ZM124 231L127 233V234H129V235H127L126 233L124 234ZM129 231H131L132 233H134L133 235H130V234H132L131 232H129ZM178 231V232H177ZM190 231H191V233H190ZM215 233H214V232ZM220 231V232H219ZM227 231H229V232H227ZM232 231V232H231ZM237 231H239L238 233H237ZM242 231H243V234H241L242 233ZM246 231V232H245ZM251 232V233H248V232ZM259 231H261V232H259ZM66 232V233H65ZM71 232V233H70ZM88 232H90V233H88ZM98 234V235H96V233ZM104 232H106V233H104ZM121 233V235H120V233ZM123 232V233H122ZM129 232V233H128ZM153 232V233H152ZM186 232V233H185ZM209 234H208V233ZM241 232V233H240ZM245 232V233H244ZM35 233V234H34ZM52 233H53V235H54V237L55 238H52L53 237V235H52ZM88 233V234H87ZM94 233V234H93ZM110 233V234H109ZM179 233V234H178ZM182 235H181V234ZM198 233V234H197ZM201 233V234H200ZM211 233H214V235L215 236H213V234H211ZM224 233H230L228 236L226 235V234H224ZM231 233H232V235H231ZM247 233V234H246ZM253 233V234H252ZM67 234V235H66ZM76 234V235H75ZM79 234V235H78ZM81 234V235H80ZM84 234V235H83ZM87 234V236H85ZM94 236H93V235ZM114 234V235H113ZM117 234H119V235H117ZM135 234H137V235H135ZM139 234V235H138ZM184 234V235H183ZM186 234V235H185ZM189 234V235H188ZM196 234V235H195ZM205 234V235H204ZM217 234V235H216ZM223 234V235H222ZM250 234L251 235H254V236H250ZM57 235V236H56ZM58 235H60L59 237H58ZM62 235V236H61ZM65 235V236H64ZM69 235V236H68ZM77 237V236H81V239H82V241H81V239H80V241H81V243L80 242H73V239L74 238H76L75 236ZM92 235V236H91ZM100 235H102L100 238H98ZM110 236V238L109 237H105V236ZM117 236V237H114L117 241H116V243L118 244H116L115 243V239L113 238L112 239V237L113 236ZM122 235H125L124 237L122 236ZM142 235V237H140ZM193 236V238H191V236ZM198 235V236H197ZM200 235H201V237H200ZM223 236V238H222V240H219V239H221V238H219L220 236ZM236 235V236H235ZM237 235H239V236H237ZM242 235V236H241ZM245 235V236H244ZM262 235H263V237H262ZM18 236V237H17ZM33 236V237H32ZM71 236V237H70ZM88 236H90V237H88ZM112 236V237H111ZM119 236H122V237H119ZM128 236V237H127ZM133 236V237H132ZM186 236V237H185ZM187 236H189L190 237V239H188L189 237H187ZM195 236H197L198 238H196ZM205 236H206V238H205ZM207 236H210V237H208L207 238ZM216 236H218V239H216L217 237ZM229 236H231V237H229ZM242 238H241V237ZM248 236V237H247ZM258 236H259V238H258ZM12 237V238H11ZM24 237V238H23ZM49 237H51L50 239H49ZM62 237V238H61ZM88 237V238H87ZM94 237V238H93ZM98 239V241H97V239ZM103 237V238H102ZM119 237V238H118ZM131 237H132V241H131ZM140 237V238H139ZM202 237H204L205 239V241H207L208 240V242L205 244V242H204V240H203V238ZM215 239H214V238ZM226 237H227V239H226ZM249 237H251V238H249ZM15 238V239H14ZM23 238V239H22ZM30 238V239H29ZM33 238H34V240H33ZM65 238H67V239H65ZM69 238V239H68ZM85 238V239H84ZM109 239V240H111L110 241V243L107 241V240H105V239ZM121 238H124L125 239V241H124V239L122 240ZM129 239V241H128V239ZM135 238V239H134ZM138 238V239H137ZM181 238V239H180ZM184 238H185V240H184ZM201 238V239H200ZM211 238V239H210ZM229 238H230V240H232V238H233V240H235L236 238H237V240H235V241H237V242H234V241H230L229 240ZM235 238V239H234ZM240 240H239V239ZM252 238L256 241V246L251 242V241H253V242H255L254 240H252ZM20 240V242H19V240ZM29 239V240H28ZM31 239H32V241H31ZM56 239V240H55ZM60 239V240H59ZM71 239H72V242H70L71 241ZM87 239V240H86ZM90 239V240H89ZM92 239V240H91ZM96 239V240H95ZM100 239V240H99ZM103 239V240H102ZM151 239V240H150ZM155 239V240H154ZM188 239V240H187ZM193 239V240H192ZM195 239V240H194ZM223 239H224V241H227V240H229V241H227V242H224L223 241ZM248 240L247 242H245V240ZM250 239V240H249ZM23 240V241H22ZM46 240H48V241H46ZM63 240V241H62ZM64 240H65V242H64ZM95 240V241H94ZM143 240V241H142ZM190 240H192V242L190 241ZM215 240V241H214ZM218 240V246H217V244H216V241ZM238 240H239V243H238ZM243 241V243H242V241ZM259 240V241H258ZM261 240V241H260ZM9 241V242H8ZM13 241V242H12ZM57 243H59V244H61V245H59V244H57ZM61 241H62V243H61ZM67 241V242H66ZM68 241H69V243H68ZM88 243V244H86V242ZM119 241H121V243L119 242ZM122 241H123V243L125 244V243H128V244H123L122 243ZM138 241V242H137ZM181 241H185L186 242V244H185V242L184 243H182ZM191 243H190V242ZM194 241H196V242H194ZM203 241L204 242V247H203V242H202V244H201V242ZM210 241V242H209ZM214 241V242H213ZM220 241V242H219ZM14 245H11V243ZM17 242V243H16ZM19 242V243H18ZM32 242V243H31ZM94 242V243H93ZM119 242V243H118ZM130 242H132V243H130ZM146 242V243H145ZM198 242H200V243H198ZM222 242H223V244H222ZM229 242H230V244H229ZM262 244H261V243ZM8 243V244H7ZM80 243V244H79ZM85 243V244H84ZM93 245H92V244ZM95 243H97V244H95ZM102 243V244H101ZM107 244V247H110L109 245L112 243V245H113V252L112 251H110L109 249H111L112 250V248L110 247L109 249L106 247V244ZM117 245L116 247H115V245ZM138 243V244H137ZM188 243V244H187ZM189 243H190V245H189ZM194 243H196V244H194ZM214 243V244H213ZM233 245H232V244ZM236 243L238 244V247L240 246V243H242V245L240 246V250L238 251L237 249H238V247H237V245H236ZM16 244H17V246H16ZM19 244V245H18ZM78 244V245H77ZM86 246H84V245ZM94 244H95V246H94ZM101 245V248H100V245ZM133 244V245H132ZM197 244L198 245H200V247L199 246H197ZM210 246H209V245ZM213 244V245H212ZM215 244H216V247H215ZM221 246H220V245ZM227 244L230 246H228L227 247ZM244 244V245H243ZM245 244L246 245H248V246H246L245 247ZM252 244L254 245V246H252ZM4 245V246H3ZM21 245V246H20ZM32 245V246H31ZM66 245V246H65ZM69 245L71 246L72 245V248L71 249H69ZM83 245V246H82ZM103 245V246H102ZM105 245V246H104ZM122 246L123 248H120V246ZM131 245V246H130ZM137 245V246H136ZM144 245V246H143ZM155 245V246H154ZM187 245L189 246V247H187ZM206 245H207V247H209L208 249H206L207 247H206ZM226 247V250H228L229 248V250H231L232 251V253H233V250L232 249H234V250H236V251H234V254H232L231 253V251H226L225 250V248H224V246ZM236 245V246H235ZM249 245H250V247H249ZM12 246V248H8V247H11ZM27 246V247H26ZM31 246V247H30ZM56 246V247H55ZM73 246H75V247H73ZM78 246V247H77ZM87 246H91V247H87ZM96 246H98V247H96ZM128 246H129V248H128ZM152 246H153V248H152ZM202 246V247H201ZM236 247V249H235V247ZM242 246H244L245 247V249H244V247H242ZM20 247V248H19ZM62 247V248H61ZM66 247V249H64ZM68 247V248H67ZM77 247V248H76ZM98 249V248H100L99 250H97L96 248ZM118 247L120 248V250L118 249ZM125 247V248H124ZM185 247V248H184ZM186 247L188 248V249H186ZM195 247V248H194ZM196 247H198V248H196ZM213 247H215V248H213ZM221 249H220V248ZM255 247V248H254ZM260 247V248H259ZM2 248V249H1ZM5 250H4V249ZM25 248V249H24ZM27 248V249H26ZM61 248V249H60ZM86 248H88L87 250H86ZM89 248H90V250H89ZM107 250H106V249ZM127 248V249H126ZM136 248V249H135ZM145 248H147V250H145ZM194 248V249H193ZM202 249L201 251L199 250V249ZM212 248V249H211ZM232 248V249H231ZM251 248V249H250ZM258 248V249H257ZM11 249H15V251H12ZM57 249V250H56ZM60 249V250H59ZM62 249H64L63 251H62ZM67 249H68V251H67ZM77 249V250H76ZM83 249V250H82ZM85 249V250H84ZM114 249H116L117 250V253H118V255H116L117 253H116V250L114 251ZM121 249H125L124 250V253H122L123 252V250H121ZM131 249V250H130ZM134 249V250H133ZM144 249V250H143ZM154 249V250H153ZM199 250V251H195V250ZM217 249H220V250H218V252H217ZM242 249H243V252H242ZM246 249H247V251H246ZM250 251H249V250ZM252 249L254 250L255 249V251H257V252H255V251H252ZM17 250V251H16ZM22 250V251H21ZM28 250H29V252H28ZM69 250H70V252H71V255H70V252H69ZM74 251V253H73V251ZM102 250H103V252H102ZM128 250V251H127ZM183 250V251H182ZM193 250V252H191ZM206 250H208V251H206ZM222 250V251H221ZM4 251H6V252H4ZM96 251H97V253H96ZM99 251V252H98ZM101 251V252H100ZM105 251V252H104ZM109 251V252H108ZM126 251H127V254H126V256H125V253H126ZM153 251V252H152ZM180 251V252H179ZM185 251V252H184ZM187 251V252H186ZM213 251H214V253H213ZM12 252V253H11ZM18 252V253H17ZM64 254H63V253ZM89 252V253H88ZM106 252H107V254H108V256H107V254H106ZM138 252H140V253H138ZM142 252V253H141ZM144 252V253H143ZM146 252V253H145ZM152 252V253H151ZM182 252V253H181ZM190 252V253H189ZM194 252L197 254V253H200L199 255L197 254H195L194 255ZM209 253V254H211L212 255V257H211V255H209V254H206V253ZM212 252V253H211ZM239 252V253H238ZM251 254H250V253ZM7 253H9L8 255H7ZM15 253V254H14ZM29 253V254H28ZM84 253V254H83ZM87 253V255H85ZM91 253V254H90ZM95 253V254H94ZM99 253V254H98ZM113 253V254H112ZM115 253V254H114ZM128 253H129V255H128ZM149 253H150V255H149ZM189 253V254H188ZM202 253V254H201ZM221 253V254H220ZM227 254V256H226V254ZM240 254V255H238V257H237V254ZM243 253V254H242ZM253 253V254H252ZM12 254V255H11ZM19 254V255H18ZM21 254V255H20ZM72 254H74V256L72 255ZM88 254H89V256H88ZM100 254H102V255H100ZM104 254H106V255H104ZM116 255V256H114V257H112L111 255ZM120 254V255H119ZM131 254H134L133 255V257H131ZM145 254V255H144ZM174 254V255H173ZM192 254H193V256H192ZM203 254H205L206 256H208L207 258H205L206 256L205 255H203ZM216 254H218L217 256H216ZM220 254V255H219ZM222 254H223V256L225 257L226 256V258H223V256H222ZM225 254V255H224ZM249 254V255H248ZM260 254V255H259ZM261 254H263V255H261ZM5 255V256H4ZM62 255H65V256H62ZM67 255V256H66ZM84 255H85V257H84ZM130 257H128V256ZM146 255H148V257L146 256ZM182 255V256H181ZM233 255V256H232ZM234 255H236L235 257H234ZM245 255H247V256H245ZM253 257H252V256ZM255 255V256H254ZM11 256H12V258H11ZM17 256H18V258H17ZM73 256V257H72ZM102 256V258H106V259H109V261L108 260H106L105 258L104 259H100V257ZM104 256V257H103ZM120 256V257H119ZM138 256V257H137ZM144 256V257H143ZM146 256V257H145ZM179 256V258H176V257H178ZM181 256V257H180ZM214 256L216 257V259L214 258ZM222 256V257H221ZM228 256H229V258L231 259H229L228 258ZM232 256V257H231ZM244 256L245 257H247V258H245L246 259V261H244V260H242L243 258H244ZM250 256V257H249ZM16 257V258H15ZM22 257V258H21ZM72 257V258H71ZM97 257H98V259H100L99 261V263H97L98 261H97ZM108 257H110V258H108ZM115 257H118V258H115ZM122 257V258H121ZM128 257V258H127ZM152 259H150V258ZM165 257V258H164ZM186 257V258H185ZM190 257V258H189ZM194 257H196V260H195V258ZM205 259H204V258ZM218 257H220V258H222L221 259V261H220V258H218ZM241 259H240V258ZM259 257V259H261V260H259V261H264V257H261L260 258ZM9 258V259H8ZM11 258V259H10ZM16 260H15V259ZM96 260H95V259ZM112 258H114V259H112ZM126 260H125V259ZM187 258H189V259H187ZM199 258H201V262H200V259ZM212 258V259H211ZM239 258V259H238ZM254 258H256V260L254 259ZM6 259V260H5ZM59 259H60V261H59ZM83 259V260H82ZM89 259V260H88ZM94 259V260H93ZM119 259H121V260H119ZM175 259V260H174ZM199 261H198V260ZM205 261H204V260ZM207 259H208V261H211V262H208L207 261ZM216 260V261H212V260ZM217 259H219V260H217ZM230 261H229V260ZM235 259V260H234ZM253 259V260H252ZM86 260V261H85ZM92 260V262H90ZM106 260V261H105ZM113 260V261H112ZM118 260V261H117ZM124 260V261H123ZM146 260H148V261H146ZM167 262H166V261ZM177 260V262H175ZM190 260V262H188ZM227 260H228V262H227ZM240 262L241 261V263H239L238 261ZM80 263H79V262ZM95 261V262H94ZM149 261H150V263H149ZM162 261V262H161ZM195 261V262H194ZM219 261V262H218ZM243 261V262H242ZM253 261H255V262H253ZM262 261V262H263ZM10 262V263H9ZM94 262V263H93ZM161 262V263H160ZM173 262V263H172ZM175 262V263H174ZM203 262V263H202ZM205 262V263H204ZM208 262V263H207ZM217 262V263H216ZM222 262V263H221ZM235 262H237V263H235ZM261 262V263H262ZM211 263V264H212ZM264 263V262H263ZM244 264H246V263H244Z\"/></svg>",
    "mask_w": 264,
    "mask_h": 264
},
{
    "label": "bare ground",
    "instance_id": "obj_2",
    "mask_svg": "<svg viewBox=\"0 0 264 264\" xmlns=\"http://www.w3.org/2000/svg\"><path fill=\"white\" fill-rule=\"evenodd\" d=\"M81 1H83V0H0V36H1L2 38H4V39H3L4 41H5V40H8V39H11L13 42H18V41H16V40H21L20 42H22V43L25 42L26 45H27V44H28V45L30 44V47H31V48H30V47H29V48L31 49V52H30V53H32V54H29V55H32V56H33V55H35V56L37 55V56H38V55L42 54V53H41V52H42V49H43V50L45 49V48L43 47V45H44L45 47H48V49L46 48V49L48 50V52H47L46 54H48V53H49V54H48V56L44 57L45 59H44L43 63L41 62V65H39L40 67H39L38 69H43V68H46V67H47V68H48V67L53 68V67L51 66V64L54 63V62H53L54 60H56V59H60V61H61V60H65V61H67V60H68L67 58H69V56H67L68 53H67V52H64L63 49H62V50H63V51H62V50H60L61 48H60V49H55L56 46H55V47L52 46V43H51V42H52L53 39L51 38V35H50V34L48 35V31H49L50 29L54 28V27H60V28H65V26L70 27V26H71V23H72V20H74L73 17L75 16V11H76L77 7L79 6L78 4H80ZM89 1H90V0H89ZM169 1H170V0H169ZM173 1H174V0H173ZM178 1H179V5H180V7H178L179 9L176 8V9H178V12H177V13H180V12H182L183 10H190V9L192 10V8L190 7V6H191V0H178ZM194 1H195V0H194ZM194 1H193V2H194ZM199 1H200V0H199ZM223 1H224V0H223ZM240 1H241V0H240ZM243 1H244V0H243ZM243 1H242V2H243ZM252 1L254 2V0H252ZM83 2H84V1H83ZM90 2H91V1H90ZM92 2H94V0H93ZM125 2H126V1H125ZM135 2H136V1H135ZM141 2H142V1H141ZM145 2H146V1H145ZM151 2H152V1H151ZM203 2H204V0H203ZM219 2H221V1H219ZM261 2H263V1L261 0ZM94 3H95V2H94ZM122 3H123V1H122ZM136 3H137V2H136ZM143 3H144V2H143ZM173 3H177V2L174 1ZM211 3H212V1H211ZM213 3H214V2H213ZM221 3H223V2H221ZM221 3H219V4H221ZM248 3H249V2H248ZM255 3H256V2H255ZM255 3H253V4H255ZM81 4H82V3H81ZM83 4H84V3H83ZM92 4H93V3H91V5H92ZM116 4H117V3H116ZM141 4H142V3H141ZM159 4H160V3H159ZM202 4H203V3H202ZM202 4H201V5H202ZM261 4H262V3H261ZM91 5H90V7H91ZM94 5H95V4H94ZM94 5H93V6H94ZM128 5H129V4H128ZM138 5H139V4H138ZM197 5H199V4H197ZM255 5H256V4H255ZM257 5H258V4H257ZM262 5H263V4H262ZM81 6H82V5H81ZM88 6H89V5H88ZM132 6H133V5H132ZM132 6H131V7H132ZM143 6H144V5H143ZM164 6H165V5H164ZM164 6H163V7H164ZM193 6H194V5H193ZM195 6H196V5H195ZM203 6H204V4H203ZM203 6H202V7H203ZM207 6H208V5H207ZM210 6H211V5H210ZM218 6H219V5H218ZM218 6H217V7H218ZM243 6H244V5H243ZM117 7H118V6H117ZM135 7L137 8V4L135 5ZM141 7H142V6H141ZM163 7H162V8H163ZM175 7H176V6H175ZM197 7H198V6H197ZM197 7H196V8H197ZM204 7H205V6H204ZM204 7L202 8L203 11H204ZM211 7H212V6H211ZM220 7H221V6H220ZM222 7H223V6H222ZM224 7H225V6H224ZM254 7H255V6H254ZM254 7H253V8H254ZM122 8H123V7H122ZM124 8H125V7H124ZM132 8H133V7H132ZM136 8H135V9H136ZM160 8H161V7H160ZM218 8H219V7H218ZM242 8H244V7H242ZM89 9H90V8H89ZM92 9H93V8H92ZM92 9H90V10H92ZM113 9H114V8H113ZM129 9H130V8H129ZM174 9H175V8H174ZM198 9L202 10L201 8H198ZM198 9H196V10L199 12ZM215 9H216V8H215ZM254 9L256 10V8H254ZM80 10H81V9H80ZM87 10H88V9H87ZM133 10H134V9H133ZM133 10L130 9V11H133ZM137 10H138V8H137ZM141 10H142V9H140V12H141ZM191 10L188 11V12L191 13ZM211 10H212V9H211ZM211 10H210V11H211ZM213 10H214V9H213ZM219 10H221V8H219ZM224 10H225V9H224ZM229 10H230V9H229ZM77 11H78V10H77ZM128 11H129V10H128ZM142 11H143V10H142ZM155 11H156V10H155ZM161 11H162V10H161ZM161 11H160V12H161ZM173 11H174V10H173ZM197 11H196V12H197ZM217 11H218V9H217ZM231 11H232V10H231ZM242 11H243V10H242ZM246 11H247V10H246ZM246 11H245V12H246ZM250 11H252V10H250ZM88 12H89V11H88ZM113 12H114V11H113ZM160 12H159V13H160ZM168 12H169V11H168ZM184 12H185V11H184ZM184 12H183V14H184ZM192 12H193V11H192ZM196 12H194V13H196ZM198 12H197V13H198ZM201 12H202V11H201ZM201 12H200V13H201ZM213 12H214V11H213ZM245 12H244V13H245ZM78 13H79V12H78ZM82 13H83V12H82ZM86 13H87V12H86ZM89 13H90V12H89ZM134 13H135V12H134ZM136 13H137V12H136ZM159 13H158V15H159ZM169 13H170V12H169ZM194 13H193V14H194ZM202 13H203V12H202ZM206 13H207V12H206ZM220 13H221V12H220ZM256 13H257V12H256ZM114 14H115V13H114ZM122 14H123V13H122ZM156 14H157V13H156ZM193 14H190V15H193ZM213 14H214V13H213ZM221 14H222V13H221ZM251 14H252V13H251ZM254 14H255V13H254ZM77 15H78V14H77ZM86 15H87V14H86ZM158 15H157V17H158ZM169 15H171V14H169ZM184 15H185V14H184ZM186 15H187V12H186ZM197 15H198V14H195L194 17L192 16V18H193V20H194V22H192L193 24L191 23V24H192V25H191V24L189 23V24L193 27V28H191V30L193 29V31L190 32V33H187V34L183 33V32H185V30H183V32H176L175 36H176V37L179 36V38L177 37V41H178V39L180 40V36H182V35H184L183 37H189V38H190V36H194V37H195L196 34L199 33L200 36H199V35H198V36H199L201 39H200V38H198V39H200V42H201V43H202V41L204 40L203 42L205 43V41L207 40L205 37H207V36L204 35V33H203V32H204V31H203L204 29H202V27H201V28L199 27L200 29H202L203 32L200 31L199 28H198V26H197V24H196V23H198V22L200 21V20L197 21V18L199 17V16H197ZM204 15H205V14H204ZM224 15H225V14H224ZM247 15H248V14H247ZM260 15H261V14H260ZM260 15H259V16H260ZM80 16H81V14H80ZM87 16H88V15H87ZM131 16H132V15H131ZM138 16H139V15H138ZM142 16H143V15H142ZM162 16H163V15H162ZM166 16H167V14H166ZM174 16H175V15H174ZM178 16H179V15H178ZM178 16H176V17H178ZM188 16H189V15H188ZM211 16H212V15H211ZM216 16H217V15H216ZM78 17H79V16H78ZM123 17H124V16H123ZM135 17H136V14H135ZM163 17H164V16H163ZM171 17H173V16L171 15ZM200 17H201V16H200ZM203 17H204V16H203ZM221 17H222V15H221ZM248 17H249V16H248ZM75 18H76V16H75ZM117 18H118V17H117ZM136 18H137V17H136ZM140 18H141V17H140ZM169 18H170V17H169ZM186 18L188 19L189 17H186ZM192 18H191V20H192ZM201 18H202V17H201ZM205 18H206V17H205ZM216 18H217V17H216ZM252 18H253V17H252ZM252 18H251V20H252ZM257 18H259V17H257ZM76 19H78V18H76ZM79 19H80V18H79ZM119 19H120V18H119ZM121 19H122V18H121ZM127 19H128V18H127ZM131 19H132V18H131ZM159 19H160V18H159ZM171 19H172V18H171ZM184 19H185V17L183 16V19H182V20H184ZM199 19H200V18H199ZM217 19H218V18H217ZM217 19H216V20H217ZM244 19H245V18H244ZM88 20H89V19H88ZM137 20H138V19H137ZM157 20H158V19H157ZM164 20H166V19H164ZM169 20H170V19H169ZM169 20H168V21H169ZM174 20H175V19H174ZM178 20H179V19H178ZM178 20H177V21H178ZM182 20H181V21H182ZM260 20H261V19H260ZM262 20H264L263 17H262ZM74 21H75V20H74ZM92 21H93V20H92ZM128 21H130V20H128ZM138 21H139V20H138ZM155 21H156V20H155ZM170 21H171V20H170ZM181 21H180V22H181ZM234 21H235V20H234ZM118 22H119V21H118ZM165 22H166V21H165ZM184 22H186V20H184ZM189 22H190V21H189ZM200 22H201V21H200ZM202 22H203V21H202ZM204 22L206 23L205 20H204ZM214 22H215V21H214ZM244 22H245V21H244ZM246 22H247V21H246ZM257 22H259V20H258ZM91 23H92V22H91ZM91 23H89V24H91ZM97 23H98V22H97ZM120 23H121V22H120ZM131 23H132V22H131ZM135 23H136V22H135ZM163 23H164V22H163ZM167 23H168V22H167ZM167 23H166V24H167ZM177 23H178V22H177ZM187 23H188V20H187ZM187 23H186V24H187ZM208 23H209V22H208ZM208 23H206V24H208ZM212 23H213V22H212ZM247 23H248V22H247ZM259 23L262 24L263 22H259ZM79 24H80V23H79ZM87 24H88V22H87ZM87 24H86V25H87ZM94 24H95V23H94ZM133 24H134V23H133ZM136 24H137V23H136ZM149 24H150V23H148V25H149ZM160 24H161V23H160ZM174 24H176V22H175ZM180 24H183V23L181 22ZM203 24H204V23H203ZM203 24H201V25H203ZM249 24H250V23H249ZM252 24L254 25L255 23H252ZM263 24H264V23H263ZM74 25H75V24H74ZM74 25H73V26H74ZM95 25H96V24H95ZM101 25H102V24H101ZM130 25H132V24H130ZM140 25H141V24H140ZM171 25H172V24H171ZM177 25H178V24H177ZM184 25H185V24H184ZM201 25H200V26H201ZM250 25H251V24H250ZM256 25H257V23H256ZM73 26H72V27H73ZM149 26H150V25H149ZM161 26H162V25H161ZM164 26H165V25H164ZM164 26H163V27H164ZM169 26H170V25H169ZM169 26H168V27H169ZM174 26H175V25H174ZM181 26H182V25H181ZM186 26H187V25H186ZM206 26H208V25H206ZM99 27H100V26H99ZM127 27L129 28V26H127ZM133 27H134V26H132V28H133ZM138 27H139V26H138ZM159 27H160V26H159ZM189 27H190V26H189ZM211 27H212V26H211ZM258 27H260V26H258ZM258 27L256 26V28H258ZM261 27H262V25H261ZM70 28H71V27H70ZM94 28H96V27H94ZM143 28H145V29L148 30L149 27H148V28L143 27ZM143 28H142V29H143ZM154 28H155V27H154ZM164 28H166V27H164ZM187 28H188V27H187ZM205 28H206V27H205ZM207 28H208V27H207ZM207 28H206V29H207ZM256 28H255V29H256ZM263 28H264V27H263ZM4 29H5V31H4ZM73 29H74V28H73ZM139 29H140V28H139ZM142 29H140V30H142ZM145 29H143V30H145ZM151 29H152V28H151ZM157 29H158V28H157ZM173 29H174V28H173ZM181 29H183V28H181ZM206 29H205V30H206ZM231 29H232V28H231ZM258 29H259V28H258ZM258 29H257V30H258ZM54 30H55V29H54ZM65 30H66V29H65ZM65 30H64V31H65ZM71 30H72V29H71ZM71 30H70V31H71ZM78 30H79V29H78ZM91 30H92V29H91ZM134 30H137V29H134ZM158 30H159V29H158ZM162 30H163V29H162ZM167 30H168V29H167ZM170 30H171V29H170ZM247 30H248V29H247ZM64 31H63V33H64ZM70 31H69V32H70ZM123 31H124V30H123ZM159 31H161V30H159ZM159 31H158V32H159ZM171 31L173 32V30H171ZM178 31H179V30H178ZM189 31H190V30H189ZM207 31L209 32L208 29H207ZM258 31H260V30H258ZM3 32H4V33H3ZM90 32L93 34L92 31H90ZM98 32H99V31H98ZM138 32H139V31H138ZM140 32H141V31H140ZM146 32H147V31H146ZM155 32H156V31H155ZM187 32H188V31H187ZM195 32H196V33H195ZM208 32H206V34H207ZM229 32H230V30H229ZM250 32H252V31H250ZM254 32L256 33V31H253V33H254ZM260 32H261V31H260ZM56 33H57V32H56ZM66 33H67V32H66ZM127 33H129V32H127ZM131 33H132V32H131ZM143 33H144V32H143ZM148 33H149V32H148ZM148 33H147V34H148ZM150 33H151V32H150ZM150 33H149V35H151V36H152V34H154V33H152V34H150ZM164 33H165V32H164ZM166 33H167V32H166ZM174 33H175V32H174ZM54 34H55V33H54ZM67 34H68V33H67ZM76 34H77V33H76ZM92 34H91V36H92ZM135 34H136V32H135ZM137 34H139V33H137ZM140 34H141V33H140ZM140 34H139V37H142V36H140ZM156 34H157V33H156ZM156 34H155V35H156ZM159 34H160V33H159ZM170 34H171V33H170ZM170 34H169V35H170ZM172 34H173V33H172ZM232 34H233V33H232ZM251 34H252V33H251ZM258 34H259V32H257V35H258ZM83 35H84V34H83ZM142 35H143V34H142ZM144 35H145V34H144ZM160 35H162V31H161V34H160ZM207 35H208V34H207ZM259 35H260V34H259ZM66 36H67V35H66ZM70 36H71V35H70ZM86 36H87V35H86ZM88 36H89V35H88ZM134 36H136V35H134ZM173 36H174V35H173ZM230 36H231V34H230ZM80 37H82V36H80ZM110 37H111V36H110ZM119 37H120V36H119ZM137 37H138V36H137ZM137 37H136V38H137ZM144 37H145V36H144ZM149 37H150V36H149ZM149 37H148V39H149ZM152 37H153V36H152ZM154 37H155V36H154ZM154 37H153V38H154ZM161 37H162V36H161ZM161 37H160V38H161ZM165 37H167V35H166ZM194 37H193V38H194ZM226 37H227V36H226ZM238 37H239V36H238ZM245 37H246V36H245ZM245 37H244V38H245ZM249 37H253V35H249ZM249 37H247V38L249 39ZM255 37H256V36H255ZM255 37H254V39L257 38V37L255 38ZM260 37H261V36H260ZM262 37H263V36H262ZM55 38H56V37H55ZM66 38H67V37H66ZM66 38H65V39H66ZM70 38H71V37H70ZM70 38H69V39H70ZM74 38H75V37H74ZM145 38H146V37H145ZM153 38H152V39H153ZM157 38H158V37H157ZM157 38H156V39H157ZM169 38H170V37H169ZM171 38H172V37H171ZM171 38H170V39H171ZM207 38H208V37H207ZM233 38H234L233 41H235V37H233ZM241 38H242V36H241ZM247 38H246V39H247ZM65 39H64V40H65ZM71 39H73V38H71ZM86 39H87V38H86ZM128 39H129V37H128ZM139 39H140V38H139ZM184 39H185V38H184ZM184 39H183V41H184ZM191 39H192V37H191ZM195 39L197 40V38H195ZM205 39H206V40H205ZM208 39H210V38H208ZM229 39H230V38H229ZM252 39H253V38H252ZM254 39H253V40H254ZM260 39H261V38H260ZM262 39H263V38H262ZM59 40H60V39H59ZM81 40H83V39H81ZM88 40H89V39H88ZM119 40H120V39H119ZM129 40H130V39H129ZM142 40H143V39H142ZM153 40H154V39H153ZM160 40H161V39H160ZM163 40H166V38L164 39V37H163ZM167 40H168V39H167ZM181 40H182V39H181ZM187 40H188V39H187ZM187 40H186V42H187ZM193 40H194V39H193ZM210 40H211V39H210ZM214 40H215V39H214ZM216 40H217V39H216ZM244 40H245V39H244ZM249 40H250V39H249ZM253 40H250V42L253 41ZM258 40H259V38H258ZM258 40H254V41H258ZM65 41H66V40H65ZM71 41H72V40H71ZM75 41H76V38H75ZM83 41H84V40H83ZM85 41H86V40H85ZM101 41H102V40H101ZM120 41H121V40H120ZM146 41H147V40H146ZM146 41H145V42H146ZM155 41H156V40H155ZM155 41L153 42V44H155ZM161 41H162V40H161ZM172 41H174V40H172ZM172 41H167V42H163V43L161 42L162 44H157V43H156V44L159 45V49H160V47H162V48H164V49H167L169 52L174 53L175 50H177L176 47H180V46H176L177 44H174L175 42H172ZM188 41H189V40H188ZM226 41H228V39H227ZM237 41H238V40H237ZM237 41H235V42H237ZM260 41H262V40H260ZM6 42H7V41H6ZM13 42H12V43H13ZM68 42H69V41H68ZM104 42H105V41H104ZM104 42H103V44H102V43L99 42L97 39H93V40H90V41H89L88 45L90 44V47H89V48L91 49V51H94V50H96V49L101 50V49H102V46L106 44V43H104ZM143 42H144V41H143ZM145 42H144V43H145ZM149 42H150V41H149ZM149 42H147V43H149ZM157 42H160V41L157 39ZM184 42H185V41H184ZM184 42H183V43H184ZM194 42H195V41H194ZM208 42H209V40H208ZM208 42H207V43H208ZM250 42L248 41L249 44H250ZM258 42H259V41H258ZM263 42H264V41H263ZM65 43H66V42H65ZM128 43H130V42H128ZM131 43H132V42H131ZM147 43H146V44H147ZM151 43H152V42H151ZM201 43H199L200 46H201ZM228 43H230V42H228ZM232 43H233V42H232ZM254 43H256V42H253V44H252V43H251V44L254 45ZM259 43H260V42H259ZM7 44H8V42H7ZM9 44H10V43H9ZM46 44H47L48 46H46ZM54 44H56V43H54ZM61 44H62V43H61ZM83 44H85V43H83ZM120 44H122V43L120 42ZM120 44H119V45H120ZM146 44H145V45L143 44V45L146 46ZM149 44H150V43H149ZM156 44H155V45H156ZM180 44H181V46H183L182 42H181ZM190 44H191V43H190ZM205 44H206V43H205ZM213 44H214V43H213ZM236 44H238V43H236ZM242 44H243V42H242ZM251 44L249 45L250 47H251ZM20 45H21V44H20ZM71 45H72V44H71ZM73 45H74V44H73ZM129 45H130V44H129ZM151 45H152V44H151ZM157 45H156V47H157ZM187 45H188V43H187ZM197 45H198V44H197ZM202 45H203V44H202ZM206 45H207V44H206ZM221 45H222V44H221ZM224 45H227V43L224 44ZM229 45H230V44H229ZM229 45H228V46H229ZM263 45H264V44H263ZM6 46H7V45H6ZM69 46H70V45H69ZM82 46H83V45H82ZM86 46H87V44H86ZM134 46H135V45H134ZM144 46H143V48H144ZM152 46H153V45H152ZM193 46H195V45H193ZM200 46H199V47H200ZM203 46H204V45H203ZM214 46H215V44H214ZM228 46H227V47H228ZM237 46H238V45H237ZM258 46H259V45H258ZM258 46L256 47V49L258 48ZM260 46H261V45H260ZM260 46H259V47H260ZM22 47H24V46H22ZM25 47H26V46H25ZM60 47H61V46H60ZM119 47H121V46H119ZM119 47H118V48H119ZM129 47H130V46H129ZM131 47H132V46H131ZM131 47H130V49H131ZM146 47H147V46H146ZM154 47H155V46H153L152 48H154ZM184 47H186V46H184ZM187 47H188V46H187ZM205 47H206V46H205ZM207 47H208V45H207ZM207 47H206V48H207ZM211 47H212V46H210V48H211ZM227 47H226L225 49H227ZM242 47H243V46H242ZM5 48H6V47H5ZM19 48H21V47H19ZM27 48H28V47H27ZM58 48H59V46H58ZM71 48H72V47H71ZM79 48L82 49L81 47H79ZM104 48H105V46H104ZM147 48H148V47H147ZM152 48H149V49H152ZM203 48H204V47H203ZM212 48H214V47H212ZM212 48H211V50H212ZM229 48H230V47H229ZM248 48H249V47H248ZM252 48H253V50H255L254 47H252ZM261 48H263V47H261ZM12 49H13V48H12ZM23 49H25V48H23ZM85 49H86V48H85ZM85 49H84V50H85ZM124 49L126 50L127 48L125 47ZM132 49H133V48H132ZM139 49H141V48H139ZM233 49H234V47H233ZM244 49H247V45H246V48H244ZM259 49H260V48H259ZM10 50H11V49H10ZM28 50H29V49H28ZM84 50H83V51H84ZM103 50H104V49H103ZM103 50H102V51H103ZM120 50H121V49H120ZM125 50H123V51H125ZM133 50H134V49H133ZM133 50H132V51H133ZM136 50H137V48H136ZM161 50H162V49H161ZM179 50H180V49H179ZM187 50H189V49H187ZM187 50H186V52H187ZM196 50H198V49L196 48ZM202 50H203V49H202ZM230 50H231L230 52H232V49H230ZM249 50H250V55H251V49L249 48ZM249 50H247V51H249ZM261 50H262V49H261ZM261 50H260V51H261ZM19 51H20V50H19ZM73 51H74V50H73ZM86 51H87V50H86ZM118 51H119V50H118ZM132 51H131V52H132ZM141 51H142V50H141ZM149 51H150V50H149ZM154 51H155V50H154ZM162 51H163V50H162ZM189 51H190V50H189ZM198 51H200V49H199ZM198 51H197V53H199ZM203 51H204V50H203ZM205 51H206V50H205ZM228 51H229V50H228ZM234 51H235V50H234ZM247 51H245V53H246ZM10 52H11V51H10ZM23 52H24V51H23ZM27 52H28V51H27ZM44 52H45V51H44ZM104 52H105V51H104ZM126 52H130V50L125 51V53H126ZM135 52H136V51H135ZM135 52L125 54V55H124V57H125V58H124V63H125V65H126L127 69H128L127 71H129L131 74H133L134 77L137 79L138 83L141 84L140 87H143V90H146V91H147L148 88H147V89H144V86H147L148 81L152 80V78L149 79V77H148V76L151 74L152 71L149 72V70H151V69H149L148 72L146 71V69L143 67V66H144V63L142 62V63H143V66H142V65H141V61H142V60H141V61L139 60V59L143 58L144 56L141 57V56L139 55L140 58H138V56L135 54ZM143 52H144V49H143ZM151 52H152V50H151ZM163 52H164V51H163ZM181 52H182V51H181ZM208 52H209V51H208ZM208 52H207V53H208ZM214 52H215V50H214ZM254 52H255V51H254ZM254 52H253V53H254ZM75 53H76V52H75ZM101 53H102V52H101ZM117 53H118V52H117ZM117 53H116V54H117ZM136 53H137V52H136ZM147 53H148V51H147ZM149 53H150V52H149ZM152 53H153V52H152ZM159 53H160V52H159ZM175 53H176V52H175ZM175 53H174V54H175ZM177 53H178V52H177ZM193 53H194V54H197V53H195V52H193ZM221 53H222V52H221ZM225 53H226V52H225ZM225 53H224L223 55H225ZM228 53H229V52H228ZM232 53H234V52H232ZM247 53H248V52H247ZM253 53H252V54H253ZM261 53H262V56H264V55H263V54H264L263 51H262ZM261 53H260V54H261ZM25 54H26V53H25ZM69 54H70V53H69ZM69 54H68V55H69ZM76 54H77V53H76ZM93 54H95V53H93ZM98 54H99V52H98ZM144 54H145V52H144ZM150 54H151V53H150ZM166 54H167V53H166ZM174 54H173V55H174ZM226 54H227V53H226ZM238 54L240 55L239 52H238ZM254 54L256 55V54H258V53H254ZM254 54H253V55H254ZM71 55H72V54H71ZM74 55H75V54H74ZM88 55H92V54H89V53H88ZM102 55H103V54H102ZM122 55H123V54H122ZM154 55H155V54H154ZM162 55H163V53H162ZM169 55H170V54H169ZM175 55H176V54H175ZM175 55H174V57H176ZM184 55H185V54H184ZM192 55H193V54H192ZM199 55H200V54H199ZM202 55H205L204 52H203ZM232 55H233V54H231V56H232ZM15 56H16V55H15ZM20 56H21V55H20ZM27 56H28V55H27ZM78 56H79V55H78ZM93 56H94V55H93ZM93 56H92V57H93ZM107 56H108V55H107ZM149 56L152 57L153 55L151 54V55H149ZM170 56H172V55H170ZM170 56H169V57H170ZM178 56H179V55H178ZM178 56H177V57H178ZM195 56H198V55H194V57H195ZM206 56H207V55H206ZM213 56H214V55H213ZM225 56H226V55H225ZM248 56H249V55H248ZM13 57H14V56H13ZM42 57H43V56H42ZM42 57H40V58H42ZM109 57H110V56H109ZM146 57H147V55H146ZM155 57H156V56H155ZM165 57H166V56H165ZM167 57H168V56H167ZM192 57H193V56H192ZM200 57H201V56H200ZM228 57H229V56L227 55V59H228ZM254 57L256 58V56H254ZM254 57H251V58H254ZM10 58H11V57H10ZM10 58H9V59H10ZM26 58H27V57H26ZM26 58H25V59H26ZM37 58H38V57H37ZM78 58H79V57H78ZM102 58H103V57H102ZM102 58H101V59H102ZM120 58H121V57H120ZM120 58H119V59H120ZM148 58H149V57H148ZM148 58H146V59L149 61L150 58H149V59H148ZM171 58H172V57H171ZM196 58H197V57H196ZM196 58H195V59H196ZM204 58H205V57H204ZM206 58H207V57H206ZM208 58H209V57H208ZM234 58H236V57L234 56ZM258 58L260 59L261 56L258 57ZM262 58H264V57H262ZM27 59L29 60V58H27ZM75 59H76V58H75ZM103 59H104V58H103ZM113 59H114V58H113ZM172 59H173V58H172ZM175 59H177V58H174V61H175ZM181 59L183 60V58H181ZM189 59H190V58H189ZM191 59H194V58H191ZM197 59H198V58H197ZM201 59H202V58H201ZM209 59H210V58H209ZM222 59H224V56H223ZM225 59H226V57H225ZM237 59H238V58H237ZM237 59H235V60H237ZM10 60H11V59H10ZM73 60H74V59H73ZM88 60H89V57H88ZM110 60H112V59H110ZM151 60H152V59H151ZM182 60H181V61H182ZM199 60H200V59H199ZM202 60H203V59H202ZM230 60H231V61H235L233 58H231ZM248 60H251V59L248 58ZM252 60H253V59H252ZM255 60H256V59H255ZM255 60H253V61H255ZM7 61H8V60H7ZM11 61H12V60H11ZM13 61H14V60H13ZM25 61H26V60H25ZM29 61H30V60H29ZM58 61H59V60H58ZM58 61H57V62H58ZM79 61H80V60H79ZM102 61H103V60H102ZM107 61H108V60H107ZM152 61H153V60H152ZM176 61H177V60H176ZM189 61H190V60H189ZM192 61H194V60H192ZM231 61H228V63H229V62L231 63ZM238 61H239V60H238ZM246 61H247V60H246ZM26 62H28V61H26ZM32 62H35V61H32ZM62 62H64V61H62ZM62 62H61V63H62ZM67 62H68V61H67ZM82 62H83V61H82ZM88 62H89V61H88ZM109 62H110V61H109ZM109 62H108V64H109ZM119 62H121V61H119ZM150 62H151V61H150ZM169 62H171V61H169ZM169 62H167V63L169 64ZM172 62H173V60H172ZM177 62H178V61H177ZM177 62H175V63H177ZM179 62H180V61H179ZM202 62H203V61H201V63H202ZM222 62H223V61H222ZM222 62H221V63H222ZM224 62H225V60H224ZM224 62L222 63V65L224 64ZM249 62H250V61H248V63H249ZM257 62H258V61H257ZM259 62H260V60H259ZM263 62H264V61H263V59H262V62H261L262 64H261V65H263ZM9 63H10V62H9ZM9 63H8V64H9ZM39 63H40V62H39ZM61 63H60V64H61ZM72 63H73V62H72ZM76 63H77V62H76ZM79 63H81V62H79ZM86 63H87V62H86ZM110 63H111V62H110ZM114 63H115V62H114ZM116 63H117V62H116ZM145 63H146V62H145ZM148 63H149V62H148ZM165 63H166V61H165ZM173 63H174V62H173ZM181 63H182V62H180V64H181ZM189 63H191V62H189ZM195 63H196V62H195ZM195 63H194V66H195ZM197 63H198V62H197ZM197 63H196V64H197ZM204 63H205V60H204ZM225 63H226V62H225ZM236 63H237V62H236ZM236 63H234V64H236ZM238 63H239V62H238ZM243 63H244V62H243ZM248 63H247V64H248ZM253 63H254V62H253ZM26 64H27V63H26ZM54 64H55V63H54ZM54 64H53V65H54ZM68 64H69V63H68ZM82 64H83V63H82ZM91 64H92V63H91ZM122 64H123V63H122ZM151 64H152V62H151ZM153 64H154V63H153ZM171 64H172V63H171ZM171 64H170V65H171ZM178 64H179V63H178ZM192 64H193V63H192ZM199 64H200V63H198L197 65H199ZM202 64H203V63H202ZM206 64H207V63H206ZM226 64H227V63H226ZM234 64H233V65H234ZM239 64H240V63H239ZM239 64H237V65H239ZM251 64H252V63H251ZM255 64H256V63H255ZM255 64H254V65H255ZM258 64H259V63H258ZM258 64H257V65H258ZM32 65H33V64H32ZM70 65H71V62H70ZM76 65H77V64H76ZM96 65H97V64H96ZM113 65H114V64H113ZM146 65H147V64H146ZM146 65H145V66H146ZM172 65H173V64H172ZM174 65H175V64H174ZM229 65H230V64H229ZM237 65H236V66H237ZM242 65H243V64H242ZM249 65H250V63H249ZM259 65H260V64H259ZM14 66H15V65H14ZM59 66H60V65H59ZM73 66H74V64H73ZM91 66H93V65H91ZM117 66H118V64H117ZM120 66L122 67V65H120ZM180 66H182V65H180ZM189 66H190V65H189ZM189 66H188V68H189ZM200 66H201V64H200ZM200 66H199V70H200V68H201ZM203 66H204V65H203ZM224 66H226V67L228 68L227 65H224ZM234 66H235V65H234ZM252 66H253V65H252ZM252 66H250V67H252ZM24 67H25V66H24ZM64 67H66V66H64ZM64 67H63V68H64ZM74 67H76V66H74ZM108 67H109V66H108ZM110 67H111V66H110ZM124 67H125V66H124ZM197 67H198V66H197ZM207 67H208V66H207ZM207 67H206V68H207ZM226 67H224V68H226ZM237 67H238V66H237ZM237 67H236V70L238 69ZM246 67H247V66H246ZM250 67H249V68H250ZM254 67H255V66H254ZM254 67H252V68H254ZM258 67H259V66H258ZM263 67H264V66H261V68H263ZM67 68H68V67H67ZM67 68H65V69L63 70V72L68 71ZM70 68H72V67H70ZM87 68H88V66H87ZM90 68H91V67H90ZM96 68H97V67H96ZM101 68H102V67H101ZM118 68H119V67H118ZM156 68H157V67H156ZM231 68H233V67H231ZM231 68H229V69H231ZM252 68H250V69H252ZM261 68H260V69H261ZM28 69H29V68H28ZM58 69H59V68H58ZM80 69H81V68H80ZM83 69H84V68H83ZM94 69H95V68H94ZM112 69H113V68H112ZM112 69H111V70H112ZM173 69H175V68H172L171 70H173ZM178 69H179V68H178ZM180 69H181V68H180ZM204 69H205V68H204ZM207 69H208V68H207ZM210 69H211V67H210ZM222 69H223V68H222ZM241 69H242V68H241ZM246 69H247V68H246ZM255 69H256V68H255ZM258 69H259V68H258ZM263 69H264V68H263ZM263 69H262V70H263ZM15 70H16V69H15ZM26 70H27V69H26ZM45 70H46V69H45ZM48 70H49V69H48ZM69 70H70V69H69ZM74 70H75V69H74ZM74 70H73V71H74ZM87 70H88V69H87ZM106 70H107V69H106ZM111 70H109V71H110L111 74H112L113 71H111ZM120 70H123V71H124V70H126V69L123 68V69H120ZM192 70H193V69H192ZM194 70H195V68H194ZM196 70L198 71V68H197ZM224 70H225V69H224ZM224 70H223V71H224ZM234 70H235V68H234ZM253 70H254V69H253ZM27 71H28V70H27ZM27 71H25V72H27ZM32 71L35 73L36 70L34 71V70L32 69ZM39 71H40V70H39ZM39 71H37V72H39ZM58 71H59V70H58ZM73 71H72V72H73ZM89 71H90V70H89ZM89 71H88V72H89ZM93 71H94V70H93ZM99 71H100V68H99ZM101 71H102V70H101ZM183 71H184V70H183ZM189 71H190V70H188V72H189ZM205 71H206V70H205ZM221 71H222V70H221ZM227 71H228V70H227ZM227 71H226V72H227ZM231 71H232V70H231ZM251 71H252V70H251ZM12 72H13V71H12ZM14 72H15V71H14ZM16 72H17V71H16ZM30 72H31V71H30ZM50 72L52 73V70H51ZM50 72H49V73H50ZM70 72H71V71H70ZM77 72H78V71H77ZM85 72H86V71H85ZM88 72H87V73H88ZM90 72H91V71H90ZM90 72H89V73H90ZM94 72H95V71H94ZM107 72H108V71H107ZM172 72H173V74H174V71H172ZM176 72H177V71H176ZM184 72H185V71H184ZM188 72H186V73H188ZM195 72H196V71H195ZM202 72H203V71H202ZM236 72H237V71H236ZM238 72H239V71H238ZM249 72H250V71H248V73H249ZM257 72H258V71H257ZM261 72H263V71H261ZM55 73H56V72H55ZM67 73H68V72H67ZM67 73H66V74H67ZM74 73H75V72H74ZM101 73H102V72H101ZM148 73H150V74L148 75ZM182 73H183V72H182ZM193 73H194V71H193ZM193 73H192V74H193ZM198 73H199V72H196L195 75L198 74ZM212 73H213V72H212ZM212 73H211L210 75H212ZM222 73H223V72H222ZM228 73H230V71H229ZM228 73H227V74H228ZM232 73H233V71H232ZM251 73H252V72H251ZM13 74H14V73H13ZM15 74H16V73H15ZM19 74H20V73H19ZM30 74H31V73H30ZM42 74H43V73H41V75H42ZM61 74H62V73H61ZM72 74H73V73H72ZM92 74H93V73H92ZM102 74H103V73H102ZM104 74H105V73H104ZM109 74H110V73H109ZM118 74H119V73H118ZM121 74H122V73H121ZM121 74H120V75H121ZM123 74H124V73H123ZM175 74H178V75H179V72H177V73H175ZM202 74H203V73H202ZM204 74H205V73H204ZM225 74H226V73H224L223 75H225ZM244 74H245V73H244ZM249 74H250V73H249ZM260 74L262 75V73L259 72V75H260ZM41 75H40V76H41ZM62 75H63V74H62ZM80 75H81V74H80ZM112 75H113V74H112ZM182 75H183V74H182ZM205 75H207V74H205ZM223 75H222V76H223ZM238 75H239V73H238ZM253 75H256V74L254 73ZM259 75H258V76H259ZM30 76H31V75H30ZM56 76H57V74H56ZM88 76H89V75H88ZM88 76H87V77H88ZM96 76H97V75H96ZM113 76H114V75H113ZM123 76H124V75H123ZM125 76H126V74H125ZM125 76H124V77H125ZM150 76H151V75H150ZM173 76H174V75H173ZM184 76H185V75H184ZM192 76H193V75H192ZM196 76H197V75H196ZM199 76H200V74H199ZM208 76H209V75H208ZM219 76H221V75H219ZM230 76H231V75H229V77H230ZM232 76H233V75H232ZM234 76H235V74H234ZM234 76H233V77H234ZM236 76H237V74H236ZM240 76H241V75H240ZM242 76H243V75H242ZM9 77H10V76H9ZM11 77H12V76H11ZM21 77H22V76H21ZM34 77H35V76H34ZM34 77H33V78H34ZM41 77H42V76H41ZM46 77H47V76H46ZM50 77H52V76H50ZM53 77H54V75H53ZM60 77H61V76H60ZM63 77L65 78V81H66V87H65V88H62V89H61L59 86H58L59 88H54L57 92H59V93L61 94V97H62L61 99H62L63 102H62V103L60 102V103H61L60 108L63 109V108H62L63 106H65V105L67 106V105H68L69 108H68V112H67V113H68L67 118H68V121L71 120L72 123H74V126H75V127H74V130H75V132H74V131H73V132H74L77 136L81 137L82 140L85 142V143H84V142H83V143L86 144L87 146L89 145L88 147H90V146L92 147V146H94V145H97V146H98V144L102 141V137H103V136H101V135H103V134L108 135V138L110 137L111 139H113V138H114V139H115V138H118V137L120 136L119 132L122 131V130H121V131L119 130V132L117 131V129H118V127H117V126H118V122H119L120 124L125 125L126 132H124V133H127V135H128V133H131V132L133 133V130H134L135 128L137 129V131H138V129H139V130L142 129V127H143V126H142L143 123H142V121L140 120V118H143L144 116H143V115H142V117L140 116V110H138L137 112L135 111V109H134L135 106H133L134 104L131 105V104L133 103L132 101H131V104H129L128 102H123V101H121V96H118V95H117V97L115 96V95H116V94L114 93L115 91L112 92V93H114V97H113V96H110L109 93H108V94H109V95H108V94H104L103 92H100L101 89H100V91H99V90H98L99 88L96 89L97 92L95 91V94H91V93H93V92L91 91V88L82 89L80 86H79V87L77 86V85H78L77 83H79V82L77 81V78L75 77V75H74V77L69 76V75H67V76H63ZM109 77H110V76H109ZM152 77H153V76H152ZM180 77H181V76H180ZM213 77H214V76H213ZM213 77H212V78H213ZM217 77H218V76H217ZM224 77H225V76H224ZM224 77H223V78H224ZM233 77H232V79H233ZM248 77H249V76H248ZM262 77H264V73H263V75L261 76V78H262ZM12 78H13V77H12ZM43 78H44V77H43ZM56 78H58V77H56ZM92 78H93V77H92ZM94 78H96V77L94 76ZM99 78H101V77L99 76ZM110 78H111V77H110ZM113 78H115V77H113ZM117 78H118V77H117ZM122 78H123V77H122ZM172 78H173V77H172ZM172 78H171V79H172ZM194 78H195V77H194ZM198 78H199V77H198ZM200 78H201V76H200ZM226 78H227V77H226ZM226 78H225V79H226ZM240 78H241V77H240ZM253 78H254V76H253ZM258 78H259V81H260V77H258ZM24 79H25V77H24ZM29 79H30V78H29ZM34 79H35V78H34ZM41 79H42V78H41ZM46 79H47V78H46ZM51 79H52V78H51ZM90 79H91V78H90ZM103 79H105V78H103ZM123 79H124V78H123ZM128 79H129V78H128ZM177 79H178V78H177ZM195 79H197V78H195ZM202 79H203V78H202ZM205 79H206V78H205ZM218 79H219V78H218ZM230 79H231V77H230ZM234 79H235V78H234ZM234 79H233V80H234ZM236 79H237V78H236ZM10 80H15V81H16V79H11V78H10ZM27 80H28V79H27ZM36 80H37V77H36ZM38 80H39V79H38ZM42 80H43V79H42ZM48 80H49V79H48ZM95 80H96V79H95ZM106 80H107V79H106ZM112 80H113V79H112ZM114 80H115V79H114ZM132 80H134V79H132ZM153 80H154V78H153ZM174 80L176 81V79H174ZM198 80H199V79H198ZM210 80H211V78H210ZM210 80H209V81H210ZM215 80H216V79H215ZM222 80H223V79H222ZM233 80H232V81H233ZM239 80H241V79H239ZM239 80H238V81H239ZM245 80H246V79H245ZM49 81H50V80H49ZM59 81H60V80H59ZM81 81H82V80H81ZM89 81H90V80H89ZM91 81H92V79H91ZM98 81H100V80L98 79ZM104 81H105V80H104ZM120 81H122V80H120ZM205 81H206V80H205ZM211 81H213V80H211ZM238 81H237V82H238ZM21 82H23V81H21ZM33 82H34V81H33ZM37 82H38V81H37ZM40 82H42V81H40ZM40 82H39V83H40ZM47 82H48V81H47ZM54 82H55V81H54ZM63 82H64V81H63ZM105 82H106V81H105ZM108 82H109V81H108ZM124 82H125V81H124ZM172 82H173V81H172ZM182 82H183V81H182ZM193 82H194V81H193ZM220 82H221V81H220ZM225 82H226V81H225ZM234 82H235V81H234ZM234 82H233V83H234ZM260 82H261V81H260ZM25 83H26V81H25ZM27 83H28V82H27ZM27 83H26V84H27ZM29 83H30V82H29ZM35 83H36V82H34V84H35ZM42 83H43V82H42ZM44 83H45V82H44ZM52 83H53V82H52ZM58 83H61V81L58 82ZM87 83H88V82H87ZM90 83H91V82H90ZM97 83H98V82H97ZM176 83H177V82H176ZM197 83H198V82H197ZM222 83H223V82H222ZM222 83H221V84H222ZM229 83H230V84H229ZM242 83H243V82H242ZM253 83H254V82H253ZM7 84H8V83H7ZM14 84H15V83H14ZM20 84H21V83H20ZM23 84H24V83H23ZM26 84H25V85H26ZM30 84H31V83H30ZM88 84H89V83H88ZM93 84H94V83H93ZM110 84H112V83L110 82ZM117 84H118V82H117ZM150 84H151V82H150ZM152 84H153V83H152ZM156 84H157V83H156ZM156 84H155V86H156ZM199 84H201V83H199ZM208 84H209V83H208ZM210 84H211V83H210ZM212 84H214V83H212ZM212 84H211V85H212ZM219 84H220V83H219ZM221 84H220V85H221ZM234 84H235V83H234ZM234 84H233V85H234ZM236 84H238V83H236ZM236 84H235V85H236ZM244 84H246V83H244ZM263 84H264V83H263ZM27 85H28V84H27ZM43 85H44V84H43ZM94 85H95V84H94ZM94 85H93V87H94ZM97 85H98V84H97ZM97 85H96V86H97ZM103 85H107V84H104V83H103ZM118 85H119V84H118ZM122 85H123V83H122ZM125 85H126V84H125ZM169 85H171V84L169 83ZM172 85H173V84H172ZM181 85H182V84H181ZM189 85H190V84H189ZM193 85H194V84H193ZM222 85H223V84H222ZM226 85H227V84L225 83L224 86L226 87ZM228 85H231V82H228ZM251 85H252V84H251ZM15 86H16V84H15ZM50 86H51V85H50ZM54 86H55V85H54ZM81 86H82V83H81ZM88 86H89V85H88ZM99 86H100V85H99ZM114 86H115V85H114ZM129 86H130V85H129ZM157 86H158V85H157ZM157 86H156V87H157ZM175 86H176V85H175ZM209 86H210V85H209ZM215 86H216V84H215ZM237 86H238V85H237ZM237 86H236V89H237L236 91L238 92L239 89L237 88ZM239 86H240V85H239ZM241 86H242V85H241ZM244 86H245V85H244ZM258 86H259V85H258ZM22 87H24V86H22ZM34 87H36V86L34 85ZM47 87H48V85H47ZM76 87H77V88H76ZM93 87H92V88H93ZM101 87L104 88V86H101ZM116 87H117V86H115V89L118 88V87H117V88H116ZM133 87H134V86H133ZM148 87H149V86H148ZM151 87H152V85H151ZM167 87H168V86H167ZM177 87H178V86H177ZM204 87H205V86H204ZM218 87H219V86H218ZM225 87H223V88H225ZM232 87L235 88V86H232ZM8 88H9V87H7V89H8ZM13 88H14V87H13ZM18 88H19V86H18ZM18 88H17V89H18ZM29 88H30V87H29ZM37 88H38V87H37ZM40 88H41V87H40ZM42 88H43V87H42ZM83 88H84V87H83ZM108 88H109V87H108ZM134 88H135V87H134ZM138 88H139V87H138ZM145 88H146V87H145ZM173 88H175V87L173 86ZM188 88H189V86H188ZM188 88H187V89H188ZM206 88H208V87H206ZM219 88H220V87H219ZM239 88H240V87H239ZM259 88H260V87H259ZM19 89H20V88H19ZM31 89H32V88H31ZM31 89H30V90H31ZM33 89H34V88H33ZM47 89H48V88H47ZM52 89H53V88H52ZM104 89H105V88H104ZM121 89H122V88H121ZM123 89H124V88H123ZM153 89H154V88H153ZM159 89H160V88H159ZM165 89H166V88H165ZM175 89H176V88H175ZM213 89H216V88H213ZM213 89H212V90H213ZM228 89H229V88H228ZM230 89H231V88H230ZM256 89H257V88H256ZM26 90H28V89H26ZM36 90H38V89H35V91H36ZM55 90H54V92H55ZM71 90H72V92L74 93V95H75L76 98H74L73 100L71 99V101H70V99H69V97H68L67 95H68V93H70ZM93 90H94V89H93ZM105 90H106V89H105ZM112 90H113V89H112ZM141 90H142V89H141ZM150 90H151V89H150ZM168 90H169V88H168ZM205 90H206V89H205ZM225 90L227 91V89H225ZM231 90H232V89H231ZM231 90H230V91H231ZM242 90H243V89H242ZM247 90H248V89H247ZM247 90H246V92H247ZM257 90H258V89H257ZM260 90H261V89H260ZM263 90H264V89H263ZM23 91H24V88H23ZM23 91H22V92H23ZM38 91H39V90H38ZM38 91H37V92H38ZM50 91H51V90H49V92H50ZM102 91H104V90H102ZM137 91H139V90H137ZM157 91H158V90H157ZM159 91H160V90H159ZM170 91H171V90H170ZM216 91H217V90H216ZM226 91H224V92H226ZM230 91H229V92H230ZM233 91H235V90H233ZM4 92H6V91H4ZM4 92H3V93H4ZM41 92H42V90H41ZM106 92H107V91H106ZM109 92H111V91H109ZM117 92H118V91H117ZM139 92H140V91H139ZM143 92H144V91H143ZM148 92H149V91H148ZM161 92H162V91H161ZM166 92H167V91H166ZM168 92H169V91H168ZM168 92H167V94H168ZM211 92H212V91H211ZM239 92H240V90H239ZM3 93H2V94H3ZM30 93H31V92H30ZM46 93H47V92H46ZM55 93H56V92H55ZM59 93H58V94H59ZM119 93H120V92H119ZM141 93H142V92H141ZM152 93H153V92H152ZM208 93H209V91H208ZM213 93H214V92H213ZM222 93H223V92H222ZM227 93H228V92H227ZM235 93H236V92H234L233 94H235ZM257 93L260 94V92H258V91H257ZM261 93H262V92H261ZM2 94H1V95H2ZM34 94H35V92H34ZM39 94H41V93H39ZM58 94H57V95H58ZM145 94H146V93H145ZM162 94H163V93H161V95H162ZM202 94H203V93H202ZM204 94H205V93H204ZM225 94H226V93H225ZM228 94H229V93H228ZM238 94H240V93H238ZM254 94H255V93H254ZM12 95H13V94H12ZM12 95H11V96H12ZM111 95H112V94H111ZM208 95H209V94H208ZM216 95H217V94H216ZM216 95H215V96H216ZM242 95H243V94H242ZM242 95H241V96H242ZM247 95H248V94H247ZM257 95H258V94H257ZM262 95H263V94H262ZM5 96H6V95H5ZM5 96H4V97H5ZM7 96H8V95H7ZM40 96H41V95H40ZM46 96H47V95H46ZM46 96H45V97H46ZM49 96H50V95H49ZM49 96H48V97H49ZM54 96H55V95H54ZM149 96H150V94H149ZM155 96H156V94H155ZM164 96H165V94L163 95V97H164ZM168 96H169V95H168ZM224 96H225V95H224ZM227 96L229 97V95L226 94V97H227ZM234 96H236V95H232V97H234ZM252 96H253V95H252ZM41 97H43V96H41ZM50 97H52V95H51ZM55 97H56V96H55ZM57 97H58V96H57ZM59 97H60V96H59ZM59 97H58V99H60ZM70 97H71V96H70ZM165 97H166V96H165ZM169 97H170V96H169ZM203 97H204V96H203ZM216 97H217V96H216ZM228 97H227V98H228ZM236 97H237V96H236ZM243 97H244V96H243ZM246 97H248V96H246ZM254 97H255V95H254ZM258 97H259V96H258ZM10 98H11V97H10ZM39 98H40V97H39ZM152 98H153V96H152ZM154 98H155V97H154ZM234 98H235V97H234ZM251 98H252V97H251ZM24 99H25V97H24ZM30 99H31V98H30ZM53 99H54V98H53ZM61 99H60V101H61ZM148 99H150V97H149ZM148 99H145V100H147L148 103H150L151 101L149 102ZM155 99H156V98H155ZM155 99H154V100H155ZM159 99H161V98H159ZM164 99H165V98H164ZM201 99H203V98H201ZM208 99H209V98H208ZM215 99H216V98H215ZM215 99H214V101H215ZM219 99H220V98H219ZM224 99H225V97H224ZM228 99H229V98H228ZM228 99H227V100H228ZM241 99L244 100L243 98H241ZM4 100H5V99H4ZM8 100H9V98H8ZM26 100H27V99H26ZM39 100H40V99H39ZM42 100H43V98H42ZM45 100H46V99H45ZM152 100H153V99H152ZM157 100H158V97H157ZM166 100H167V99H165V101H166ZM210 100L212 101V99H210ZM210 100H209V101H210ZM216 100H217V99H216ZM231 100H232V99H230V101H231ZM234 100H235V99H234ZM245 100H246V99H245ZM15 101H16V100H15ZM24 101H25V100H24ZM28 101H29V100H28ZM30 101H31V100H30ZM49 101H50V100H49ZM51 101H52V100H51ZM142 101H143V100H142ZM206 101H207V100H206ZM214 101H213V102H214ZM237 101H238V100H237ZM237 101H235V102L237 103ZM255 101H256V100H255ZM257 101H258V100H257ZM8 102H9V101H8ZM16 102H18V100H17ZM46 102H47V101H45V103H46ZM249 102H250V100H249ZM251 102H252V99H251ZM26 103H27V102H26ZM57 103H58V101H57ZM60 103H59V104H60ZM115 103L120 104V106H121L123 109H121V111L118 110V109H116V108L114 107V104H115ZM154 103H155V101H154ZM163 103H164V101H163ZM203 103H204V102H203ZM205 103H206V102H205ZM205 103H204V104H205ZM210 103H211V102H210ZM230 103H231V102H230ZM233 103H234V101H233ZM236 103H235V104H236ZM239 103H240V102H239ZM49 104H50V103H49ZM141 104H142V103H141ZM173 104H174V103H173ZM200 104H201V103H200ZM244 104H245V103H244ZM244 104H243V106H244ZM0 105H1V104H0ZM13 105H14V104H13ZM18 105H19V104H18ZM18 105H17V106H18ZM38 105H39V104H38ZM148 105H150V104H148ZM154 105H155V104H154ZM207 105H208V104H207ZM207 105H206V106H207ZM210 105H211V104H210ZM241 105H242V102H241ZM249 105H251V104H249ZM5 106H6V105H5ZM22 106H23V105H22ZM43 106H44V105H43ZM46 106H47V105H46ZM136 106H137V105H136ZM140 106H141V105H140ZM145 106H146V105H145ZM145 106H143V107H145ZM160 106H161V105H160ZM166 106H167V110H168V105H166ZM199 106H200V105H199ZM201 106H203V104H201ZM212 106H213V105H212ZM212 106H211V107H212ZM219 106H220V103H219ZM219 106H218V107H219ZM232 106H233V105H232ZM261 106H262V105H261ZM15 107H16V106H15ZM15 107H14V108H15ZM53 107H54V106H53ZM150 107H151V106H150ZM150 107H149V108H150ZM155 107H158V106H155ZM164 107H165V106H164ZM172 107H173V106H172ZM204 107H205V106H204ZM208 107H209V106H207V108H208ZM211 107H210V108H211ZM213 107H215V105H214ZM234 107H235V111H238V110H239L238 108H237L238 110H236V106H235V105H234ZM238 107H240V105H239ZM248 107H249V106H248ZM257 107H259V105H258ZM257 107H256V108H257ZM10 108H11V107H10ZM18 108H19V107H18ZM37 108H38V107H37ZM57 108H59V107L57 106ZM64 108H65V107H64ZM228 108H229V107H228ZM232 108H233V107H232ZM5 109H6V108H5ZM39 109H40V108H39ZM39 109H38V110H39ZM42 109H43V107H42ZM54 109H56V108H54ZM150 109H151V108H150ZM150 109H149V110H150ZM153 109H154V108H153ZM153 109H152V112H153ZM161 109H162V108H161ZM161 109H160V110H161ZM165 109H166V108H165ZM165 109H164V111H165ZM216 109H217V108H216ZM240 109H241V108H240ZM243 109H245V108H243ZM1 110H3V108H2ZM1 110H0V111H1ZM16 110H17V108H16ZM24 110H25V109H24ZM34 110H35V109H34ZM59 110H60V109H59ZM160 110L158 109L159 112H160ZM246 110H247V109H246ZM257 110H259V109L257 108ZM257 110H255V111H257ZM260 110H261V109H260ZM262 110L264 111V109H262ZM5 111H7V110H5ZM19 111L21 112L22 110H19ZM39 111H41V110H39ZM54 111H55V110H54ZM66 111H67V110H66ZM155 111H156V110H155ZM170 111H171V110H170ZM202 111H203V110H202ZM207 111H209V110H207ZM210 111H211V110H210ZM212 111H214V110L212 109ZM241 111H242V109H241ZM12 112H13V111H12ZM20 112H19V113H20ZM62 112H63V111H62ZM215 112H216V111H215ZM217 112H218V110H217ZM229 112H230V111H229ZM245 112H246V111H245ZM245 112H244V113H245ZM260 112H262V111H260ZM260 112H259V113H260ZM3 113H4V111H3ZM6 113H7V112H6ZM8 113H9V112H8ZM21 113H24V112H21ZM21 113H20V114H21ZM52 113H53V111H52ZM56 113H57V112H56ZM150 113H151V112H150ZM150 113H149V114H150ZM156 113H158V112H156ZM156 113H153V114H156ZM161 113H162V112H161ZM202 113H203V112H202ZM207 113H208V112H207ZM211 113H212V112H211ZM211 113H210V114H211ZM219 113H220V111H219ZM231 113H232V112H231ZM242 113H243V112H242ZM17 114H18V113H17ZM25 114H26V113H25ZM25 114H24V115H25ZM44 114H45V113H44ZM53 114H54V113H53ZM143 114H144V113H143ZM145 114H146V113H145ZM158 114H159V113H158ZM204 114H205V113H204ZM210 114H208V117H209ZM213 114H215V113H213ZM217 114H218V113H217ZM217 114H216V115H217ZM240 114H241V112L239 113V116H238V117H239V120H241ZM246 114H247V113H246ZM7 115H8V114H7ZM10 115H11V114H10ZM22 115H23V114H22ZM24 115H23V116H24ZM40 115H41V114H40ZM49 115H50V113H49ZM55 115H56V114H55ZM55 115H53V116H55ZM60 115H61V114H60ZM172 115H173V114H172ZM174 115H175V114H174ZM233 115H234V114H233ZM237 115H238V114H237ZM237 115H234V117L237 116ZM260 115H261V113H260ZM260 115H257L259 119H260V117H259ZM2 116H3V115H2ZM46 116H48V115H46ZM53 116H52V117H53ZM146 116H149V115H146ZM156 116H158V115L156 114ZM176 116H177V115H176ZM205 116H206V115H205ZM220 116H221V114L219 115V118H220ZM243 116H244V114H243ZM261 116H262V115H261ZM9 117H10V116H9ZM12 117H14V116H12ZM44 117H45V116H44ZM63 117H64V116H63ZM111 117L114 118V119L117 121V125H116V127H114L115 124H114V126L112 125L113 121H112V123H109L108 119L111 118ZM149 117H150V116H149ZM149 117H147V118H149ZM152 117H155V115L152 116ZM214 117H215V116H214ZM246 117H247V116H246ZM6 118H7V116H6ZM18 118H19V117H18ZM38 118H39V116H38ZM53 118H54V117H53ZM59 118H60V117H59ZM145 118H146V117H145ZM158 118H160V117H158ZM173 118H174V117H173ZM242 118H243V117H242ZM258 118H257V119H258ZM7 119H8V121H9V118H7ZM19 119H22V117L19 118ZM23 119H25V118H23ZM47 119H48V118H47ZM160 119H163V118H160ZM160 119H159V121H161ZM170 119H172V118H171V115H170ZM178 119H179V118H178ZM178 119H176V121H177ZM202 119L204 120L203 117H202ZM215 119H216V118H215ZM244 119H245V118H244ZM0 120H1V119H0ZM40 120H41V119H40ZM44 120H45V119H44ZM50 120H51V119H50ZM53 120H54V119H53ZM57 120H58V119H57ZM66 120H67V119H66ZM66 120H64V121H66ZM142 120H145V119H142ZM180 120H181V119H180ZM217 120L220 121V119H217ZM217 120H216V121H217ZM16 121H20V120H16ZM163 121H164V120H163ZM173 121H174V120H173ZM176 121H175V122H176ZM205 121H207V120H205ZM216 121H214V123H215ZM218 121H217V122H218ZM242 121H243V120H241V123H243ZM244 121H245V120H244ZM249 121H250V120H248V122H249ZM4 122H5V121H4ZM21 122H22V120H21ZM30 122H31V121H30ZM34 122H35V121H34ZM53 122H54V121H53ZM59 122H60V121H59ZM144 122H147V120L144 121ZM148 122H149V121H148ZM171 122H172V121H171ZM171 122H170V123H171ZM217 122H216V123H217ZM235 122H236V121H235ZM253 122H254V121H253ZM259 122H260V121H259ZM259 122H258V123H259ZM261 122H262V121H261ZM263 122H264V120H263ZM0 123H2V122L0 121ZM16 123H17V122H16ZM22 123H23V122H22ZM24 123H25V122H24ZM39 123H41V122H39ZM51 123H52V122H51ZM62 123H65V122H62ZM69 123H70V122H69ZM154 123H157V120L154 121ZM154 123H153V124H154ZM177 123H179V122H177ZM209 123H210V122H209ZM209 123H208V124H209ZM216 123H215V124H216ZM218 123H219V122H218ZM220 123H221V122H220ZM237 123H238V121H237ZM254 123H257V122L255 121ZM17 124H18V123H17ZM29 124H31V123H29ZM36 124H37V123H36ZM48 124H50V123H48ZM59 124H60V123H59ZM66 124H67V123H66ZM153 124H152V125H153ZM163 124H164V123H163ZM173 124H174V123H173ZM211 124H212V122H211ZM235 124H236V123H235ZM259 124L261 125V123H259ZM259 124H257V126H259ZM14 125H16V124H14ZM19 125H21V124H19ZM43 125H44V124H43ZM55 125H56V124H55ZM55 125H54V126H55ZM67 125H68V124H67ZM69 125H70V124H69ZM147 125H149V124H147ZM157 125H159V124L157 123ZM176 125H177V124H175V127H176ZM236 125H237V124H236ZM238 125H239V124H238ZM241 125H242V124H241ZM243 125H244V124H243ZM251 125H253V124H251ZM263 125H264V124H263ZM16 126H17V125H16ZM22 126H24V125H22ZM27 126H28V124H27ZM41 126H42V125H41ZM41 126H40V127H41ZM51 126H53V125H51ZM54 126H53V127H54ZM63 126H64V124H63ZM144 126H145V125H144ZM155 126H156V125H155ZM159 126H160V125H159ZM162 126H163V125H162ZM180 126H181V125H180ZM248 126H249V124H248ZM253 126H255V128H256V125H253ZM253 126H250V128L252 127L254 130H256ZM25 127H26V126H25ZM48 127H50V126H48ZM53 127H52V128H53ZM57 127H58V126H57ZM119 127H120V125H119ZM123 127H124V126H123ZM152 127H153V126H152ZM152 127H151V129H152ZM157 127H158V126H156V128H157ZM173 127H174V126H173ZM215 127H216V126H215ZM235 127H236V126H235ZM237 127H238V126H237ZM263 127H264V126H262L260 129L262 130ZM3 128H4V127H3ZM9 128H11V126L8 127V130H9ZM14 128H15V127H14ZM17 128H18V127H17ZM23 128H24V127H23ZM52 128H51V129H52ZM58 128H59V127H58ZM143 128H144V127H143ZM153 128H154V127H153ZM160 128H164V131H165V126H163V127H159V129H160ZM181 128H182V127H181ZM211 128H212V126H211ZM213 128H214V127H213ZM217 128H219V127H217ZM241 128H242V127H241ZM252 128H251V130L254 131ZM28 129H29V128H28ZM125 129H123V131H124ZM145 129H146V128H145ZM174 129H175V128H174ZM178 129H179V126H178V128H177L176 130H178ZM236 129H237V130H240V129H238V128H236ZM243 129H244V128H243ZM6 130H7V128H6ZM52 130H53V129H52ZM153 130H154V129H153ZM249 130H250V129H249ZM263 130H264V129H263ZM3 131H4V130H3ZM32 131H33V130H32ZM36 131H37V130H36ZM123 131H122V132H123ZM141 131H143V130H140V132H141ZM146 131H147V130H146ZM151 131H152V130H151ZM151 131H150V132H151ZM160 131H161V129H160ZM174 131H175V130H174ZM179 131H180V130H179ZM233 131H234V130H233ZM1 132H2V131H1ZM4 132H5V131H4ZM19 132H21V131H19ZM19 132H18V134H20ZM25 132H26V131H25ZM63 132H64V130H63ZM63 132H62V133H63ZM65 132H66V131H65ZM122 132H121V133H122ZM140 132H139V133H140ZM143 132H144V131H143ZM143 132H142V134H143ZM162 132H163V131H162ZM162 132H161V133H162ZM167 132H168V131H167ZM177 132H178V131H177ZM177 132H176V133H177ZM181 132H182V130H181L179 133H181ZM183 132H184V131H183ZM254 132L259 133V132H258V129H257L256 131H254ZM262 132H263V131H262ZM262 132H261V133H262ZM6 133H7V132H6ZM35 133H36V132H35ZM38 133H41V132L38 131ZM56 133H57V132H56ZM124 133H123V134H124ZM145 133H147V132H145ZM165 133H166V132H165ZM168 133L171 134V132H168ZM235 133H236V132H235ZM257 133H253V134L256 135ZM9 134H12V133H9ZM14 134H15V133H14ZM23 134H24V133H22V135H23ZM47 134H48V133H47ZM47 134H45V135H47ZM58 134H59V133H57L56 135L58 136ZM60 134H61V133H60ZM66 134H67V133H66ZM150 134H151V133H150ZM153 134H156V133L153 131ZM158 134H159V133H158ZM158 134H156V135H158ZM170 134H169V135H170ZM182 134H184V133H182ZM182 134H181V136H182ZM185 134H186V133H185ZM239 134H240V133H238L237 136H240V137H241V135H239ZM241 134H242V133H241ZM248 134H249V133H248ZM251 134H252V132H251ZM262 134H263V133H262ZM262 134H260V135H262ZM3 135L5 136L6 134H3ZM30 135H32V134L30 133ZM30 135H29V136H30ZM50 135H51V134H50ZM63 135H65V134H63ZM63 135H61V136H63ZM134 135L136 136L135 133L133 134V136H134ZM144 135H145V134H144ZM146 135L148 136V134H146ZM151 135H152V134H151ZM156 135H155V137H156ZM162 135H163V134H162ZM231 135H232V134H231ZM242 135H243V134H242ZM255 135H254V136H255ZM16 136H17V135H16ZM16 136H15V137H16ZM20 136H21V134H20ZM36 136H37V135H36ZM41 136H42V134H41ZM59 136H60V135H59ZM59 136H58V137H59ZM67 136H68V135H67ZM69 136H70V135H69ZM71 136H72V135H71ZM175 136H176V135H175ZM183 136H186V135H183ZM183 136H182V138H183ZM232 136H233V135H232ZM237 136H236V137H237ZM248 136H250V134H249ZM248 136H247V137H248ZM257 136H258V135H257ZM257 136H255L254 140L257 138ZM9 137H10V136H9ZM11 137H12V136H11ZM11 137H10V138H11ZM13 137H14V135H13ZM13 137H12V138H13ZM18 137H19V136H18ZM21 137H22V136H21ZM21 137H20V138H21ZM37 137H38V136H37ZM39 137H40V136H39ZM45 137H46V136H45ZM74 137H75V136H74ZM124 137H125V136H124ZM168 137H169V136H168ZM179 137H180V136H179ZM234 137H235V136H234ZM236 137H235V138H236ZM252 137H253V136H252ZM261 137H262V136H261ZM261 137L258 136V138H261ZM4 138H5V137H4ZM23 138H24V137H23ZM29 138H30V137H29ZM52 138H53V137H52ZM59 138H60V137H59ZM62 138H63V137H62ZM77 138H78V137H77ZM77 138H76V139H77ZM104 138L106 139V137H104ZM131 138H132V136H131ZM131 138H130V139H131ZM152 138H154V137H152ZM159 138H161V135H160ZM166 138H167V137H165V139H166ZM171 138H172V137H171ZM173 138H174V136H173ZM182 138H181V139H182ZM220 138H221V136H220ZM220 138H219V139H220ZM235 138H234V139H235ZM243 138H244V137H243ZM243 138H241V139L243 140ZM250 138H251V136H250ZM258 138H257V139H258ZM1 139H2V138H1ZM6 139H7V138H6ZM6 139H3V141L6 140ZM41 139H42V138H41ZM43 139H44V138H43ZM49 139H50V138H49ZM68 139H69V138H68ZM68 139H67V141H68ZM76 139H75V140H76ZM114 139H113V140H114ZM123 139H125V138H123ZM138 139H139V138H138ZM147 139H148V138H147ZM147 139L145 138V136L143 137L142 140L140 139V141L143 142L142 147H141V143H140V141H139V144H140V147H141V148H143V147L146 146V145H145V142H146ZM156 139H157V137H156ZM156 139H155V141H156ZM163 139H164V137H163ZM168 139H169V138H168ZM221 139H222V138H221ZM231 139H232V138H231ZM238 139H239V138H238ZM238 139H237V140H238ZM248 139H249V138H248ZM248 139H247V140H248ZM257 139H256V140H257ZM12 140H13V139H12ZM17 140H18V139H17ZM30 140H31V139H30ZM30 140H27V141H30ZM46 140H47V139H46ZM57 140H58V139H57ZM63 140H64V139H63ZM135 140H136V138H135ZM158 140H159V139H158ZM161 140H162V139H161ZM161 140H160V141H161ZM166 140H167V139H166ZM170 140H171V139H170ZM177 140H178V139H177ZM182 140H183V139H182ZM232 140H233V139H232ZM232 140H231V141H232ZM252 140H253V139H252ZM254 140H253V141H254ZM259 140H260V139H259ZM261 140H262V139H261ZM23 141H24V140H23ZM65 141H66V140H65ZM65 141H64V142H65ZM69 141H70V140H69ZM71 141H72V140H71ZM78 141H81V139L78 140ZM109 141H110V140H109ZM122 141H123V140H122ZM130 141H131V140H130ZM147 141H150V139L147 140ZM152 141H153V139H152ZM160 141H159V142H160ZM178 141H179V140H178ZM225 141H226V140H225ZM227 141H228V140H227ZM240 141H241V140H240ZM240 141H239V144H240ZM243 141H244V140H243ZM248 141H250V139H249ZM253 141H252V142H253ZM1 142H2V141H1ZM5 142H6V141H5ZM5 142H3V143H5ZM25 142H26V141H25ZM57 142H59V141H57ZM72 142H73V141H72ZM102 142H103V141H102ZM107 142H108V141H107ZM111 142H112V140H111ZM116 142H118V140H117ZM124 142H125V141H124ZM128 142H129V141H128ZM153 142H154V141H153ZM167 142H170V141L168 140ZM173 142H174V140H173ZM214 142H216V141L214 140ZM221 142H222V141H221ZM234 142H236V141L234 140ZM234 142H233V143H234ZM237 142H238V141H237ZM241 142H242V141H241ZM255 142H256V141H255ZM258 142H260V141H258ZM13 143H14V142H13ZM42 143H44V142H42ZM54 143H56V141H55ZM66 143H67V142H66ZM77 143H80V142H77ZM119 143H120V142H119ZM126 143H127V141H126ZM148 143H149V142H148ZM148 143H147V144H148ZM163 143H164V142H163ZM171 143H172V141H171ZM175 143H176V142H175ZM211 143H212V142H211ZM233 143H232V144H233ZM243 143H244V142H243ZM247 143H249V142H247ZM250 143H251V142H250ZM260 143H261V142H260ZM260 143H259V144H260ZM14 144H15V143H14ZM75 144H76V143H75ZM107 144H108V143H107ZM136 144H137V143H136ZM139 144H138V145H139ZM149 144H151V143H149ZM149 144H148V145H149ZM158 144H159V143H158ZM158 144H156V145H158ZM160 144H161V143H160ZM218 144H219V143H218ZM232 144H231V145H232ZM235 144H236V143H235ZM235 144H234V145H235ZM241 144H242V143H241ZM255 144L257 145V143H254V145H255ZM261 144H262V143H261ZM0 145H1V143H0ZM3 145H4V144H3ZM6 145H7V144H6ZM27 145H28V144H27ZM31 145H32V144H31ZM31 145H30V146H31ZM69 145H70V144H69ZM69 145H68V146H69ZM108 145H109V144H108ZM151 145H152V144H151ZM153 145H154V143H153ZM163 145H164V144H163ZM169 145H170V144H169ZM169 145H168V146H169ZM209 145H210V144H209ZM212 145H216V144H212ZM212 145H211V146H212ZM219 145H222V144L220 143ZM231 145H230V146H231ZM247 145H248V144H247ZM25 146H26V143L24 144V142H22V141H16L15 147L13 148V149H14V154L11 155V156H8V157H6V158L4 157L5 160L3 161L2 165H1L2 167H4V170H7L8 172L16 173V175L19 174V171H20L19 168L21 169V167L19 166L20 163H22V164H23V163L26 164L25 162H26V160H27L26 156H27V151H28V149H27V151H26ZM43 146H44V145H43ZM45 146H46V145H45ZM52 146H54V145H52ZM60 146H61V145H60ZM68 146H66V147H68ZM71 146H72V145H71ZM77 146H80V145H77ZM121 146H123V145H121ZM130 146H132V145L129 144V147H130ZM135 146H136V145H135ZM168 146H167V147H168ZM177 146H178V145H177ZM235 146H237V145H235ZM257 146H258V145H257ZM260 146H261V145H260ZM4 147H5V145H4ZM6 147H7V146H6ZM31 147H32V146H31ZM31 147H30V148H31ZM41 147H42V146H41ZM41 147H40V148H41ZM98 147H99V146H98ZM113 147H114V146H113ZM133 147H134V146H133ZM152 147H153V146H152ZM152 147H151V148H152ZM154 147H155V146H154ZM154 147H153V148H154ZM161 147H162V146H161ZM164 147H165V146H164ZM164 147H163V148H164ZM169 147H170V146H169ZM212 147H214V146H212ZM233 147H234V146H233ZM238 147H240V146H238ZM238 147H237V148H238ZM248 147H251V145L248 146ZM248 147H247V148H248ZM253 147H254V146H253ZM30 148H29V149H30ZM69 148H70V147H69ZM74 148H75V147H74ZM77 148H78V147H77ZM81 148H82V147H81ZM86 148H87V147H86ZM137 148H138V147H137ZM148 148H150V147H148ZM151 148H150V149H151ZM157 148H158V147H157ZM163 148H162V149H163ZM177 148H179V147H177ZM251 148H252V147H251ZM251 148H250V149H251ZM31 149H32V148H31ZM43 149H44V148H43ZM60 149H61V148H60ZM64 149H65V148H64ZM72 149H73V148H72ZM93 149H94V148H93ZM117 149H119V148L117 147ZM123 149H124V148H123ZM134 149H135V148H134ZM155 149H156V148H154L153 151H155ZM166 149H167V148H166ZM182 149H183V148H182ZM203 149H204V148H203ZM203 149H202V152H203ZM229 149H230V148H229ZM231 149H233L232 151H234L235 148H231ZM262 149H263V148H262ZM0 150H2V149H0ZM3 150H4V149H3ZM47 150H48V149H47ZM47 150H46V151H47ZM52 150H54V149H52ZM52 150H51V151H52ZM67 150H69V149H67ZM70 150H71V149H70ZM74 150H75V149H74ZM76 150H77V149H76ZM80 150H81V149H80ZM91 150H92V149H91ZM146 150H148V149H146ZM146 150L144 149V151H146ZM171 150H172V149H171ZM171 150H170V151H171ZM198 150H199V149H198ZM209 150H212V149H209ZM218 150H219V149H218ZM258 150H259V149H258ZM260 150H261V149H260ZM12 151H13V150H12ZM49 151H50V150H49ZM49 151H48V152H49ZM63 151H64V150H63ZM71 151H72V150H71ZM109 151H110V150H109ZM113 151H114V150H113ZM116 151H117V150H116ZM126 151L128 152V150H126ZM126 151H125L124 153H126V155H127V152H126ZM133 151H135V150H133ZM133 151H131V152H133ZM150 151H151V150H149L148 152H150ZM170 151H169V152H170ZM200 151H201V150H200ZM207 151H208V149H207ZM207 151H205L206 154H207ZM214 151H215V149H214ZM216 151H217V150H216ZM222 151H223V149H222ZM230 151H231V150H230ZM237 151H238V150H237ZM237 151H236V152H237ZM240 151H241V150H240ZM244 151H245V150H244ZM1 152H2V151H1ZM7 152H8V151H7ZM33 152H34V151H33ZM39 152H40V151H39ZM77 152H78V151H77ZM138 152H139V150H138ZM141 152H142V151H141ZM158 152H159V150H158ZM163 152H164V149H163ZM171 152H172V151H171ZM210 152H211V151H210ZM236 152H235V153H236ZM258 152H259V151H258ZM261 152H262V150H261ZM9 153H10V152H9ZM41 153H42V151H41ZM58 153H59V151H58ZM75 153H76V152H75ZM78 153H79V152H78ZM78 153H77V154H78ZM84 153H85V152H84ZM90 153H91V152H90ZM98 153H99V151H98ZM106 153H108V152L106 151ZM119 153H121V152H118L117 154H119ZM124 153H123V154H124ZM134 153H135V152H134ZM145 153H146V152H145ZM159 153L162 154V150H161ZM164 153H165V152H164ZM166 153H167V152H166ZM172 153H173V152H172ZM185 153H186V152H185ZM200 153H201V152H200ZM200 153H199V154H200ZM212 153H213V152H212ZM231 153H232V152H231ZM238 153H239V152H238ZM48 154H49V153H48ZM50 154H51V153H50ZM61 154H62V153H61ZM65 154H66V153H65ZM70 154H72V153H70ZM96 154H97V153H96ZM108 154H109V153H108ZM137 154H138V153H137ZM152 154H153V153H152ZM152 154H150V155H152ZM161 154H159V155H161ZM170 154H171V153H169V155H170ZM196 154H197V153H196ZM199 154H197V155H199ZM206 154H205V156H206ZM215 154H216V153H215ZM217 154H218V153H217ZM229 154H230V153H229ZM253 154H254V153H253ZM255 154H257V153H255ZM1 155H2V154H1ZM40 155H41V154H40ZM42 155H43V153H42ZM52 155H53V154H52ZM55 155H56V154H55ZM57 155H58V154H57ZM63 155H64V153H63ZM66 155H67V154H66ZM111 155H112V154H111ZM121 155H122V154H121ZM133 155H134V154H133ZM133 155H132V156H133ZM135 155H136V154H135ZM139 155H140V154H139ZM142 155H143V153H142ZM144 155H145V154H144ZM147 155H149V153H147ZM150 155H149V156H150ZM153 155H154V154H153ZM153 155H152L151 157H153ZM166 155H167V154H166ZM211 155H212V154H211ZM221 155H222V154H221ZM249 155H250V154H249ZM28 156H29V155H28ZM35 156L37 157L38 155H35ZM67 156H68V155H67ZM96 156H97V155H96ZM96 156H95V157H96ZM109 156H110V154H109ZM116 156H117V155H116ZM128 156H130V155H128ZM132 156H130V157L132 158ZM155 156H157V151H156V155H155ZM155 156H154V157H155ZM172 156H173V155H172ZM199 156H201V154H200ZM214 156H216V155H214ZM224 156H225V155H224ZM241 156H242V155H241ZM251 156H252V154H251ZM255 156H256V155H255ZM49 157H51V156H49ZM75 157H76V156H75ZM81 157H82V156H81ZM85 157H86V156H85ZM103 157L105 158L106 156L103 155ZM114 157H115V156H114ZM122 157H123V155H122ZM126 157H127V156H126ZM142 157H143V156H142ZM146 157H147V156H146ZM154 157H153V158H154ZM161 157H163V154H162ZM164 157H165V156H164ZM193 157H195V155H193ZM196 157H197V156H196ZM210 157H211V156H210ZM242 157H243V156H242ZM249 157H250V156H249ZM253 157H254V156H253ZM257 157H258V155H257ZM260 157H261V156H260ZM260 157H259V158H260ZM263 157H264V156H263ZM45 158H46V157H45ZM45 158H44V160H45ZM59 158H60V157H59ZM61 158H63V157H61ZM73 158H74V157H73ZM86 158H87V157H86ZM101 158H102V157H101ZM108 158H109V157H108ZM123 158H124V157H123ZM133 158L135 159V157H133ZM138 158H139V157H138ZM138 158H137V159H138ZM143 158H144V157H143ZM153 158H152V159H153ZM201 158H202V157H201ZM211 158H212V157H211ZM214 158H215V157H214ZM219 158H220V157H219ZM222 158H223V156H222ZM251 158H252V157H251ZM255 158H256V157H255ZM0 159H1V158H0ZM35 159H36V158H35ZM51 159H53V158H51ZM79 159H80V158H79ZM89 159H90V158H89ZM102 159H103V158H102ZM124 159H125V158H124ZM124 159H123V161H125V162H124V166H125L126 160H124ZM140 159H141V158H140ZM140 159H139V160H140ZM147 159H148V158H147ZM147 159H146V160H147ZM150 159H151V158H149V160H150ZM155 159H156V158H155ZM157 159H158V158H157ZM161 159H162V158H161ZM166 159H167V158H166ZM169 159H170V157H169ZM172 159L174 160V158H172ZM175 159H176V158H175ZM187 159H188V158H187ZM187 159H185V160H187ZM194 159H195V158H194ZM204 159H205V158H204ZM206 159H208V158H206ZM244 159H245V157H244ZM247 159H248V157H247ZM253 159H254V158H253ZM30 160H33V159L30 158ZM40 160H41V158H40ZM55 160H56V159H55ZM55 160H54V161H55ZM66 160H67V158H66ZM83 160H84V159H83ZM111 160H112V159H111ZM113 160L115 161V159H113ZM127 160H128V159H127ZM143 160H144V159H143ZM146 160H145V161H146ZM162 160H163V159H162ZM197 160H198V159H197ZM199 160H200V159H199ZM199 160H198V161H199ZM256 160H257V159H256ZM262 160H263V159H262ZM28 161H29V160H28ZM37 161H38V160H37ZM45 161H46V160H45ZM45 161H44V163H45ZM52 161H53V160H52ZM57 161H58V160H56V162H57ZM61 161H62V159H61ZM61 161H60V162H61ZM64 161H65V160H64ZM72 161H74V160H72ZM75 161H76V160H75ZM79 161H82V160H79ZM86 161H87V160H86ZM92 161H94V160H92ZM92 161H91V162H92ZM109 161H110V160H109ZM116 161H117V160H116ZM116 161H115V162H116ZM118 161H121V160H118ZM128 161H129V160H128ZM128 161H127V162H128ZM141 161H142V159H141ZM147 161H148V160H147ZM190 161H191V160H190ZM203 161H205V160H203ZM213 161H214V160H213ZM225 161H226V160H225ZM245 161H246V160H245ZM251 161H252V160H251ZM40 162H42V160H41ZM88 162H89V161H88ZM103 162H104V161H103ZM112 162H113V161H112ZM115 162H114V165H115ZM121 162H122V161H121ZM133 162H134V161H133ZM136 162H137V160H136ZM148 162H149V161H148ZM148 162H147V164H148ZM158 162H159V161H158ZM171 162H173V161L171 160L169 163L171 164ZM191 162H192V161H191ZM211 162H212V160H211ZM243 162H244V160H243ZM243 162L241 161V163H243ZM252 162H253V161H252ZM256 162L258 163V161H256ZM262 162H263V161H262ZM34 163H35V162H34ZM48 163H49V165H50V161H49ZM75 163H76V162H75ZM78 163H79V162H78ZM80 163H81V162H80ZM89 163H90V162H89ZM92 163H93V162H92ZM94 163H97V161L95 160ZM99 163H100V161H99ZM118 163H119V162H118ZM129 163L131 164V162H129ZM138 163H139V161H138ZM140 163H141V162H140ZM145 163H146V162H145ZM152 163H153V162H152ZM155 163H157V162H155ZM165 163H166V162H165ZM167 163H168V162H167ZM167 163H166V164H167ZM175 163H176V162H175ZM175 163H174V164H175ZM192 163H193V162H192ZM194 163H195V162H194ZM209 163H210V162H209ZM214 163H215V162H214ZM223 163H224V162H223ZM35 164H36V163H35ZM35 164H34V165H35ZM55 164H56V163H55ZM55 164H54V166H55ZM66 164H67V163H66ZM73 164H74V163H73ZM85 164H86V163H85ZM97 164H98V163H97ZM119 164H120V163H119ZM121 164L123 165V163H121ZM132 164H133V163H132ZM136 164H137V163H136ZM141 164H142V163H141ZM141 164H139V165H141ZM143 164H144V163H143ZM160 164H161V163H160ZM170 164H169V165H170ZM176 164H177V163H176ZM197 164H199V162H198ZM201 164H202V163H201ZM249 164H251V162H250ZM253 164H254V163H252V165H253ZM31 165H32V164H31ZM34 165H33V166H34ZM36 165H37V164H36ZM40 165H42V164H40ZM45 165H46V163H45ZM76 165H77V164H76ZM79 165H80V164H79ZM87 165H88V164H87ZM89 165H90V164H89ZM92 165H93V164H92ZM111 165H112V164H111ZM117 165H118V164H117ZM117 165H116V166H117ZM145 165H146V164H145ZM151 165H152V164H151ZM155 165H156V164H155ZM164 165H165V164H164ZM167 165H168V164H167ZM194 165H195V164H194ZM194 165H193V166H194ZM223 165H224V164H223ZM223 165H222V167H223ZM226 165H227V163H226ZM240 165H241V164H240ZM242 165H243V164H242ZM244 165H245V164H244ZM255 165H257V164H255ZM59 166H60V164H59ZM62 166H63V164H62ZM67 166H68V165H67ZM81 166H82V165H81ZM85 166H86V165H85ZM124 166H123V167H124ZM126 166H128V163H127ZM147 166H150V164L147 165ZM153 166H154V165H153ZM157 166H158V165H157ZM161 166H162V165H161ZM187 166H188V165H187ZM206 166H207V165H206ZM212 166H214V164H213ZM228 166H229V165H228ZM248 166H251V165H248ZM248 166H247V167H248ZM253 166H254V165H253ZM260 166H262V165H260ZM263 166H264V164H263ZM38 167H39V166H38ZM47 167H48V166H47ZM65 167H66V166H65ZM68 167H69V166H68ZM75 167H77V166H75ZM121 167H122V166H121ZM130 167H131V166H130ZM133 167H134V166H133ZM133 167H132V169H133ZM154 167H155V166H154ZM159 167H160V166H159ZM159 167H158V168H159ZM165 167H166V166H164L163 168H165ZM167 167H168V166H167ZM167 167H166V168H167ZM176 167H177V166H176ZM183 167H184V166H183ZM185 167H186V166H185ZM188 167H189V166H188ZM214 167H215V166H214ZM218 167H219V166H218ZM218 167H216V168H218ZM225 167H226V166H225ZM239 167H241V166H239ZM23 168H24V167H23ZM27 168H29V167H27ZM48 168H49V167H48ZM61 168H63V167H61ZM61 168H60V169H61ZM80 168H81V167H80ZM85 168H86V167H85ZM117 168H118V167H117ZM137 168H138V167H137ZM137 168H136V169H137ZM140 168H141V167H140ZM142 168H143V166H142ZM145 168H147V167H145ZM148 168H149V167H148ZM156 168H157V167H156ZM171 168H172V166H171ZM174 168H175V167H174ZM204 168H205V167H204ZM206 168H208V166H207ZM242 168H243V172H244V167H242ZM250 168H251V167H250ZM250 168H249V169H250ZM252 168H253V167H252ZM256 168H257V167H256ZM0 169H1V167H0ZM35 169H36V168H35ZM67 169H68V168H67ZM67 169H65V170H67ZM82 169H83V168H82ZM86 169H88V168H86ZM109 169H110V167H109ZM113 169H114V168H113ZM134 169H135V168H134ZM136 169H135V170H136ZM154 169H155V168H154ZM159 169H160V168H159ZM167 169H168V168H167ZM210 169H211V168H210ZM214 169H215V168H214ZM224 169L227 170L226 168H224ZM2 170H3V168H2ZM25 170H26V169H25ZM38 170H40V169H38ZM49 170H50V169H48V171H49ZM53 170H55V168L53 169V167H52V172H53ZM57 170L59 171V169H57ZM61 170H62V169H61ZM77 170H78V169H77ZM124 170H125V169H124ZM135 170H134V172H135ZM161 170H162V169H161ZM168 170H169V169H168ZM182 170H183V169H182ZM204 170H205V169H204ZM204 170H203V171H204ZM212 170H213V169H212ZM228 170H229V169H228ZM245 170H247V169H245ZM259 170H260V168H259ZM23 171H24V170H23ZM28 171H29V170H28ZM32 171H34V170H32ZM89 171H91V170H89ZM111 171H112V170H111ZM129 171H130V170H129ZM138 171H139V170H138ZM142 171H144V170H142ZM142 171H141V172H142ZM148 171H149V170H148ZM155 171H156V169H155ZM157 171H158V169H157ZM157 171H156V172H157ZM159 171H160V170H159ZM196 171H197V170H196ZM206 171H207V170H206ZM209 171H210V170L207 171V172H208L207 174H209ZM213 171H214V170H213ZM230 171H231V170H230ZM240 171H241V170H240ZM248 171H249V170H248ZM252 171H256V172H258L257 169H256V170H253V169H252ZM1 172H2V171H1ZM37 172H38V171H37ZM54 172H55V171H54ZM56 172H57V171H56ZM83 172L85 173V171H83ZM109 172H110V171H109ZM116 172H117V171H116ZM131 172H132V171H131ZM141 172H140V173L136 172L135 175H137V173H138V174H139L138 176H140ZM146 172H147V171H146ZM146 172H145V173H146ZM168 172H169V171H168ZM198 172H199V171H198ZM198 172H197L196 174H198ZM222 172H223V171H222ZM222 172H221V173H222ZM250 172H251V171H250ZM6 173H7V172H6ZM6 173H5V174H6ZM20 173H21V172H20ZM22 173H23V172H22ZM22 173H21V175H23ZM26 173H27V171H26ZM60 173H61V172H60ZM63 173H64V172H63ZM70 173H71V172H70ZM92 173H93V172H92ZM95 173H96V172H95ZM106 173H107V171H106ZM118 173H119V171H118ZM142 173H143V172H142ZM145 173H144V174H145ZM148 173H149V172H148ZM163 173H164V171H163ZM165 173H166V171H165ZM179 173H180V172H179ZM212 173H213V172H212ZM212 173L209 174V175H212ZM227 173H228V172H227ZM241 173H242V172H241ZM246 173H247V172H246ZM260 173H261V172H260ZM260 173L258 172L257 175H259ZM263 173H264V171H263ZM9 174H10V173H9ZM27 174H28V173H27ZM32 174H33V173H32ZM49 174H50V173H49ZM61 174H62V173H61ZM64 174H65V173H64ZM87 174H89V173H87ZM111 174H113V171H112ZM111 174H110V176H111ZM159 174H160V173H158V175H159ZM166 174H167V173H166ZM177 174H178V173H177ZM177 174H176V175H177ZM199 174H200V173H199ZM223 174H226V173H223ZM229 174H230V173H229ZM236 174H237V173H235L234 175H236ZM249 174H250V173H249ZM255 174H256V173H254V175H255ZM10 175H11V174H10ZM10 175H9V176H10ZM19 175H20V174H19ZM53 175H54V174H53ZM68 175H70V174H68ZM84 175H85V174H84ZM89 175H90V174H89ZM89 175H88V176H89ZM117 175H118V174H117ZM119 175H120V173H119ZM119 175H118V176H119ZM135 175H134V176H135ZM156 175H157V173H156ZM158 175H157V176H158ZM160 175H161V174H160ZM163 175H164V174H163ZM167 175H168V174H167ZM205 175H206V174H205ZM209 175H208V176H209ZM220 175H221V174H220ZM237 175H238V174H237ZM237 175H236V176H237ZM243 175H244V174H243ZM247 175H248V174H246V176H247ZM260 175H262V173H261ZM6 176H7V175H6ZM60 176L62 177V175H60ZM96 176H97V175H96ZM98 176H99V175H98ZM132 176H133V175H132ZM177 176H178V175H177ZM222 176H224V175H222ZM239 176H240V175H238L237 177H239ZM241 176H242V175H241ZM241 176H240V179L242 178ZM248 176H250V175H248ZM248 176H247V178H248ZM2 177H3V174H2ZM2 177H0V178H2ZM4 177H5V176H4ZM4 177H3V179H6V178H4ZM11 177H12V175H11ZM24 177H25V176H24ZM26 177H27V176H26ZM58 177H59V176H58ZM61 177H60V178H61ZM69 177H70V176H68V178H69ZM73 177H74V176H73ZM81 177H82V176H81ZM89 177H91V175H90ZM89 177H88V179H89ZM108 177H109V176H108ZM111 177H112V176H111ZM116 177H117V176H116ZM123 177H124V176H123ZM123 177H122V178H123ZM161 177H162V176H161ZM161 177H160V178H161ZM189 177H190V175H189ZM194 177H195V176H194ZM197 177H198V176H197ZM210 177H211V176H210ZM210 177H209V178H210ZM220 177H221V176H220ZM228 177H229V176H228ZM231 177H232V176H231ZM231 177H230V178H231ZM237 177H236V179H238ZM244 177H245V176H244ZM254 177H255V176H254ZM261 177H262V176H260V178H261ZM8 178H10V177H8ZM42 178H43V177H42ZM60 178H59V179H60ZM79 178H80V177H79ZM98 178H99V177H98ZM118 178H120V176H119ZM122 178H121V179H122ZM124 178H125V177H124ZM135 178H137V177H135ZM135 178H134V179H135ZM139 178H140V177H139ZM139 178H138V179H139ZM145 178H146V177H144V179H145ZM158 178H159V177H158ZM162 178H163V177H162ZM263 178H264V177H262V179H263ZM16 179H18V177H17ZM16 179H15V182L17 181ZM31 179H32V178H31ZM51 179H52V178H51ZM90 179H91V178H90ZM94 179H95V178H94ZM141 179H143V178L141 177ZM141 179H139V180H141ZM211 179H213V178H211ZM214 179H215V177H214ZM222 179H223V177H222ZM225 179H226V178H225ZM232 179H233V178H232ZM232 179H230V180H231L232 183H233L234 180H232ZM249 179H250V178H249ZM255 179H256V178H255ZM258 179H259V178H258ZM7 180H8V179H7ZM25 180H26V179H25ZM32 180H33V179H32ZM34 180H35V179H34ZM38 180H39V179H38ZM56 180H58V179H56ZM64 180H65V179H64ZM74 180H75V179H74ZM83 180H84V178H83ZM99 180H100V178H99ZM102 180H103V179H102ZM102 180H101V181H102ZM106 180H107V178H106ZM147 180H148V179H147ZM165 180H166V179H165ZM165 180H164V181H165ZM172 180H173V179H172ZM191 180H192V179H191ZM195 180H196V179H195ZM215 180H216V179H215ZM223 180H224V179H223ZM245 180H246V179H244V181H245ZM260 180H261V179H260ZM0 181H1V180H0ZM13 181H14V179H13ZM23 181H24V180H23ZM35 181H36V180H35ZM60 181H61V180H60ZM72 181H73V180H72ZM72 181H71V183L73 184ZM77 181H78V179H77ZM94 181H96V180H94ZM97 181H98V180H97ZM101 181H100V182H101ZM110 181H113V180L110 179ZM132 181H133V180H132ZM135 181H136V180H135ZM141 181H142V180H141ZM145 181H146V180H145ZM205 181H207V180H205ZM212 181H214V180H212ZM226 181H228V179H227ZM239 181H242V179L239 180ZM239 181H238V182H239ZM2 182H3V181H2ZM2 182H1V183H2ZM28 182H29V181H28ZM28 182H27V183H28ZM30 182H31V181H30ZM41 182H42V181H41ZM62 182H63V181H62ZM62 182H61V183H62ZM64 182H65V181H64ZM67 182H68V181H67ZM81 182H82V181H81ZM85 182H86V180H85ZM104 182H105V181H104ZM104 182H103V183H104ZM127 182H128V181H127ZM146 182H147V181H146ZM200 182H202V180H201ZM214 182H215V181H214ZM229 182H230V181H229ZM234 182H235V181H234ZM236 182H237V180H236ZM236 182H235V184H236ZM245 182H247V181H245ZM248 182L250 183V181H248ZM263 182H264V181H263ZM263 182H262V183H263ZM3 183H4V182H3ZM38 183H39V182H38ZM38 183H37V185H38ZM42 183L44 184V182H42ZM46 183H47V181H46ZM51 183H52V182H51ZM68 183L71 184L70 181H69ZM86 183H87V182H86ZM89 183H90V180H89ZM89 183H88V184H89ZM98 183H99V182H98ZM101 183H102V182H101ZM103 183H102V184H103ZM144 183H145V182H144ZM176 183H177V182H176ZM196 183H197V182H196ZM211 183H212V182H211ZM211 183H210V185H211ZM216 183H217V181H216ZM219 183H220V182H219ZM219 183H218V184H219ZM226 183H227V182H226ZM249 183H248V184H249ZM257 183H258V182H257ZM19 184H21V183H19ZM25 184H26V183H25ZM33 184H34V183H33ZM33 184H32V185H33ZM64 184H65V183H64ZM72 184H71V185H72ZM80 184H81V183H80ZM92 184H93V187H94L95 182H93ZM96 184H97V182H96ZM96 184H95V185H96ZM99 184H100V183H99ZM102 184H101V186H102ZM110 184H111V183H110ZM110 184H109V186H110ZM112 184H113V183H112ZM115 184L118 185L117 182H115L114 185H115ZM128 184H129V182H128ZM128 184H127V185H128ZM146 184H147V183H146ZM165 184H166V183H165ZM192 184H193V183H192ZM224 184H225V183H224ZM240 184H241V183H240ZM245 184H246V183H245ZM245 184H244V186H245ZM248 184H247V185H248ZM259 184H261V182H260ZM39 185H40V184H39ZM46 185H47V184H46ZM46 185H45V187H46ZM54 185H55V184H54ZM56 185H57V184H56ZM60 185H61V184H60ZM60 185H59V186H60ZM62 185H63V184H62ZM62 185H61V186H62ZM66 185H67V183H66ZM71 185H70V186H71ZM86 185H87V184H86ZM117 185H116V186H117ZM134 185H135V184H134ZM188 185H189V184H188ZM205 185H206V183H205ZM215 185H216V184H215ZM220 185H221V184H220ZM229 185H231V183H230ZM238 185H239V183H238ZM242 185H243V183H242ZM250 185H251V184H250ZM255 185H256V183H255ZM40 186H42V185H40ZM49 186H50V185H49ZM61 186H60V187H61ZM90 186H91V183H90ZM97 186H98V185H97ZM101 186H100V187H101ZM104 186H105V185H104ZM109 186H108V187H109ZM118 186H119V185H118ZM131 186H132V185H130V187H131ZM137 186L139 187L138 184H137ZM137 186H136V187H137ZM172 186H173V185H172ZM201 186H202V185H201ZM203 186H204V185H203ZM213 186H214V185H213ZM224 186H226V185H224ZM240 186H241V185H240ZM240 186H239V187H240ZM244 186H243V187H244ZM251 186H252V185H251ZM256 186H257V185H256ZM22 187H23V186H22ZM22 187H21V188H22ZM33 187H34V186H33ZM66 187H67V186H66ZM78 187H79V186H78ZM100 187H99V189H100ZM112 187H113V185H112ZM120 187H121V186H119V189H121ZM124 187H125V186H124ZM194 187H195V185H194ZM205 187H207V186H205ZM209 187H210V186H209ZM215 187L218 188L219 186H215ZM236 187H237V186H236ZM243 187H242V189H243ZM253 187H255V186H254V183H253ZM253 187H252V188H253ZM257 187H258V186H257ZM39 188H40V187H39ZM50 188H51V186H50ZM63 188H64V187H63ZM71 188H72V186H71ZM71 188H70V189H71ZM73 188H75V186H74ZM73 188H72V189H73ZM76 188H77V187H76ZM87 188H88V187H87ZM90 188H91V187H90ZM106 188H107V187H106ZM109 188H111V186H110ZM116 188H117V187H116ZM125 188H126V187H125ZM131 188H132V187H131ZM141 188H142V187H141ZM176 188H177V187H176ZM207 188H208V187H207ZM227 188H228V187H227ZM229 188H231V187H229ZM229 188H228V190H230ZM248 188H251V187H247V189H248ZM252 188H251V191H252ZM259 188H260V187H259ZM263 188H264V187L262 186V189H263ZM17 189H18V188H17ZM44 189H46V188H44ZM52 189L54 190V187H52ZM57 189H58V187H57ZM81 189H82V188H81ZM92 189H93V188H92ZM96 189H97V188H96ZM102 189H103V186H102ZM113 189H114V188H113ZM135 189H136V188H135ZM194 189H195V188H194ZM199 189H200V188H199ZM212 189H214V188H212ZM218 189H219V188H218ZM234 189H236V188H234ZM238 189L240 190L241 187L238 188ZM253 189H254V188H253ZM34 190H35V189H34ZM40 190H41V189H40ZM46 190H47V189H46ZM50 190H51V189H50ZM58 190L60 191V189H58ZM88 190H90V189L88 188ZM88 190H87V192H88ZM106 190H108V189H106ZM109 190H110V189H109ZM111 190H112V189H111ZM121 190H122V189H121ZM121 190H118L117 192H121ZM123 190H124V192L126 191L125 189H123ZM127 190H129V189H127ZM132 190H133V189H132ZM139 190H140V188H139ZM139 190H138V191H139ZM141 190H143V189H141ZM169 190H171V189H169ZM181 190H182V189H181ZM195 190H196V189H195ZM206 190L209 191V189H206ZM206 190H204V191H206ZM216 190H217V189H216ZM219 190H220V189H219ZM243 190H244V189H243ZM243 190H242V191L240 190V191L243 192ZM260 190H261V188H260ZM11 191H12V190H11ZM36 191H38V190H36ZM61 191H62V190H61ZM67 191H68V190H67ZM75 191H76V190H75ZM78 191H81V190L78 188ZM90 191H91V190H90ZM101 191H102V190H101ZM104 191H105V190H104ZM113 191H114V190H113ZM134 191H135V190H134ZM136 191H137V189H136ZM138 191H137V192H138ZM175 191H176V190H175ZM200 191H201V190H200ZM213 191H214V190H213ZM213 191H212V192H213ZM230 191H231V190H230ZM230 191H229V192H230ZM232 191H233V190H232ZM253 191H256V190H253ZM262 191H263V190H262ZM262 191H261V192H262ZM9 192H10V191H9ZM16 192H19V191H16ZM34 192H35V191H34ZM51 192H52V191H51ZM51 192H48V193L51 194ZM95 192H96V191H95ZM95 192H93V193L95 194ZM117 192H116V193H117ZM122 192H123V191H122ZM122 192H121L120 194H122ZM124 192H123V195H124ZM128 192H130V191H128ZM128 192H127V193H128ZM162 192H163V191H162ZM227 192H228V191H227ZM234 192H235V191H234ZM238 192H239V191H237V192H235V193L237 194ZM245 192H247V191H244V193H245ZM256 192H257V191H256ZM0 193H2V192H0ZM36 193H37V192H36ZM40 193H41V192H40ZM93 193H91V194L94 195ZM96 193H97V192H96ZM100 193L102 194V193H104V192H100ZM100 193H98V194L101 195ZM105 193H106V192H105ZM116 193H115V195H114L113 192H112V195H114V197H115V196L118 194V193H117V194H116ZM134 193H135V192H134ZM140 193H141V191H140ZM144 193H145V192H144ZM193 193H194V192H193ZM197 193H198V192H197ZM200 193H202V192H200ZM230 193H231V192H230ZM235 193H234V194H235ZM239 193H240V192H239ZM247 193H250V192H247ZM247 193H246V194H247ZM3 194H4V193H3ZM15 194H16V193H15ZM34 194H35V193H34ZM38 194H39V193H38ZM71 194H72V193H71ZM71 194H70V195H71ZM73 194H75V193H73ZM76 194H77V193H76ZM78 194H79V193H78ZM98 194H97V196H98ZM106 194H107V193H106ZM128 194H129V196H130V193H128ZM128 194H127V195H128ZM132 194H133V193H131V195H132ZM205 194H206V193H205ZM205 194H204V195H205ZM207 194H208V193H207ZM231 194H232V193H231ZM231 194H229V196H231ZM241 194H242V193H241ZM251 194H252V193H251ZM259 194H260V193H259ZM259 194H258V195H259ZM1 195H2V194H1ZM8 195H9V194H8ZM8 195H7V197H8ZM10 195H11V194H10ZM42 195H43V194H42ZM44 195H45V194H44ZM46 195H47V194H46ZM53 195H54V194H53ZM57 195H60V194H57ZM61 195H62V194H61ZM64 195H65V194H64ZM86 195H87V194H86ZM86 195H85V196H86ZM102 195H103V194H102ZM107 195H108V194H107ZM109 195H110V194H109ZM112 195H111V196H112ZM123 195H121V196H123ZM134 195H135V194H134ZM137 195H139V194L137 193ZM137 195H136V196H137ZM144 195H145V194H144ZM195 195H196V194H195ZM198 195H199V194H198ZM200 195H201V194H200ZM202 195H203V194H202ZM212 195H213V193H211L210 196H212ZM222 195H223V194H222ZM222 195H221V196H222ZM238 195L241 196L240 194H238ZM238 195H236V196H237V199H238V200H237V199H236V200H237V201H240ZM244 195H245V194H244ZM253 195H257V194L254 193ZM263 195H264V194H263ZM48 196H49V195H48ZM65 196H67V195H65ZM77 196H78V195H77ZM89 196H90V195H89ZM95 196H96V195H95ZM121 196H120V197H121ZM141 196H142V198H143V191H142ZM208 196H209V195H208ZM210 196H209V197H210ZM215 196H216V195H215ZM215 196L213 195V197H215ZM218 196H220V195H218ZM234 196H235V195H234ZM236 196H235V197H236ZM248 196H249V194H248ZM2 197H3V195H2ZM38 197H39V196H38ZM70 197L73 198V196H70ZM70 197H69V198H70ZM83 197H84V195H83ZM99 197H100V196H99ZM108 197H110V196H108ZM116 197H118V196H116ZM116 197H115V198H116ZM120 197H119V199H120ZM125 197H126V195H125ZM125 197H124V198H125ZM132 197H133V196H132ZM137 197L139 198V196H137ZM190 197H191V196H190ZM192 197H193V196H192ZM192 197H191V198H192ZM200 197H201V196H200ZM209 197H208V198H209ZM213 197H212V198H213ZM235 197H234V198H235ZM242 197L244 198L245 196H243V194H242ZM250 197H251V196H250ZM261 197H262V196H261ZM5 198H6V197H5ZM8 198H9L10 200H9ZM8 198H7V199H8L9 201H11V205L8 206V209H7V215H8V217H13V216L16 215V213L18 214L17 211H20V210H18V207H19L21 204L26 203L25 205H26V207H27L28 204H31V203L34 202V200H36V199L34 198V195H32L31 188H30V186H29L28 184H26V185L23 187V189H21V191H20L19 194H16V196H15V195L9 196ZM36 198H37V197H36ZM56 198H57V197H56ZM85 198H86V197H85ZM87 198H88V195H87ZM89 198H90V197H89ZM91 198H92V197H91ZM93 198H94V197H93ZM93 198H92L91 200H94ZM101 198H102V196H101ZM103 198H104V202H105V199H106L107 197H106V198L103 197ZM110 198H111V197H110ZM121 198H122V197H121ZM126 198H127V197H126ZM128 198H129V197H128ZM133 198L135 199V197H133ZM140 198H141V197H140ZM140 198H139V202H140ZM144 198H146V197H144ZM172 198H173V197H172ZM172 198H171V199H172ZM203 198H204V197H203ZM210 198H211V197H210ZM212 198H211V200H212ZM231 198H233V196L230 197V200H229V201H231ZM252 198H253V197H252ZM263 198H264V197H263ZM37 199H38V198H37ZM50 199H51V198H50ZM62 199H63V198H62ZM62 199H61V200H62ZM81 199H82V198H81ZM95 199H96V198H95ZM112 199H113V198H112ZM169 199H170V198H169ZM201 199H202V198H201ZM205 199H206V198H205ZM205 199H204V200H205ZM214 199H215V198H214ZM216 199L218 200L219 197H217ZM223 199H225V198H223ZM240 199H241V198H240ZM247 199H250V198L247 197ZM257 199H258V197H257ZM261 199H262V198H261ZM5 200H6V199H5ZM67 200H68V199H67ZM75 200H76V198H75ZM84 200H86V199H84ZM87 200H88V199H87ZM87 200H86V203L89 204L90 201L87 202ZM108 200H109V199H108ZM108 200H107V202H108ZM110 200H111V199H110ZM127 200H128V199H127ZM127 200H125V201H127ZM142 200H143V199H142ZM190 200H191V199H190ZM195 200H196V199H195ZM204 200H203V201H204ZM220 200H221V198H220ZM220 200H219V202H220ZM234 200H235V199H234ZM244 200H245V199H244ZM253 200H254V199H253ZM47 201H48V200H47ZM47 201H46V203H47ZM55 201H56V200H55ZM62 201H63V200H62ZM72 201H73V199H72ZM79 201H80V200H79ZM95 201H96V200H95ZM98 201H99V199H98ZM114 201H115V200H113V203H112V204H115ZM136 201H137V203H139L138 200H136ZM145 201H147V200H145ZM169 201H170V200H169ZM197 201H198V200H197ZM203 201H202V202H203ZM213 201H214V200H212V203H214ZM225 201H226V200H225ZM241 201H242V199H241ZM248 201H250V200H248ZM256 201H257V200H256ZM40 202H41V201H40ZM52 202H53V201H52ZM70 202H71V201H70ZM73 202H74V201H73ZM83 202H84V201H83ZM83 202H82V203H83ZM102 202H103V201H102ZM109 202H110V201H109ZM116 202H117V201H116ZM121 202H123V201H121ZM131 202H132V204H133V202H135V201L133 200V201H131ZM148 202H149V201H148ZM202 202H201V204H202ZM208 202H209V200H208ZM233 202H234V201H233ZM257 202H258V201H257ZM257 202H256V203H257ZM260 202H261V201H260ZM62 203H63V202H62ZM78 203H80V202H78ZM98 203H99V202H98ZM110 203H111V202H110ZM118 203H119V202H118ZM127 203H128V202H126V205H125L124 203H119L118 205H115L116 208L114 207V209H111V210L109 209V211H107L105 214H104V211H103V208H102L101 211H103L102 213H103V215H105V216H104V219L101 218L102 220L99 219V220H98V223H96V224H97V227L100 229V231L102 230V232L99 231L100 234L103 233V230H106L105 228L110 227V226H108V224H109L111 221L114 223V220L117 219L116 217L120 214L119 211L122 212V210L124 209V208H123L124 206H125V208H127V205H128L129 208H131L130 205H129V203H128V204H127ZM145 203H147V202H145ZM149 203H152L151 200H150ZM197 203H198V202H197ZM206 203H207V202H206ZM217 203H218V202H217ZM217 203H216V204H217ZM243 203H244V202H243ZM245 203H247V202H245ZM40 204H41V203H40ZM66 204H67V203H66ZM71 204H72V203H71ZM84 204H85V203H84ZM94 204H95V203H94ZM96 204H97V202H96ZM99 204H100V206H104V205H105V203H104V205H103L101 202H100ZM108 204H109V203H108ZM112 204H109L108 206H110V205H112ZM116 204H117V203H116ZM141 204H142V203H141ZM141 204H140V205H141ZM194 204H195V203H194ZM204 204H205V202H204ZM225 204H226V203H225ZM234 204H235V203H234ZM238 204H239V202H238ZM240 204H241V205H244V204H242V203H240ZM35 205H36V204H35ZM37 205H38V204H37ZM46 205H47V204H46ZM63 205H64V204H63ZM72 205H73V204H72ZM80 205H81V204H80ZM82 205H83V204H82ZM138 205H139V204H138ZM140 205H139V207H140ZM142 205H143V204H142ZM145 205H146V204H145ZM145 205H143V206H145ZM206 205H207V204H206ZM208 205H210V204H208ZM208 205H207V207L209 208ZM211 205H213V204H211ZM211 205H210V206H211ZM228 205H229V204H228ZM235 205H236V204H235ZM250 205H251V204H250ZM252 205H253V204H252ZM254 205H255V204H254ZM259 205H260V203H259ZM30 206H31V205H30ZM40 206H41V205H40ZM43 206H44V205H43ZM50 206H51V204H50ZM52 206H53V205H52ZM91 206H92V205H91ZM112 206H113V205H112ZM136 206H137V204H136ZM136 206H135V207H136ZM149 206H150V204H149ZM164 206H165V205H164ZM199 206H200V203H199ZM199 206H198V207H199ZM214 206H215V205H214ZM221 206H222V205H221ZM221 206H220V207H221ZM231 206H232V205H231V203H230V206H229V207H231ZM237 206H238V205H237ZM257 206H258V204H257ZM257 206H256V207H257ZM22 207H23V206H22ZM31 207H32V206H31ZM48 207H49V206H48ZM76 207H77V206H76ZM85 207H86V206H85ZM97 207H98V208H96V209H100V207H99L98 205H97ZM135 207H134V208H135ZM161 207H162V205H161ZM191 207H192V204H191ZM217 207H219V206H217ZM226 207H227V205H226ZM232 207H234L233 209H234V211H235V206L233 205ZM5 208H6V207H5ZM23 208H24V210H25V207H23ZM29 208H30V207H29ZM37 208H38V207H37ZM72 208H73V207H72ZM89 208H90V207H89ZM89 208H88V209H89ZM108 208H109V207H108ZM112 208H113V207H112ZM134 208H133V209H134ZM141 208H142V207H141ZM194 208H195V207H194ZM194 208H193V209H194ZM213 208H214V207H213ZM215 208H216V206H215ZM215 208H214V209H215ZM236 208H237V207H236ZM244 208H245V207H244ZM247 208H248V210L250 209V208H249V205H248ZM26 209H27V208H26ZM30 209H31V208H30ZM30 209H29V210H30ZM47 209H48V208H47ZM83 209H84V208H83ZM96 209H95V210H96ZM133 209H132V210H133ZM138 209H139V208H137V211H138ZM202 209H203V208H202ZM202 209H201V210H202ZM219 209H220V208H219ZM225 209H226V208H225ZM227 209H230V208L227 207ZM231 209H232V208H231ZM231 209H230V210H231ZM239 209H240V208H239ZM241 209H242V207H241ZM1 210H2V209H1ZM32 210H33V209H32ZM37 210H38V209H37ZM39 210H40V209H39ZM42 210H43V209H42ZM45 210H46V209H45ZM79 210H80V208H79ZM79 210H78V212H79ZM104 210H105V209H104ZM106 210H107V208H106ZM106 210H105V211H106ZM127 210H128V209H127ZM143 210H145V209H143ZM191 210H192V208H191ZM209 210H211V209H209ZM216 210H217V209H216ZM216 210H215V211H216ZM230 210H229V213H226L227 215H228V214H233V213H234V211H233V213H232V212H230ZM236 210H237V209H236ZM242 210H243V209H242ZM242 210H241V211H242ZM245 210H247V209H245ZM258 210H259V209H258ZM261 210H262V209H261ZM47 211H48V210H47ZM74 211H75V210H74ZM84 211H87V210L84 209ZM84 211H83V212H84ZM89 211H90V209H89ZM92 211H93V210H92ZM101 211L97 212V214L100 213ZM140 211H142V210H140ZM145 211H146V210H145ZM193 211H194V210H193ZM193 211H191V212H193ZM213 211H214V210H213ZM213 211H210V212H209V216H211L210 213L213 212ZM215 211H214V212H215ZM217 211H218V210H217ZM222 211H223V210H222ZM225 211H226V210H225ZM231 211H232V210H231ZM249 211H250V210H249ZM249 211H247V212H249ZM251 211H252V210H251ZM251 211H250V212H251ZM253 211H255V208L253 209ZM256 211H257V208H256ZM262 211H263V210H262ZM5 212H6V211H5ZM95 212H96V211H95ZM95 212H94V213H95ZM195 212H197V211H195ZM202 212H203V211H202ZM202 212H201V213H202ZM204 212L206 213V211H204ZM227 212H228V211H227ZM243 212H245V211H243ZM250 212H249V213H250ZM20 213H21V212H20ZM48 213H49V212H48ZM87 213H89V212H87ZM91 213H92V212H90V214H91ZM94 213H92V214H94ZM118 213H119V214H118ZM127 213L130 214L129 211H128ZM132 213H135V210H134V212H132ZM197 213H198V212H197ZM199 213H200V212H199ZM217 213H219V212H217ZM220 213H221V212H220ZM222 213H225V212H222ZM222 213H221V216H222ZM235 213H236V212H235ZM252 213H253V212H252ZM260 213H261V212H260ZM260 213H259V214H260ZM31 214H32V213H31ZM38 214H39V213H38ZM42 214H43V213H42ZM97 214H95V215H97ZM138 214L141 215V213H138ZM138 214H137V215H138ZM143 214H145V213L143 212ZM195 214H196V213H195ZM195 214H194V215H195ZM259 214H258V215H259ZM262 214H263V213H262ZM33 215H34V214H33ZM36 215H37V214H36ZM40 215H41V214H40ZM40 215H38V216H40ZM50 215H51V214H50ZM95 215L93 216V219H94ZM98 215H99V214H98ZM98 215H97V216H98ZM101 215H102V214H101ZM123 215L125 216V212L123 213ZM123 215H121V216H123ZM137 215H136V216H137ZM212 215H213V214H212ZM248 215H249V214H248ZM251 215H253V214H251ZM251 215H250V216H251ZM4 216H6V215H4ZM47 216H48V215H47ZM59 216H60V215H59ZM89 216H90V215H89ZM91 216H92V215H91ZM119 216H120V215H119ZM124 216H123V217H124ZM134 216H135V214H134ZM150 216H151V215H150ZM156 216H157V215H156ZM202 216H203V214H202ZM207 216H208V214H207ZM207 216H206V217H207ZM209 216L207 217L208 219H209ZM224 216H225V215H224ZM230 216H231V215H230ZM233 216H234V215H233ZM233 216H231V217L233 218ZM235 216H236V215H235ZM254 216H255V215H254ZM256 216H257V215H256ZM260 216H261V215H260ZM55 217H56V216H55ZM55 217H54V218H55ZM98 217H102V216H98ZM123 217H121V218H123ZM130 217H131V216H130ZM152 217H153V216H152ZM192 217H193V216H192ZM214 217H216V216H214ZM214 217H213V218H214ZM228 217H229V216H228ZM257 217H258V216H257ZM257 217H254V218H256V221H255V222H257ZM263 217H264V216H263ZM37 218H38V217H37ZM59 218L62 219L61 217H59ZM95 218H96V217H95ZM157 218H158V217H157ZM157 218H156V219H157ZM195 218H196V217H195ZM202 218L204 219L205 217H202ZM210 218H211V217H210ZM213 218H212V219H213ZM218 218H219V216H218ZM223 218H224V217H223ZM225 218H226V216H225ZM232 218H230V219H232ZM251 218L253 219V217H251ZM259 218H260V217H259ZM1 219H2V218H1ZM16 219H18V218H16ZM52 219H53V218H52ZM60 219H59V220H60ZM65 219H66V218H65ZM93 219H92V220H93ZM127 219H128V218H127ZM127 219H126V222H127ZM130 219H132V218H130ZM137 219H138V218H137ZM199 219H200V218H199ZM203 219H202V220H203ZM205 219H206V218H205ZM219 219H220V218H219ZM228 219H229V218H228ZM230 219H229V220H230ZM235 219H236V218H235ZM252 219H250V221H251ZM3 220H4V219H3ZM14 220H15V219H14ZM35 220H36V219H35ZM39 220H40V219H39ZM63 220H64V218H63ZM96 220H97V219H96ZM96 220H95V221H96ZM117 220H119V222L121 221V220L119 219V217H118ZM132 220H133V222H135L134 219H132ZM135 220H136V219H135ZM210 220H211V219H210ZM217 220H218V219H217ZM226 220H227V218H226ZM229 220H228V221H229ZM253 220H255V219H253ZM262 220H263V219H262ZM7 221H8V220H7ZM45 221H47V220H45ZM64 221H65V220H64ZM67 221H68V220H67ZM83 221H84V220H83ZM83 221H82V222H83ZM87 221H89V220H87ZM122 221H123V220H122ZM122 221H121V222H122ZM124 221H125V220H124ZM129 221H130V220H129ZM141 221H142V220H141ZM155 221H156V220H155ZM188 221H189V220H188ZM188 221H187V222H188ZM197 221H198V219H197ZM197 221H196V222H197ZM199 221H200V220H199ZM223 221H224V220H223ZM230 221H231V220H230ZM233 221H234V219H233ZM233 221H232V222H233ZM52 222H53V221H52ZM55 222H56V221H55ZM55 222H54V223H55ZM61 222H63V221H61ZM61 222H60V223H61ZM69 222H70V221H69ZM90 222H91V218H90ZM90 222H89V223H90ZM92 222H93V224H95L94 220H93ZM92 222H91V223H92ZM96 222H97V221H96ZM112 222H111V224H112ZM119 222L117 221V223H119ZM185 222H186V221H185ZM185 222H184V223H185ZM196 222H195V223H196ZM211 222H212V221H211ZM211 222H210V223H211ZM219 222H220V221H219ZM219 222H218V223H219ZM221 222H222V221H221ZM221 222H220V223H221ZM225 222H226V221H225ZM236 222H237V220H236ZM236 222H235V223H236ZM251 222H252V221H251ZM255 222H254V223H255ZM261 222H262V221L260 220V223H261ZM0 223H1V221H0ZM58 223H59V221H58ZM65 223H66V222H65ZM71 223H72V222H71ZM84 223H85V222H84ZM123 223H124V222H123ZM123 223H122V224H123ZM128 223H129V222H128ZM135 223H136V222H135ZM140 223H141V222H140ZM191 223H193V222H190V224H191ZM210 223H208V225H209ZM212 223H213V222H212ZM220 223H219V224H220ZM228 223H229V222H228ZM254 223H252V225H253ZM52 224H53V223H52ZM55 224H56V223H55ZM74 224H75V223H74ZM74 224H73V225H74ZM82 224H83V223H82ZM85 224H86V223H85ZM93 224H91V225L94 227ZM111 224H109V225H111ZM114 224L116 225V222H115ZM119 224H120V223H119ZM119 224H117V225H119ZM122 224H121V225H122ZM125 224H126V223H124V226L126 227ZM131 224H132V223H131ZM141 224H142V223H141ZM193 224H194V223H193ZM215 224H216V223H215ZM223 224H224V223H223ZM230 224H232V223H230ZM233 224H234V223H233ZM250 224H251V223L249 222V225H250ZM257 224H259V223L257 222ZM261 224H262V223H261ZM75 225H76V224H75ZM80 225H81V224H80ZM87 225H88V223L86 224V226H87ZM89 225H90V224H89ZM128 225H129V224H128ZM186 225H187V224H186ZM191 225H192V224H191ZM206 225H207V224H206ZM206 225H204V227H205ZM210 225H211V224H210ZM226 225H227V224H226ZM236 225H237V224H236ZM252 225H251V227H252ZM262 225H264V224H262ZM262 225H261V226H262ZM56 226H57V225H56ZM63 226H64V225H63ZM77 226H79V224H78ZM83 226H84V225H83ZM92 226H88L86 229L88 230V228L91 227V230L93 231ZM130 226H133V224L130 225ZM130 226H129V227H130ZM137 226H138V225H137ZM140 226H142V225H140ZM187 226H188V225H187ZM193 226H194V225H193ZM202 226H203V225H202ZM212 226H213V225H212ZM215 226H216V225H215ZM215 226H214V227H215ZM222 226H223V227H226V226H224V225H222ZM222 226L220 225L221 228H222ZM253 226H254V225H253ZM259 226H260V225H259ZM261 226H260V227H261ZM71 227H72V226H71ZM95 227H96V226H95ZM95 227H94V228H95ZM114 227H115V226H114ZM114 227L112 228L113 230H115V231H116V229L118 230V228H117L118 226L116 227V229H114ZM122 227H123V226H122ZM133 227H134V226H133ZM138 227H139V226H138ZM144 227H145V226H144ZM144 227H143V228H144ZM184 227H185V224H184ZM204 227H203V228H204ZM206 227H207V226H206ZM206 227H205V228H206ZM208 227H209V226H208ZM236 227H238V226H236ZM249 227H250V226H249ZM249 227H248V228H249ZM58 228H60V227H58ZM73 228H74V226H73ZM76 228H77V227H76ZM78 228H79V227H78ZM140 228H141V227H140ZM140 228H139L138 230H140ZM149 228H150V227H149ZM203 228H202V229H203ZM205 228H204V230H206ZM218 228H219V227H218ZM218 228H216V229H218ZM229 228H230V226H229ZM232 228H234V227L231 226L230 229H232ZM238 228H239V227H238ZM238 228H237V229H238ZM254 228H255L256 231L258 232V229L256 228V225H255ZM258 228H259V227H258ZM69 229H70V228H69ZM99 229H98V230H99ZM108 229H109V228H108ZM112 229L110 228V230H112ZM123 229H124V228H123ZM123 229H121V230H123ZM129 229H130V228H129ZM132 229H133V228H132ZM144 229H145V228H144ZM186 229H187V228H186ZM186 229L183 230V233H184V231H185ZM188 229H190V227H188ZM196 229H197V228H196ZM196 229H194V231H195ZM200 229H201V228H200ZM202 229H201V231H202ZM207 229H208V228H207ZM209 229H210V228H209ZM213 229H214V228H213ZM237 229H236V230H237ZM240 229H241V228H240ZM249 229H251V228H249ZM249 229H248V230H249ZM255 229H254V230H255ZM260 229L263 230V232H264V226H263V228H260ZM61 230H62V229H61ZM76 230H77V229H76ZM80 230H81V229H80ZM83 230H84V229H83ZM87 230H86V231H87ZM89 230H90V229H89ZM89 230H88V231H89ZM94 230H97V229L95 228ZM110 230H108V231L110 232ZM124 230H125V229H124ZM126 230H127V228H126ZM135 230H137V229H135ZM204 230H203V232H204ZM225 230H227V229H225ZM225 230H224V231H225ZM228 230H229V229H228ZM232 230H233V229H232ZM241 230H243V229H241ZM241 230H239V231H241ZM251 230H252V229H251ZM254 230H252V231H254ZM20 231H21V230H20ZM22 231H23V230H22ZM67 231L69 232V230H67ZM115 231H113V232H115ZM118 231H120V230H118ZM131 231H133V230H131ZM131 231H129V232H131ZM209 231H212V229L209 230ZM214 231H215V230H214ZM214 231H213V232H214ZM220 231L223 232V230H220ZM220 231H219V232H220ZM239 231H237V233H238ZM243 231H244V230H243ZM243 231H242V233H241V232H240V233L243 234ZM249 231H250V230H249ZM252 231H251V232H252ZM256 231H254V232H256ZM53 232H56V231H53ZM57 232H59V231H57ZM72 232H74V231H72ZM76 232H77V231H75V233H76ZM78 232H79V231H78ZM81 232H82V231H81ZM83 232H84V231H83ZM93 232H94V231H93ZM126 232H127V231H126ZM126 232L124 231V234H125ZM129 232H128V233H129ZM177 232H178V231H177ZM186 232H187V230H186ZM186 232H185V233H186ZM217 232H218V230H217ZM227 232H229V231H227ZM231 232H232V231H231ZM245 232H246V231H245ZM245 232H244V233H245ZM247 232H248V231H247ZM251 232H248V233H251ZM257 232H256V234H257ZM259 232H261V231H259ZM65 233H66V232H65ZM70 233H71V232H70ZM79 233H80V232H79ZM84 233H86V232H84ZM88 233H90V232H88ZM88 233H87V234H88ZM95 233H96V232H95ZM104 233H106V232H104ZM119 233H120V232H119ZM122 233H123V232H122ZM131 233H132V232H131ZM152 233H153V232H152ZM190 233H191V231H190ZM204 233H205V232H204ZM207 233H208V232H207ZM214 233H215V232H214ZM214 233H211V234H213V236H215ZM34 234H35V233H34ZM59 234H61V233L59 232ZM87 234H86L85 236H87ZM90 234H91V233H90ZM93 234H94V233H93ZM93 234H92V235H93ZM106 234H107V233H106ZM109 234H110V233H109ZM115 234H116V232H115ZM126 234H127V233H126ZM133 234H134V233H132V234H130V235H133ZM178 234H179V233H178ZM180 234H181V233H180ZM197 234H198V233H197ZM200 234H201V233H200ZM208 234H209V233H208ZM224 234H226V233H224ZM227 234H228V233H227ZM227 234H226V235H227ZM229 234H230V233H229ZM229 234H228V235H229ZM234 234H236V233H235V230H234ZM238 234H239V233H238ZM246 234H247V233H246ZM252 234H253V233H252ZM259 234H260V233H259ZM259 234H257V235H259ZM19 235H20V234H19V231H18V236H19ZM52 235H53V233H52ZM66 235H67V234H66ZM75 235H76V234H75ZM75 235H74V236H75ZM78 235H79V234H78ZM80 235H81V234H80ZM83 235H84V234H83ZM92 235H91V236H92ZM96 235H98V234L96 233ZM113 235H114V234H113ZM113 235H112V236H113ZM117 235H119V234H117ZM120 235H121V233H120ZM127 235H129V234H127ZM135 235H137V234H135ZM138 235H139V234H138ZM181 235H182V234H181ZM183 235H184V234H183ZM185 235H186V234H185ZM188 235H189V234H188ZM195 235H196V234H195ZM204 235H205V234H204ZM216 235H217V234H216ZM222 235H223V234H222ZM222 235L219 237V238H221V239H219V240H222V238H223ZM228 235H227V236H228ZM231 235H232V233H231ZM18 236H17V237H18ZM56 236H57V235H56ZM59 236H60V235H58V237H59ZM61 236H62V235H61ZM64 236H65V235H64ZM68 236H69V235H68ZM93 236H94V235H93ZM101 236H102V235H100L98 238H100ZM112 236H111V237H112ZM122 236L124 237L125 235H122ZM122 236H119V237H122ZM133 236H134V235H133ZM133 236H132V237H133ZM190 236H191V235H190ZM193 236H194V235H193ZM193 236H191V238H193ZM197 236H198V235H197ZM197 236H195V237L198 238ZM232 236H233V235H232ZM235 236H236V235H235ZM237 236H239V235H237ZM241 236H242V235H241ZM241 236H240V237H241ZM244 236H245V235H244ZM250 236H254V235H251V234H250ZM259 236H260V235H259ZM259 236H258V238H259ZM32 237H33V236H32ZM70 237H71V236H70ZM75 237H76V236H75ZM88 237H90V236H88ZM88 237H87V238H88ZM105 237H109V238H110L109 235H108V236H105ZM114 237H117V236H113L112 239H113ZM119 237H118V238H119ZM127 237H128V236H127ZM132 237H131V241H132ZM140 237H142V235H141ZM140 237H139V238H140ZM185 237H186V236H185ZM187 237H189V236H187ZM200 237H201V235H200ZM208 237H210V236H207V238H208ZM216 237H217L216 239H218V236H216ZM229 237H231V236H229ZM247 237H248V236H247ZM254 237H255V236H254ZM262 237H263V235H262ZM11 238H12V237H11ZM23 238H24V237H23ZM23 238H22V239H23ZM50 238H51V237H49V239H50ZM52 238H55L54 235H53ZM61 238H62V237H61ZM90 238H91V237H90ZM93 238H94V237H93ZM95 238H96V237H95ZM102 238H103V237H102ZM202 238H203V240H204V239L206 238V236H205V238H204V237H202ZM213 238H214V237H213ZM241 238H242V237H241ZM241 238H240V239H241ZM249 238H251V237H249ZM260 238H261V236H260ZM14 239H15V238H14ZM29 239H30V238H29ZM29 239H28V240H29ZM65 239H67V238H65ZM68 239H69V238H68ZM80 239H81V236H77L76 238L73 239V242H80V243H81L82 239H81V241H80ZM84 239H85V238H84ZM96 239H97V238H96ZM96 239H95V240H96ZM104 239H105V238H104ZM107 239H108V238H107ZM107 239H105V240H107ZM114 239H115V238H114ZM121 239L123 240L124 238H121ZM127 239H128V238H127ZM134 239H135V238H134ZM137 239H138V238H137ZM180 239H181V238H180ZM188 239H190V237H189ZM188 239H187V240H188ZM200 239H201V238H200ZM210 239H211V238H210ZM214 239H215V238H214ZM226 239H227V237H226ZM234 239H235V238H234ZM238 239H239V238H238ZM240 239H239V240H240ZM18 240H19V239H18ZM20 240H21V239H20ZM20 240H19V242H20ZM33 240H34V238H33ZM55 240H56V239H55ZM59 240H60V239H59ZM86 240H87V239H86ZM89 240H90V239H89ZM91 240H92V239H91ZM95 240H94V241H95ZM99 240H100V239H99ZM102 240H103V239H102ZM108 240H109V239H108ZM108 240H107V241H108ZM117 240H118V239H117ZM117 240L115 239V243H116ZM150 240H151V239H150ZM154 240H155V239H154ZM184 240H185V238H184ZM192 240H193V239H192ZM192 240H190V241L192 242ZM194 240H195V239H194ZM229 240H230V238H229ZM229 240H227V241H229ZM235 240H237V238H236ZM235 240H233V238H232V240H230V241L237 242V241H235ZM239 240H238V243H239ZM249 240H250V239H249ZM252 240H254V239L252 238ZM255 240H256V239H255ZM255 240H254V241H255ZM22 241H23V240H22ZM31 241H32V239H31ZM46 241H48V240H46ZM62 241H63V240H62ZM62 241H61V243H62ZM97 241H98V239H97ZM110 241H111V240H109L108 242L110 243ZM124 241H125V239H124ZM128 241H129V239H128ZM142 241H143V240H142ZM190 241H189V242H190ZM214 241H215V240H214ZM214 241H213V242H214ZM223 241H224V239H223ZM227 241H224V242H227ZM241 241H242V240H241ZM243 241H244V240H243ZM243 241H242V243H243ZM247 241H248V240L246 239L245 242H247ZM258 241H259V240H258ZM260 241H261V240H260ZM0 242H1V241H0ZM8 242H9V241H8ZM12 242H13V241H12ZM19 242H18V243H19ZM32 242H33V241H32ZM32 242H31V243H32ZM55 242H56V241H55ZM64 242H65V240H64ZM66 242H67V241H66ZM70 242H72V239H71ZM85 242H86V241H85ZM119 242L121 243V241H119ZM119 242H118V243H119ZM137 242H138V241H137ZM181 242L184 243L185 241H181ZM191 242H190V243H191ZM194 242H196V241H194ZM200 242H201V241H200ZM200 242H198V243H200ZM202 242H203V241H202ZM202 242H201V244H202ZM204 242H205V244H206V243L208 242V240H207V241L204 240ZM204 242H203V244H202L203 247H204ZM209 242H210V241H209ZM219 242H220V241H219ZM251 242H252L253 244L255 243L254 245L256 246V244H257L256 241H255V242L251 241ZM10 243H11V242H10ZM16 243H17V242H16ZM56 243H57V242H56ZM68 243H69V241H68ZM80 243H79V244H80ZM93 243H94V242H93ZM122 243H123V241H122ZM130 243H132V242H130ZM145 243H146V242H145ZM190 243H189V245H190ZM217 243H218V240L216 241V244H217ZM227 243H228V242H227ZM242 243H240V246L242 245ZM260 243H261V242H260ZM7 244H8V243H7ZM57 244H59V243H57ZM69 244H70V243H69ZM84 244H85V243H84ZM84 244H83V245H84ZM86 244H88V243L86 242ZM91 244H92V243H91ZM95 244H97V243H95ZM95 244H94V246H95ZM101 244H102V243H101ZM105 244H106V243H105ZM107 244H108V243H107ZM107 244H106V247H107ZM113 244H114V243H113ZM116 244H117V243H116ZM123 244H124V243H123ZM125 244H128V243H125ZM125 244H124V245H125ZM137 244H138V243H137ZM185 244H186V242H185ZM187 244H188V243H187ZM194 244H196V243H194ZM213 244H214V243H213ZM213 244H212V245H213ZM216 244H215V247H216ZM222 244H223V242H222ZM229 244H230V242H229ZM231 244H232V243H231ZM253 244H252V246H254ZM261 244H262V243H261ZM11 245H13V244L11 243ZM18 245H19V244H18ZM59 245H61V244H59ZM77 245H78V244H77ZM83 245H82V246H83ZM92 245H93V244H92ZM99 245H100V244H99ZM114 245H115V244H114ZM117 245H118V244H117ZM117 245H115V247H116ZM132 245H133V244H132ZM208 245H209V244H208ZM210 245H211V244H210ZM210 245H209V246H210ZM219 245H220V244H219ZM232 245H233V244H232ZM236 245H237V247H238V244H237V243H236ZM236 245H235V246H236ZM243 245H244V244H243ZM3 246H4V245H3ZM13 246H14V245H13ZM16 246H17V244H16ZM20 246H21V245H20ZM31 246H32V245H31ZM31 246H30V247H31ZM65 246H66V245H65ZM84 246H85V245H84ZM102 246H103V245H102ZM104 246H105V245H104ZM109 246L112 248V250L109 249L110 247H107V248H108L110 251L113 252V248H114V247H113L112 243H111ZM119 246H120V245H119ZM122 246H123V245H122ZM122 246H120V248H123ZM130 246H131V245H130ZM136 246H137V245H136ZM143 246H144V245H143ZM154 246H155V245H154ZM197 246L200 247V245H198V244H197ZM217 246H218V244H217ZM220 246H221V245H220ZM223 246H224V245H223ZM225 246H226V245H225ZM225 246H224V248H225V250H226V247H225ZM228 246H229V245L227 244V247H228ZM235 246H234V247H235ZM240 246H239L238 249H237L238 251L240 250ZM246 246H248V245L245 244V247H246ZM261 246H264V245H261ZM26 247H27V246H26ZM55 247H56V246H55ZM73 247H75V246H73ZM77 247H78V246H77ZM77 247H76V248H77ZM85 247H86V246H85ZM87 247H91V246H87ZM96 247H98V246H96ZM96 247H95V248H96ZM187 247H189V246L187 245ZM187 247H186V249H188ZM201 247H202V246H201ZM206 247H207V245H206ZM215 247H213V248H215ZM229 247H230V246H229ZM242 247H244V246H242ZM245 247H244V249H245ZM249 247H250V245H249ZM8 248H12V246H11V247H8ZM19 248H20V247H19ZM61 248H62V247H61ZM61 248H60V249H61ZM67 248H68V247H67ZM71 248H72V245H71V246L69 245V249H71ZM100 248H101V245H100ZM100 248H98V249L96 248V249L99 250ZM120 248L118 247L119 250H120ZM124 248H125V247H124ZM128 248H129V246H128ZM152 248H153V246H152ZM184 248H185V247H184ZM194 248H195V247H194ZM194 248H193V249H194ZM196 248H198V247H196ZM208 248H209V247H207L206 249H208ZM216 248H217V247H216ZM219 248H220V247H219ZM254 248H255V247H254ZM259 248H260V247H259ZM1 249H2V248H1ZM3 249H4V248H3ZM24 249H25V248H24ZM26 249H27V248H26ZM60 249H59V250H60ZM64 249H66V247H65ZM64 249H62V251H63ZM87 249H88V248H86V250H87ZM101 249H102V248H101ZM105 249H106V248H105ZM126 249H127V248H126ZM135 249H136V248H135ZM211 249H212V248H211ZM220 249H221V248H220ZM220 249H217V252H218V250H220ZM229 249H230V248H229ZM229 249L226 250V251H231V250H229ZM231 249H232V248H231ZM235 249H236V247H235ZM250 249H251V248H250ZM257 249H258V248H257ZM4 250H5V249H4ZM11 250H12V251H15V249H14V250L11 249ZM56 250H57V249H56ZM76 250H77V249H76ZM82 250H83V249H82ZM84 250H85V249H84ZM89 250H90V248H89ZM106 250H107V249H106ZM115 250H116V249H114V251H115ZM121 250H123V249H121ZM124 250H125V249H124ZM124 250H123L122 253H124ZM130 250H131V249H130ZM133 250H134V249H133ZM143 250H144V249H143ZM145 250H147V248H145ZM153 250H154V249H153ZM199 250L201 251L202 249L200 248ZM199 250L197 249V250H195V251H199ZM232 250H233V253H232V251H231V253L234 254V251H236V250H234V249H232ZM248 250H249V249H248ZM16 251H17V250H16ZM21 251H22V250H21ZM67 251H68V249H67ZM72 251H73V250H72ZM87 251H88V250H87ZM90 251H91V250H90ZM127 251H128V250H127ZM127 251H126V253H125V256H126V254H127ZM182 251H183V250H182ZM206 251H208V250H206ZM221 251H222V250H221ZM240 251H241V250H240ZM246 251H247V249H246ZM249 251H250V250H249ZM252 251H255V249H254V250L252 249ZM4 252H6V251H4ZM28 252H29V250H28ZM69 252H70V250H69ZM98 252H99V251H98ZM100 252H101V251H100ZM102 252H103V250H102ZM104 252H105V251H104ZM108 252H109V251H108ZM152 252H153V251H152ZM152 252H151V253H152ZM179 252H180V251H179ZM184 252H185V251H184ZM186 252H187V251H186ZM191 252H193V250H192ZM242 252H243V249H242ZM255 252H257V251H255ZM261 252H263V254H264L263 249H262V251H258V253H261ZM11 253H12V252H11ZM17 253H18V252H17ZM62 253H63V252H62ZM73 253H74V251H73ZM88 253H89V252H88ZM96 253H97V251H96ZM116 253H117V250H116ZM138 253H140V252H138ZM141 253H142V252H141ZM143 253H144V252H143ZM145 253H146V252H145ZM181 253H182V252H181ZM189 253H190V252H189ZM189 253H188V254H189ZM205 253H206V252H205ZM209 253H210V252H209ZM209 253H206V254H209ZM211 253H212V252H211ZM213 253H214V251H213ZM215 253H216V252H215ZM215 253H214V254H215ZM238 253H239V252H238ZM243 253H244V252H243ZM243 253H242V254H243ZM249 253H250V252H249ZM8 254H9V253H7V255H8ZM14 254H15V253H14ZM28 254H29V253H28ZM63 254H64V253H63ZM83 254H84V253H83ZM90 254H91V253H90ZM94 254H95V253H94ZM98 254H99V253H98ZM106 254H107V252H106ZM106 254H104V255H106ZM112 254H113V253H112ZM114 254H115V253H114ZM195 254H196V253L194 252V255H195ZM197 254L199 255L200 253H197ZM197 254H196V255H197ZM201 254H202V253H201ZM220 254H221V253H220ZM220 254H219V255H220ZM225 254H226V253H225ZM225 254H224V255H225ZM236 254H237V253H236ZM240 254H241V253H240ZM240 254H237V257H238V255H240ZM250 254H251V253H250ZM252 254H253V253H252ZM263 254H261V255H263ZM11 255H12V254H11ZM18 255H19V254H18ZM20 255H21V254H20ZM70 255H71V252H70ZM72 255L74 256V254H72ZM85 255H87V253H86ZM85 255H84V257H85ZM100 255H102V254H100ZM110 255H111V254H110ZM116 255H118V253H117ZM116 255H114V256H116ZM119 255H120V254H119ZM128 255H129V253H128ZM128 255H127V256H128ZM133 255H134V254H131V257H133ZM144 255H145V254H144ZM149 255H150V253H149ZM173 255H174V254H173ZM203 255H205V254H203ZM209 255H211V254H209ZM217 255H218V254H216V256H217ZM248 255H249V254H248ZM259 255H260V254H259ZM4 256H5V255H4ZM62 256H65V255H62ZM66 256H67V255H66ZM73 256H72V257H73ZM88 256H89V254H88ZM107 256H108V254H107ZM111 256L114 257L113 255H111ZM129 256H130V255H129ZM129 256H128V257H129ZM146 256L148 257V255H146ZM146 256H145V257H146ZM181 256H182V255H181ZM181 256H180V257H181ZM192 256H193V254H192ZM199 256H200V255H199ZM205 256H206V255H205ZM222 256H223V254H222ZM222 256H221V257H222ZM226 256H227V254H226ZM226 256H225V257L223 256V258H226ZM232 256H233V255H232ZM232 256H231V257H232ZM235 256H236V255H234V257H235ZM245 256H247V255H245ZM245 256H244V258L242 259V260H244V261H246L245 258H247V257H245ZM251 256H252V255H251ZM254 256H255V255H254ZM257 256H258V255H257V253H256V258H258V260H257V262L253 261V262H255V263H253V264H264V263H263V262H264L263 260H262L263 262H262V261H259V260L262 259L261 257H264V256H261V257L259 256L261 259H259V257H257ZM72 257H71V258H72ZM103 257H104V256H103ZM119 257H120V256H119ZM128 257H127V258H128ZM137 257H138V256H137ZM143 257H144V256H143ZM207 257H208V256H206L205 258H207ZM211 257H212V255H211ZM249 257H250V256H249ZM252 257H253V256H252ZM0 258H2V256H1ZM11 258H12V256H11ZM11 258H10V259H11ZM15 258H16V257H15ZM15 258H14V259H15ZM17 258H18V256H17ZM21 258H22V257H21ZM104 258H105V257H104ZM104 258H102V256L100 257V259H104ZM108 258H110V257H108ZM115 258H118V257H115ZM121 258H122V257H121ZM129 258H130V257H129ZM149 258H150V257H149ZM151 258H152V257H151ZM151 258H150V259H151ZM164 258H165V257H164ZM176 258H179V256L176 257ZM185 258H186V257H185ZM189 258H190V257H189ZM189 258H187V259H189ZM194 258H195V260H196V257H194ZM203 258H204V257H203ZM205 258H204V259H205ZM214 258L216 259L215 256H214ZM218 258H220V257H218ZM228 258H229V256H228ZM239 258H240V257H239ZM239 258H238V259H239ZM241 258H242V257H241ZM241 258H240V259H241ZM256 258H254V259L256 260ZM8 259H9V258H8ZM94 259H95V258H94ZM94 259H93V260H94ZM100 259H98V257H97V261H98L97 263L100 262V261H99ZM105 259H106V258H105ZM110 259H111V258H110ZM112 259H114V258H112ZM124 259H125V258H124ZM199 259H200V262H201V258H199ZM204 259H203V260H204ZM211 259H212V258H211ZM221 259H222V258H220V261H221ZM229 259H230V258H229ZM229 259H228V260H229ZM5 260H6V259H5ZM15 260H16V259H15ZM82 260H83V259H82ZM88 260H89V259H88ZM95 260H96V259H95ZM106 260L109 261V259H106ZM106 260H105V261H106ZM119 260H121V259H119ZM125 260H126V259H125ZM151 260H152V259H151ZM174 260H175V259H174ZM197 260H198V259H197ZM217 260H219V259H217ZM222 260H223V259H222ZM228 260H227V262H228ZM230 260H231V259H230ZM230 260H229V261H230ZM234 260H235V259H234ZM252 260H253V259H252ZM59 261H60V259H59ZM85 261H86V260H85ZM112 261H113V260H112ZM117 261H118V260H117ZM123 261H124V260H123ZM146 261H148V260H146ZM165 261H166V260H165ZM198 261H199V260H198ZM204 261H205V260H204ZM207 261H208V259H207ZM212 261H216V260L213 259ZM237 261H238V260H237ZM78 262H79V261H78ZM90 262H92V260H91ZM94 262H95V261H94ZM94 262H93V263H94ZM102 262H103L102 264H104V260H103ZM119 262H120V261H119ZM119 262H117V263H119ZM161 262H162V261H161ZM161 262H160V263H161ZM166 262H167V261H166ZM175 262H177V260H176ZM175 262H174V263H175ZM188 262H190V260H189ZM194 262H195V261H194ZM208 262H211V261H208ZM208 262H207V263H208ZM218 262H219V261H218ZM224 262H225V264H226V261H224ZM238 262H239V261H238ZM242 262H243V261H242ZM248 262H249V258H248ZM248 262H243L242 264H244V263L247 264ZM261 262H262V263H261ZM2 263H3V262H2ZM2 263H1V264H2ZM9 263H10V262H9ZM11 263H12V261H11ZM11 263H10V264H11ZM79 263H80V262H79ZM117 263H116V264H117ZM149 263H150V261H149ZM172 263H173V262H172ZM177 263H178V262H177ZM202 263H203V262H202ZM204 263H205V262H204ZM211 263H212V262H211ZM211 263H210V264H211ZM216 263H217V262H216ZM221 263H222V262H221ZM228 263H229V262H228ZM235 263H237V262H235ZM239 263H241V261H240ZM15 264H16V263H15ZM19 264H20V263H19ZM69 264H70V263H69ZM82 264H84V262H82ZM94 264H96V263H94ZM106 264H107V263H106ZM108 264H109V263H108ZM112 264H115V263H112ZM131 264H132V263H131ZM135 264H137V263H135ZM139 264H140V263H139ZM147 264H148V263H147ZM163 264H164V263H163ZM165 264H166V263H165ZM170 264H171V263H170ZM180 264H181V263H180ZM182 264H185V263H182ZM208 264H209V263H208ZM212 264H213V263H212ZM223 264H224V263H223ZM229 264H230V263H229ZM251 264H252V263H251Z\"/></svg>",
    "mask_w": 264,
    "mask_h": 264
}]
</instances>
